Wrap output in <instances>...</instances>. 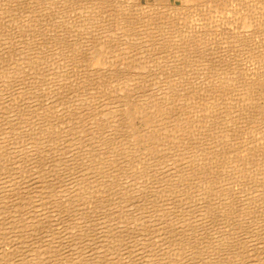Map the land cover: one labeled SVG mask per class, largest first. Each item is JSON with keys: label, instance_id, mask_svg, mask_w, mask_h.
I'll return each instance as SVG.
<instances>
[{"label": "rangeland", "instance_id": "rangeland-1", "mask_svg": "<svg viewBox=\"0 0 264 264\" xmlns=\"http://www.w3.org/2000/svg\"><path fill=\"white\" fill-rule=\"evenodd\" d=\"M0 1H2V0H0ZM5 3H4V2ZM2 2L4 3H0V11H3V13H4V15L2 14V12L0 13V19H3L4 17H5V19H3V20H0V22H2V23H0V25H2V27L0 26V28H1V32H3V34H2V37H1V32H0V37H1V39L0 40H2L4 37V39L5 40H12L13 38V40L15 41L16 40V42H14L13 40L12 41H5L4 39L2 40V41H0L1 43H0V45H3V46H0L1 47V49H3V50H0V51H3V52H1L0 53V55H3V56H0V58H2V57H5V55H6V52L8 51V45H9V52L10 53H7V55H6V57L7 58H9V59H7L6 57V59L3 61V59H0L2 62H4L3 64L5 65L4 67H6L7 68V70H5V68L3 67V65L1 64V61H0V71H2L3 72V74H4V76L2 75L1 77H0V83H2L3 82V88L1 87V85H0V90L2 91H0L1 93H0V96H1V98L3 99V101H1L2 99H0V109H3V107H4V109L5 108H7V109H5V111H4V109L3 110H0V118L2 117V118H4L5 119V122L4 121H2V120H4V119H2L1 120V122L0 123H3V124H5L7 121V124L6 125H4L3 126V124H0V127H2L1 129H0V134H2V135H0L1 137L0 138H2V136H3V138L2 139H0V144L2 143L1 141H3L4 143H2L3 144V146H1L0 148H5V149H0V151H2L3 152V154L1 155V152H0V158H2V160L0 159V161L2 162H7V161H9V162H7V164L10 166V167H12V168H10L8 165H6V163H1L0 162V166H1V168H3V170H1V168H0V182H2V183H0L1 185H0V191H1V193H3V194H1L0 193V204H7L6 206H5V204H4V206H2V205H0V207H2V209H0V212H2L1 210H6L5 211V214H4V211H3V213H0L1 215H0V235L2 236L3 235V237H5V241H6V239H9V238H11L12 240H15V241H17V243L19 244H17L15 241H12L11 239H9V241L7 240V242H3L2 240H4L1 236H0V239H2V240H0V244H1V242H3L2 244H4V246L5 247H7L8 246V244H9V246H8V248L10 249L11 247H13V248H11V250L13 251V252H15V253H13L12 252V258H14L15 257V259H18L19 260V264H30L29 262H31V263H33L32 261H34L35 262V264H45L44 262H46V264H51V262L50 261H52L53 259V262H52V264L53 263H55L56 264V261H55V258L54 257H56V256H53L52 254H56L57 255V253L56 252H53V253H45L46 252V249H44L43 247H40L41 245H44L45 244V240H43V239H47V235L48 236H53L54 234L56 235V238H54L55 237V235L53 236V243H54V247H56V248H58V250H59V245L60 244H62V243H64V246H65V249H66V247L68 248V249H66V250H64L63 248V250H60V255H62V256H65L66 254V256H67V258H69L68 256V254H70V255H73L74 254V256H73V258L75 259H73V258H71L72 256H70V258L68 259V260H66V256L65 257H60V255H59V257L57 256V258H56V260L57 261H59V262H57V264H60V263H62V264H65V262L67 263V264H70L69 262H71L72 264H76V263H78V264H80V262H81V260H82V263L84 264V263H86V264H90L91 262V264H93V262H95L94 264H103V263H105V264H111V261L114 259V261L116 262V260H117V258L119 257H117L116 256V254L117 253H119V251L122 249V247H123V250H121L120 251V253L121 254H117V255H120V257H121V255L124 253V251H125V253L124 254H126V252L128 251H126V249H128V243H131V240L133 239V242H137L138 243V245H140V243L142 244V245H140V248H137V247H139L137 244H132V247H134L135 245H136V249L134 248L133 250H131L132 249V247H130L131 245L129 244V251L127 252V253H129L130 251L131 252H133V251H135V252H133V253H129V255H133L134 256V259L132 258V256H130V258H132L133 259V261H132V259H130V258H127V256H129L128 254L127 255H124L123 257H121L122 259H124L123 260V262H122V260H121V262L122 263H125V264H131L132 262H134L136 259H138V260H136L133 264H138V262H139V264L140 263H142V264H146V262L145 263H143V260L145 261L147 258H148V256L149 255H151L152 254V256L154 255H156V253H157V251L159 250L160 251V249H161V253H159V251H158V253L160 254V255H162V253H163V256L161 257L158 253H157V255H156V257H152V256H149V258L151 259H156V260H161V261H159L158 260V262H160L159 264H161V262H162V264H163V262H165V261H167L170 257H172V256H170V255H173L172 254V252L173 251H175L176 252V250H177V247H178V250L177 251H179V252H177V254L178 255H180V257L179 256H177L176 255V253H174L175 254V256H173L172 258H171V260H168V264L171 262V264L173 263L174 264V262L173 261H175V264H194V263H196V264H200V263H204V264H264V111L262 112L263 113V115H262V113H260V110L263 108L264 109V55H261L262 54V51L260 52V50H256V48L254 47V45L253 46H250V45H252V42L253 43H255L256 41H255V39H249V38H247V39H249L250 40V42H248L247 40H246V38H244L243 39V35H241V34H243V26H240L241 24H242V17H243V12H240V14L242 15V17L241 16H239L240 14H239V11L241 10V11H243V10H245V7H246V4H247V6H248V2H246V3H244V5L245 6H243V4H241L240 2H243V0H239V3H240V7H239V5L238 4H236V3H238V2H236V1H238V0H228V2L229 3H231V4H227L228 2L227 1H225V0H222L223 1V4H222V2H219L218 0H208L207 2H205V4H204V0H202L203 2V4L201 3V0H189V3H188V1H187V3L185 4V3H183L182 1H175V0H170V2H171V6H167L166 7V3H167V0H130L129 2L127 1V0H105V3H103L102 2V0L100 1V0H47V6H46V0H33V2L35 1V3H33L31 0H21V2H20V0H11V1H7V0H3ZM8 2V4H7V2ZM16 1H19V3H20V5L18 4V2H16ZM28 1V2H27ZM32 2V4H33V6H35V7H33L32 5H30L31 4V2ZM39 1V2H38ZM42 1V2H41ZM138 2V4H140V5H138V6H136L137 5V2ZM193 1V3H191ZM194 1H196V2H194ZM225 1V2H224ZM232 1V2H231ZM12 2H14V3H12ZM43 4H41V3ZM48 2H50V3H48ZM100 2H102L101 4H99ZM126 2H128V4H127V7H126ZM209 2V3H208ZM235 2V4H232V3H234ZM10 3H12V5L10 4ZM17 5H19V6H17ZM23 3L26 5H23ZM28 3H30V4H28ZM41 4V5H39L41 8H42V10H44V11H42L41 9V13H40V10H39V6H38V4ZM125 3V4H124ZM208 3V4H207ZM217 3V4H216ZM220 3V4H219ZM225 3V4H224ZM1 4H3L4 5V7H5V9L6 10H3V8L1 7L2 5ZM9 5L10 4V8H12V6L14 5V8H17L16 9V11H15V9L14 8H12L11 9V12H10V8H7V6H5V5ZM36 4H37V6H36ZM96 4V5H95ZM105 4V5H104ZM117 4L120 6H118L117 7ZM121 4L125 7V9H124V7L122 8V9H120L122 6H121ZM168 4V3H167ZM214 4V5H213ZM15 5H16V7H15ZM21 5L22 6H24V8L22 7L21 8ZM28 5H29V7H28ZM46 7H45V6ZM50 5H52V6H50ZM100 5L102 6L100 9L98 8V6L100 7ZM106 5L107 6H110V7H108V8H106ZM144 5V6H143ZM232 5V6H231ZM237 5V6H236ZM42 6H44V8H47L46 10L42 7ZM50 6V7H49ZM129 6V7H128ZM142 6V7H141ZM147 6V7H146ZM230 6V7H229ZM233 6H235L234 7V9L233 8H231V7H233ZM242 6V7H241ZM37 7V8H36ZM39 7V8H38ZM52 7V8H51ZM112 7H114V10H113V8ZM227 7V8H226ZM20 8H21V10H20ZM34 8H35V10L37 9L38 11H39V13L40 14H42V12H43V16L45 15V14H47L44 18L42 17V15H38L39 13H37V12H35V10H34ZM51 8V9H50ZM98 8V9H97ZM239 8H241V9H239ZM9 9V10H8ZM23 9V10H22ZM49 9V10H48ZM127 9V10H126ZM233 9V10H232ZM24 10H25V13H24V15H21V13L23 14V12H24ZM51 10V11H50ZM112 10L113 11H115V12H112ZM237 12H236V11ZM5 11L6 12H8V13H10V14H8V13H5ZM15 11V12H14ZM27 11V12H26ZM32 11V12H31ZM50 11V13H48ZM123 11V12H122ZM233 11V12H232ZM30 12V13H29ZM47 12V13H46ZM15 13H16V15H15ZM18 13V14H17ZM234 13H236V15H238V16H235V14ZM5 14H8L9 16L11 15V18L12 17H20L19 19H18V22H17V19L16 18H12V20H14V21H12L11 20V18L7 15V16H5ZM25 14H26V16H25ZM28 14V15H27ZM30 14V15H29ZM36 14L39 16V18L41 19H39L38 18V21H37V17H35L36 16ZM50 14V15H49ZM19 15H21V16H19ZM49 15V16H48ZM234 15V16H233ZM3 16V17H2ZM25 16V18L23 19V17ZM29 16H31L30 17V20L29 21H27L28 19H29ZM32 16H34V19H33V21L31 20L33 17ZM7 17V18H6ZM8 17H9V19H8ZM22 17V18H21ZM28 17V18H27ZM42 17V18H41ZM47 17H50V18H47ZM234 17H236V18H234ZM237 17L239 18V20H240V22L238 21V19H237ZM210 18V19H209ZM222 18V19H221ZM20 19L21 20H24L25 21V23L23 22V21H20ZM26 19V20H25ZM211 19H213V21L211 20ZM235 19H237V21L235 20ZM9 20L11 21V22H9ZM39 20H40V22H41V24L39 23L38 25H37V22H39ZM43 20V21H42ZM211 20V21H210ZM221 20H223V21H221ZM242 20V21H241ZM5 21H7V22H5ZM30 21H32V26H29V25H26V24H30V23H27V22H30ZM34 21H36L35 23V25L36 26H34L33 27V25H34ZM48 22V24H49V27L51 26V28L50 29H48L47 27H48V25L45 23V22ZM219 21H221V22H219ZM9 22V23H8ZM14 22V23H13ZM43 22V23H42ZM238 22V23H237ZM6 23H7V25H9L10 26V28H8L7 26H5L6 25ZM19 23V24H18ZM24 23V27H26L27 28V30H28V32L26 31V28H24L23 26H22V24ZM4 24V25H3ZM12 26H14L13 28H14V30H13V28L11 29V25ZM18 24V25H17ZM22 27H21V26ZM124 25V26H123ZM127 25V26H126ZM239 25V26H238ZM243 25V24H242ZM3 26H4V28L6 27V29L3 31ZM17 26L19 27V31H17L18 30V28H17ZM29 26V27H28ZM37 26H42V28L43 29H45V31L46 32H44L43 31V29H41V30H39L40 28L39 27H37ZM31 27H33V28H31ZM124 27H126V28H124ZM7 28H8V30H7ZM15 28H17V29H15ZM24 28L25 30L23 31L22 29ZM36 28H38V31H36L37 29ZM233 28H234V31H233ZM242 28V29H241ZM9 29H10V32H9ZM20 29H21V32H20ZM29 29H30V31H31V34L29 35ZM236 29H238V31L236 30ZM239 29H241L242 30V32H241V30H239ZM7 30V31H6ZM12 30V31H11ZM15 30H16V32H15ZM250 30H252V29H250ZM6 31V32H5ZM26 31V34L28 33V35H25L24 34V32ZM34 31V32H33ZM39 31L40 32H43V34L45 33V35H46V37H45V35H41V33H39ZM47 31L50 33V34H47ZM230 31H233L232 33L230 32ZM237 31V32H236ZM253 31H255V30H253ZM5 32V33H4ZM18 32H20V34H19V36L17 35L18 34ZM33 32V33H32ZM35 32H36V35H37V37H35L36 35H35ZM238 32H239V35H238ZM10 33H14L16 36H13L14 34H10ZM17 33V34H16ZM22 33V34H21ZM40 35H39V34ZM231 33V35H230V37H232V35L233 34H235V33H237L236 34V36H237V38H234V40L232 39V38H230V37H228L229 36V34ZM262 35H264L263 34V32H260ZM260 33H257V34H260ZM7 36V38H6V36ZM9 34H10V36L12 37H10L11 39H9ZM34 35V39H33V36H32V39L30 38L31 37V35ZM250 34V33H249ZM258 35V37H259V39L261 40V42H263V44H264V37H262V35ZM24 35H25V38H24ZM38 35L39 36H41V41H42V43L43 44H46V45H42V43L40 42V40L39 39H37L38 38ZM48 35V36H47ZM4 36V37H3ZM17 36H18V38H17ZM28 36H30V37H28ZM42 36H44V37H42ZM233 36H235V35H233ZM235 36V37H236ZM239 36V37H238ZM21 37H23V38H21ZM228 37V38H227ZM240 37H242V38H240ZM258 37H257V39H258ZM238 38H239V41H238ZM263 38V39H262ZM21 39L23 40V42L21 41ZM27 39H29V40H27ZM30 39H31V41H30ZM39 40V41H36V40ZM17 40L19 41H21V43L20 44H22L23 43V45H25L26 47H29L30 48V50H29V48H26V47H24V46H21V45H19V43L17 42ZM26 40L28 41V45L27 44H25V43H27L26 42ZM236 40H237V42H236ZM244 40V41H243ZM246 40V41H245ZM255 42H254V41ZM259 40V41H260ZM33 41V42H32ZM36 43H35V42ZM46 43H45V42ZM30 42H32V43H30ZM38 42V43H37ZM41 44H40V43ZM2 43H4V44H2ZM10 43H12V45L10 44ZM13 43H14V45H13ZM18 45H17V44ZM244 43L246 44V43H248V45L246 46V45H244ZM249 43H250V45H249ZM7 46H6V45ZM16 44V45H15ZM32 44H36L38 47H36L35 45H32ZM39 44V45H38ZM206 44V45H205ZM262 43H261V48H262V45H263ZM6 46V49H5V46ZM41 45H42V49L44 50V53H43V51H42V49L40 48L41 47ZM13 47V46H15L14 48H13V54L15 55V53L17 52L16 50H18V52L16 53V55H17V57L16 58H22L21 60L23 61H19L18 59H15V58H13L14 57V55L12 54V48L11 47ZM16 46H18V47H16ZM34 46H35V49H32V48H34ZM43 46L44 47H46L47 49H48V51L50 52V53H52V54H50L48 51H47V49L46 48H43ZM20 47V48H19ZM22 47H24V48H22ZM252 47H254V49L258 52V53H256V52H252L253 50V48ZM263 47H264V45H263ZM15 48H17V49H15ZM19 48V49H18ZM25 48L27 49V51H29V53L30 54H33L34 53V55L32 56V55H30L26 50H25ZM40 48V49H39ZM252 48V49H251ZM21 49H23V50H21ZM37 49H39V50H37ZM45 49H46V51H45ZM5 50V51H4ZM32 50H35L36 51V53H35V51H32ZM251 50V51H250ZM254 50V51H255ZM262 50H264V48H262ZM16 51V52H15ZM21 51V52H20ZM22 51H23V55H24V59H23V56L21 55L22 54ZM32 51V52H31ZM52 51V52H51ZM5 52V53H4ZM24 52H25V54H24ZM40 52H42L43 53V55H42V53H40ZM26 53H28L27 55H26ZM38 53V54H37ZM51 55H49V54ZM259 53H261V54H259ZM5 54V55H4ZM20 54V55H19ZM45 54H46V57H45ZM264 54V53H263ZM11 56V58L12 59H15V61H17L18 60V65L20 64H25L24 66H18L20 69H21V67H22V69H21V71H20V69L18 70V68L17 67H15V69L13 70V68H14V60H12V62H11V58L10 57H8V56ZM12 55H13V57H12ZM36 55V56H35ZM75 55H77V56H75ZM25 56L27 57V59L25 58ZM30 56H32L33 58H38L39 56H40V60L39 59H36L35 61L32 59V57H30ZM43 56V57H42ZM30 57V61L31 62H29L28 61V58ZM43 59H42V58ZM51 57V58H50ZM74 57H76L75 59H74ZM44 58H48L47 60L45 59L44 60ZM95 58H99V60L97 59V61L96 62H94L93 60H95ZM203 58V59H202ZM32 59V60H31ZM7 60V61H6ZM8 60H9V63L11 62L12 63V65H10L9 63H8ZM27 60V61H26ZM38 60H39V62H38ZM43 60V61H42ZM5 61H6V63H5ZM24 61H26V62H24ZM44 61H47V62H44ZM29 62V63H28ZM37 62V63H36ZM42 64H41V63ZM17 63H15V64H17ZM31 63V65L32 66H29V64ZM34 63V64H33ZM37 64V66H36V64ZM39 63V64H38ZM45 63V64H44ZM7 65H8V67H7ZM28 65V66H27ZM36 67V70L37 71H35V67ZM43 65V66H42ZM45 65V66H44ZM248 65V66H247ZM40 66V67H39ZM262 66V67H261ZM23 67H24V69H26V71L24 70L23 71ZM27 67V68H26ZM28 67H32L33 68V72L35 71L36 72V74H35V72H34V74H30V72L29 71H31V73H33L32 72V68L28 71L27 69H28ZM39 69H43L44 68V70L43 71H40V70H38V68ZM45 67H47V69L45 68ZM246 67H248V68H246ZM253 67H255V69H256V71L254 70V69H252ZM258 67L260 68V70L258 69ZM2 68H3V70H2ZM10 68V69H9ZM12 68V69H11ZM250 68V69H249ZM261 68H263L262 69V71H261ZM247 69V70H246ZM9 70H10V72H9ZM47 70V71H46ZM249 70V71H248ZM6 71V72H5ZM7 71H8V74L9 73H11L12 71H13V73H12V75H14L13 77L14 78H12V75L9 77L8 76V74H7ZM19 71V72H18ZM27 71H28V73H29V75H28V73H27ZM46 71V72H45ZM245 71H247L246 73H245ZM255 71V72H254ZM258 71V74L256 73ZM259 71H260V73H259ZM2 72H0V73H2ZM20 73V75L17 77L16 76V73ZM24 72H25V76H24ZM39 72V73H38ZM42 72H44V73H42ZM46 73H47V75H46ZM248 73V74H247ZM255 73V76H256V74H257V76H256V81H257V84H256V89L255 88H252L251 89V94H250V92L249 93H247L249 90H246V88L247 87H244V86H246V84H247V81L250 79V77H251V75H253ZM40 74H42V75H39ZM261 74H263V75H261ZM1 75V74H0ZM5 75L8 77H5ZM18 75V74H17ZM33 75H34V77H33ZM36 75H37V77H36ZM48 76V77H43V78H40V79H42L40 82H43V84H45L46 86H48V84H53V85H51V87L52 88H55V90L54 89H52L51 87H50V85L48 86V87H46L45 85H43L42 83H40L38 80V78L39 77H41V76ZM136 75H138V76H136ZM139 75H141L142 77H140V78H138L139 77ZM27 76H28V78H31L30 79V81L31 80H33V82L35 81L36 82V84H37V86L35 85V82H34V85L32 84V83H30V81H29V79L27 78ZM33 77V79H32V77ZM39 76V77H38ZM122 76V77H121ZM124 76H126L125 77V79H124ZM127 76H129V77H131V78H133V79H130V78H128ZM133 76V77H132ZM246 76V77H245ZM250 76V77H249ZM254 76V75H253ZM252 76V77H253ZM260 76H262L261 78H260ZM21 77H23V79L25 80H23ZM28 79V80H26V78ZM248 77V78H247ZM6 78V79H5ZM16 78H18V79H16ZM35 78V79H34ZM48 78H50V80L48 79ZM134 78L138 81L137 83H139V85L138 84H136V80H135V84H133V82H134ZM143 78V79H142ZM245 78H247V81H245L246 79ZM255 78V77H254ZM259 78V79H258ZM11 79H14L13 81L11 80ZM36 79H37V81H36ZM51 79H52V81H51ZM138 79H140V81L138 80ZM15 80L17 81V80H20L19 82H22V81H24V82H22V83H15ZM132 80V81H131ZM225 80V81H224ZM260 80V81H259ZM7 81L9 82V84H10V81H12L11 82V84H14V85H11V88L12 87H14V88H12V89H14V90H8V88H10V86L7 84ZM26 81L28 82V83H30L29 85L28 84H26ZM229 82V83H227V82ZM255 81V80H254ZM255 81V82H256ZM6 82V83H5ZM18 82V81H17ZM223 82H224V85L225 86H223ZM39 83H40V85H39ZM226 83V84H225ZM7 84V86H5ZM17 84V85H16ZM22 84V85H21ZM126 84H127V87L129 88H127L126 90H129V91H126V93L124 92L125 91V88H126ZM135 85V86H138V87H134L133 85ZM245 84V85H244ZM20 85V86H19ZM25 85H26V87H25ZM31 85H33V86H31ZM40 87H39V86ZM121 85H123V86H121ZM170 85H171V87H170ZM258 85V86H257ZM5 86V87H4ZM9 86V87H8ZM19 88H17V87ZM23 87L22 88V91H24L23 89H26L25 90V92L27 93V94H29L30 93V95H31V93H33L34 91V93H33V95L34 94H36V93H38V94H36V98L34 99V96L32 97V95L30 96V95H28L27 97L26 96H24L23 94V92L21 91V89H20V87ZM41 86H45L44 88L43 87H41ZM118 86H119V88H118ZM123 88V87H125V88H123V89H121L122 91H121V93H118V91H119V89L121 88V87ZM6 87H7V90H6ZM18 89V91H16L17 89ZM28 87V88H27ZM39 87V90L43 93V95H45V96H43V98H42V93L40 92V91H38L37 90V88ZM50 87V88H49ZM112 87V88H111ZM116 88V90H115V88ZM224 87V88H223ZM10 88V89H11ZM30 88V90H27V89H29ZM46 88V89H45ZM47 88L49 89V90H47ZM88 88H92L91 90L90 89H88ZM110 89V90H108V89ZM132 90H131V89ZM138 88V89H137ZM167 88V89H166ZM169 88V89H168ZM173 88V89H172ZM34 90V91H32V90ZM46 90V91H44L43 92V90ZM50 89H52L53 91H54V93H53V91L52 90H50ZM108 90V91H110V93L109 92H106L105 90ZM134 89V90H133ZM173 91H172V90ZM178 90V92H177V90ZM190 91H189V90ZM21 91V95H19L20 93V91ZM37 90V91H36ZM111 90H114V91H117V92H115V94L113 95V93H114V91H112L113 93H111ZM136 90L138 91H141V92H137V94L135 93L136 92ZM144 90H146V91H144ZM157 90H158V92L159 93H155V92H157ZM169 90H171V92H173L174 93V98L172 97L173 96V93H171V92H169ZM176 92H175V91ZM245 90V91H244ZM5 93H4V92ZM8 91V92H7ZM32 91V92H31ZM50 91L51 92V94L50 93H48V92ZM57 91V92H56ZM60 91V92H59ZM72 91H74V92H72ZM88 91V92H87ZM132 92V93H130V95H129V93L128 92ZM147 91L149 92H151L150 93V97H151V95L153 96V99H152V97L150 98L149 96V98H150V100L152 101V104H151V101L148 99V97H147V95H149V94H147ZM154 91V92H153ZM161 91V92H160ZM167 91H168V93H167ZM187 91H189V92H187ZM247 91V92H246ZM12 92H13V94L15 93V92H18V94L17 93H15V95H13L12 94ZM59 92V95L61 94V92H62V94L59 96L57 93ZM134 92V93H133ZM253 92H254V94H253ZM11 93V94H10ZM23 93V94H22ZM40 93H41V96H40ZM46 93H47V96H46ZM56 93V94H55ZM74 96H77V95H79L78 97H75V98H77V99H75L74 97L73 98H71V100L70 101H76V102H70L69 101V99H70V97H72L73 95ZM75 93V94H74ZM77 93H79V94H77ZM107 93L108 94H110L109 95V97H108V95H107ZM116 93H117V95H116ZM127 94L128 93V95H125V94ZM143 93H146V94H143ZM152 93H154V94H152ZM162 95H161V94ZM165 93V94H164ZM172 94L171 96H170V94ZM188 93V94H187ZM189 93H190V95H189ZM192 93V94H191ZM248 95H247V94ZM5 96V97H3V95ZM11 96H10V95ZM27 94H25V95H27ZM49 94V95H48ZM119 94H121L122 96H124V97H121L122 98V100H121V98H120V96H118ZM131 94H136L137 95V97H138V95H139V97L137 98L136 97V95H132L133 96V98H134V100H133V98H131L132 96H131ZM145 95L146 96V98H145V96H144V98L146 99V101H144V100H140L141 99V97H142V95ZM157 95V94H160L161 96H159L158 98H160L163 102H164V104H161V103H163L162 101H161V103L159 104V102H160V99H157L156 97H154V95ZM178 94H180L179 95V97H177L178 96ZM187 94V95H186ZM244 94V95H243ZM250 94V95H249ZM39 95V96H38ZM51 95V96H50ZM56 95H58V97H55ZM72 95V96H71ZM85 95H86V97H85ZM115 95L116 96H118V99H117V97L115 98ZM141 95V96H140ZM155 95V96H156ZM164 95V96H163ZM190 96V100L192 101V102H190V100H189V96ZM247 95V96H246ZM6 96H7V98H6ZM41 97L42 99L40 100V99H38V97ZM53 96V97H52ZM127 96V97H126ZM130 96V97H129ZM158 96V95H157ZM165 96H167V98L165 97ZM176 96V97H175ZM248 96H250V98H251V96H252V98L254 99V100H251V102H248ZM255 96V97H254ZM11 97H13V99H15L16 101H14L13 99L11 100ZM20 97H24V98H22V99H24V100H22V101H20L21 99H20ZM30 97H32V99L34 100H32V99H30ZM44 97H45V99H44ZM46 97H48V99L50 98V97H52L53 99H47ZM79 97H81L82 98V101H81V99H79ZM91 97H92V99H91ZM111 97V98H110ZM112 97L114 98V100L112 99ZM164 97V99L166 98V99H168L169 101H170V99L169 98H171V101H170V103L169 102H167L166 100H164V99H162ZM184 97V98H183ZM10 98V99H9ZM17 98H18V100H17ZM55 98H57L56 99V101L57 102H59V103H57V102H53V100H55ZM87 98H90L89 100L87 99ZM95 98L96 99H98V100H96L95 102H93L92 100H95ZM108 98H110V99H108ZM119 98H120V100L122 101V103H120L119 104V102H120V100H119ZM123 98H124V100H123ZM126 98H128V101H130L131 99H132V101H133V103H134V105H136L135 103L137 102V105H138V103H143L144 105H142L143 107H141V109H138V108H140L139 107V105H141V104H139L138 106L136 105V106H134L133 107V103H128V101H126ZM144 98H142V99H144ZM185 98H186V101H185ZM188 98V99H187ZM247 99V100H245V99ZM4 99H5V101H6V103H8V104H6L5 103V101H4ZM10 100V101H7V100ZM37 99V100H36ZM75 99V100H74ZM78 99H79V101H81V103H83L82 104V106L80 105V104H78ZM84 99L86 100V102H83L84 101ZM113 101H112V100ZM115 99H116V101L118 102V100H119V102L117 103H115ZM154 99H156L157 101L155 102V105H161V107H162V105L164 106V110H163V108H161L160 106H154V109H153V103H154ZM180 100L181 99V101L180 102H178V100ZM193 99V100H192ZM26 100H32V101H30V102H26ZM36 100V101H35ZM38 100H40L39 102H38ZM88 100V101H87ZM111 100V101H110ZM141 102H140V101ZM159 100V101H158ZM184 100V101H183ZM244 100V101H243ZM25 103H27V104H25ZM69 101V103L70 104H68L67 102ZM90 101H92V102H90ZM139 101V102H138ZM177 101V104L176 105H174V103ZM22 102V103H21ZM34 102V103H33ZM44 102L45 103H47L48 102V104L46 105V104H44ZM52 102V104H50V103ZM89 102V105L87 104ZM114 102V103H113ZM124 102V103H123ZM125 102H127V103H125ZM149 104H147V103ZM172 102H173V104H172ZM182 102H184V104L182 103ZM186 102H189V103H186ZM2 103V104H1ZM15 103H18V105L16 104V106L14 105ZM28 103H30L29 105H28ZM53 103H56V104H53ZM84 103H86V106H85V104ZM90 103H91V105L92 106H90ZM94 103V104H93ZM113 103V104H112ZM181 104V106H183L184 108L185 107H187V105H188V110L190 109V107L192 108L190 111H193V112H188V110H187V108H181V106H179L180 104ZM187 105H186V104ZM20 104V105H19ZM21 104H24L23 106L21 105ZM44 104V108H43V105ZM60 105L59 107H58V105ZM73 106H72V105ZM98 104V105H97ZM123 106H122V105ZM131 105V107L129 106V105ZM166 104V105H165ZM179 104V105H178ZM183 104V105H182ZM3 105V106H2ZM8 106V107H6V106ZM13 105V106H12ZM33 105V106H32ZM39 105V107H37ZM40 105L42 106L41 108H40ZM57 105V106H56ZM69 106V105H71V107L70 108H68L69 109V111H68V109H67V107L66 106ZM88 105V106H87ZM122 107H120V106ZM124 105H127V107L126 108H124L125 106ZM145 105H148V106H146V107H149L148 108V111H147V109L145 108L144 109V107H145ZM152 107H151V106ZM170 105H172V106H170ZM181 108V109H184V111H185V113L183 112V110L181 111V109H179V110H177L179 107ZM186 105V106H185ZM19 106H21V108H19ZM29 106V107H28ZM30 106L32 107V108H30ZM36 106V107H35ZM45 106H47V108L48 107H52V109H50L49 111H47L46 110V112H50L52 115H53V113L54 114H56V113H58V116L57 115H55V116H53L54 118V120L53 119H51L52 117H49L51 114H46L45 113ZM56 106V107H55ZM85 106V107H84ZM174 106H176L177 108H175ZM2 107V108H1ZM9 107H10V111H9ZM11 107H12V109H11ZM14 107V108H13ZM23 107H25V108H23ZM129 107L130 108H134V110H135V114L132 112L133 110L132 109H130L129 110ZM155 107H157V108H155ZM158 107H159V109H158ZM165 107H166V109H167V113L165 112ZM168 107V108H167ZM169 107H171V108H175L174 110H173V112H172V110H171V112L169 111L170 109H169ZM16 108H17V110L19 111V109L21 110L20 111V113L16 110ZM22 108L23 109H25V111H23L22 110ZM37 109V108H40V109H38V111L37 112H41L40 110H42V109H44V112H43V110H42V117H43V119H44V116L46 115V116H48V117H46L45 116V119L44 120H47L48 118H49V121H50V119H51V122H45V124H44V122H41V123H39L40 122V120H42V117H41V113L38 115L39 116V118H40V120H39V118H38V116H36L37 114V112H36V110L35 109ZM58 108V109H57ZM60 108V109H59ZM63 108V109H62ZM71 108H73L72 110H70ZM113 108H114V110L115 109H117L118 110V108H119V112H117V110H116V112L113 110ZM128 108V109H127ZM144 110H143V109ZM14 109V110H13ZM34 109V110H33ZM120 109H123V110H121L120 111ZM150 109H151V111H150ZM158 110V112H160V114H161V116H158V114L159 113H157V111L155 112L154 110ZM161 109V110H160ZM255 109H257V111L255 110ZM258 109H260V110H258ZM8 110V111H7ZM52 110H57V111H52ZM109 110V111H108ZM125 110V112L126 111H128V112H126L127 114H129L130 115V113L131 114H134L133 116H131V117H133V119L131 120H129L128 119V116H127V114H125L124 112H123V114H125L124 116H123V114L121 113L122 111H124ZM140 110H141V112H140ZM162 110L165 112H162ZM15 111H17L19 114H21V115H18V113H16ZM29 111V112H28ZM34 111V112H33ZM111 111V112H110ZM145 111V112H144ZM174 111H176V112H179L180 111V114L179 113H175ZM5 112H6V114H5ZM11 112V113H10ZM17 114H15V113ZM33 112V113H32ZM53 112V113H52ZM56 112V113H55ZM72 112L73 113V115H72V117H70V115L72 114H70V113ZM109 113V114H107V113ZM114 112V113H113ZM136 112H140V113H138V116L136 115ZM144 112V113H143ZM146 112H149V114H151V112H155V113H152L151 115H150V117L152 118H155V120L154 119H151L150 121L148 120V119H150V117L149 116H146L145 114H147ZM185 114H183V113ZM187 112V113H186ZM258 112H259V114H258ZM10 113V114H9ZM26 113H28V114H26ZM31 115H30V114ZM44 113H45V115H44ZM62 113V115H64V116H66L67 118H65L64 117V119L62 118V117H59V115ZM111 113V114H110ZM115 113L117 114H119L120 113V115H118L117 117L118 118H116V115H115ZM169 113V114H168ZM173 113H175V114H178V115H180V116H178V115H176V117H175V114H173ZM190 113H192V114H190V115H192V116H190L189 114ZM74 114H76V115H74ZM80 116H78V115ZM107 114V117L105 116ZM139 114H141V117H143V115L142 114H144V117L142 118L143 119V121L141 120V119H139L140 118V115ZM153 114L154 115H156L157 116V118H158V120L156 119V117H154L153 116ZM159 114V115H160ZM162 114H164V115H162ZM165 114L166 115H172L173 117L172 118H170V116H165ZM182 114V115H181ZM194 114V115H193ZM260 115L259 117H258V115ZM6 115H9L8 117H10V118H12L11 119V121H10V118H8ZM15 115V116H14ZM24 115V116H23ZM51 115V116H52ZM109 115V116H108ZM262 115V116H261ZM16 116H17V118H16ZM30 116H36V117H30ZM59 117V118H57V117ZM76 116V117H75ZM78 116V117H77ZM113 116V117H112ZM120 116H122V117H120ZM135 116H136V119H135ZM146 116V117H145ZM163 116V117H162ZM182 116V117H181ZM188 116V117H187ZM193 116H195V117H193ZM18 117H20L21 118V120H22V122L19 120L20 118H18ZM22 117H23V119H25V118H28V117H30V118H28L27 120L25 119V120H23L22 119ZM109 117V118H108ZM114 118L113 120L111 119V118ZM127 119H126V118ZM139 117V118H138ZM159 117L161 118L162 117V119L165 117L167 120H168V122L166 121V120H164V121H161V125H160V123H158V122H160L159 121ZM168 117V118H167ZM179 117L181 118V119H179ZM186 117H187V119H186ZM193 117V118H192ZM37 119V120H39V127L41 126H43L42 127V129H41V131H44V133L43 132H41V133H43V134H41L39 131H38V129H39V127H38V124L35 122V124L36 125H33L34 123H31L30 121H29V119L31 120V121H36L35 119ZM70 118V119H69ZM73 120H72V119ZM75 118V119H74ZM79 118H80V120L81 119H83V122H80V120H79ZM106 118H108V119H105ZM120 118H121V121H120V124L121 123H123L124 121H125V123L126 122H128L129 121V124L130 125H124V124H119V122H118V120H120ZM123 118V119H122ZM145 118V119H144ZM148 118V119H147ZM188 118H190V119H188ZM194 118H195V120H194ZM18 121H17V120ZM59 119V120H58ZM66 119V120H65ZM67 119H69V120H67ZM137 119H138V122H137ZM162 119H160V120H162ZM172 119L173 120H175V119H178V120H176L177 121V123H175L174 121H172ZM184 119V120H183ZM185 119H186V122H185ZM13 120H15V122H13ZM53 120V121H52ZM60 120H63V121H60ZM75 120H77V121H79V123H77V121H75ZM103 120H105V121H103ZM107 120L109 121V122H107ZM123 120V121H122ZM147 120H148V122H147ZM157 120V121H156ZM169 120H171L170 122H169ZM179 120H182L181 122L179 121ZM189 120V121H188ZM195 122H194V121ZM9 121L12 123L13 122V124L14 125H12L11 123H9ZM17 121V122H16ZM24 121V122H23ZM59 123H57V122ZM67 121H69V123L67 122ZM74 121V122H73ZM114 123H113V122ZM130 121H132L131 123H130ZM135 123H134V122ZM141 121V122H140ZM154 122V123H156V124H154L153 123V125L155 126V127H158L159 128V125H160V128H159V130H158V128H155L154 126H152V123H149V122ZM18 122H19V124H18ZM28 122V123H27ZM52 122H53V124H55V123H57V125H55V126H53V124H52ZM55 122V123H54ZM66 123L67 125H65V123H64V125L62 124V123ZM108 124H107V123ZM112 122V123H111ZM140 122V123H139ZM145 122H147L146 124H144ZM162 122H164V123H162ZM171 122L173 123L174 122V124H171ZM179 122V123H178ZM187 123L188 122V124H183V123ZM193 122H194V124H193ZM22 123V124H21ZM27 125L28 124V126L30 125L31 126V129L28 127V126H26L25 124ZM46 123H47V125H46ZM52 124V126H53V129H52V127H51V125H48V124ZM71 123H73V127H75V125L77 124V125H80V127L79 126H77V127H75V128H77V129H75V128H73V129H75V130H73V132H72V128H71V126H72V124ZM81 123H83V125L81 124ZM109 123H110V125H109ZM119 124V126L117 125V124ZM166 123H168V125L166 124ZM33 125V128H32V125ZM41 124H44V125H41ZM60 124H62V125H60ZM75 124V125H74ZM104 124V125H103ZM114 124V125H113ZM116 124V125H115ZM134 124H136V125H134ZM138 124H139V126H138ZM141 124H144V125H141ZM149 124V125H148ZM159 124V125H158ZM172 125V126H170V125ZM183 124V125H182ZM191 124H193L192 125V129L193 130H195L194 131V134L192 135V134H190V132H191V128H189L190 126H191ZM11 125V126H10ZM22 125V126H21ZM59 125V128L57 127ZM102 127H101V126ZM113 125V126H112ZM123 125L126 127V129H125V127H123ZM131 125L132 126H134V127H131ZM152 126V128H153V131H154V133H153V137H152V128H151V126ZM166 125L167 126H169L170 127V129H171V132H170V129H169V127H167L166 129V131H164L163 132V129L166 127ZM175 125H180V126H178V128L180 129H182V127L184 128H186V129H184V130H187L188 129V131H190V132H185V133H188V134H190L191 136H188L187 137V135L186 136H184V137H182L183 136V134H182V132L183 131H181V129H180V131H179V133L180 134H178V131L177 130H179V129H177V126H175ZM182 125V126H181ZM185 125V126H184ZM6 126V127H5ZM15 126H17L15 129L16 130H18L19 132H24V133H26L25 135L23 134L22 135V138H24L25 137V139H26V141L27 142H24V139H22L21 138V134L20 133H18V131H16V130H11V128L12 129H14V127ZM21 126V127H20ZM24 126H26V127H24ZM34 126H37V127H34ZM45 126H46V129L48 130H46L45 131ZM50 126V127H49ZM66 128V130H67V132L68 133H66V131H64L65 129L63 128ZM81 126H83V127H81ZM113 127V131L114 132H111L112 130H111V128L110 127ZM116 126L118 127V129L116 128ZM130 126V127H129ZM144 129H142L141 127ZM147 126H149L150 128H151V130H150V128H147ZM164 128H163V127ZM175 128H174V127ZM4 127L6 128L5 130H3L4 129ZM79 127V128H78ZM120 127V128H119ZM137 127V129H135ZM147 129H145V128ZM173 127V128H172ZM21 128V129H20ZM23 128V129H22ZM34 128H37V129H34ZM50 128H51V132H53L54 131V135H53V133H52V135H51V132L49 131L50 130ZM54 128H56L55 130H54ZM63 128V130H61ZM84 129V130H82V129ZM95 128H99V129H95ZM121 128H123V129H121ZM130 128H131V131H130ZM195 128V129H194ZM39 129V130H40ZM58 129H60V131L58 130ZM79 129V130H78ZM81 129V130H80ZM115 129H117V131L119 132L120 130V132H122L123 134H121V133H118ZM120 129V130H119ZM127 129H129V131L127 130ZM143 131V133H144V136L143 135H141L140 133L142 132L141 130ZM174 131H173V130ZM175 129H177V130H175ZM33 130H35L34 132H33ZM57 130V131H56ZM99 130V131H98ZM111 130V131H110ZM124 130H125V132H124ZM137 130H138V132H139V130H140V133H139V135H141V136H139L138 138H139V140H136L135 142H134V140L135 139H138V138H135V137H137L138 136V134H137ZM146 130V131H145ZM148 130L150 131V134H149V132H148ZM162 130V131H161ZM165 130V129H164ZM169 130V131H168ZM183 130V129H182ZM13 133H12V132ZM36 131H38V132H36ZM55 131H56V133H55ZM85 132L84 134H82V135H80V133L79 132ZM101 131V132H100ZM127 131V132H126ZM132 131H134V132H132ZM156 131H158V132H156ZM172 131L174 132V134H173V136H172ZM177 131V132H176ZM16 132V133H15ZM32 132V133H31ZM38 133L37 135L38 136H43L42 138L44 139V140H46L45 139V137L48 139V138H50V139H48L47 140V142H43L42 140V138L40 137V140H39V138L37 137V135L34 137V133ZM47 132V133H46ZM50 132V133H49ZM57 132H60V133H57ZM65 134H64V133ZM82 132V133H83ZM95 132V133H94ZM96 132H98L97 134H96ZM110 132V133H109ZM117 132V134H120V135H118L117 136V134H116V136L114 135L115 133ZM132 132V133H131ZM157 134H156V133ZM166 132H168V133H166ZM177 133V135L179 136V138H178V136L177 135H175L176 133ZM9 133H11V134H14V135H11L12 137H9L10 136V134ZM30 133V134H29ZM63 133V135H60V134H62ZM75 133H76V135L77 136H80V137H77V136H74L75 135ZM79 133V134H78ZM99 133H101L102 135L100 136V134ZM126 133H127V135H126ZM142 133V134H143ZM148 133V134H147ZM166 133V134H165ZM170 133V134H169ZM191 133H193V132H191ZM8 136H7V135ZM18 136V134H19V136L20 137H16V135ZM29 134V135H28ZM41 134V135H40ZM67 134H69L68 136L70 137V136H72V137H68L67 136ZM71 134V135H70ZM112 134V135H111ZM129 134H131V135H129ZM137 135V136H135V135ZM159 134V135H158ZM160 134H163L162 136H163V139H162V136L160 135ZM48 135V136H47ZM64 135H66V138H65V136ZM83 135H84V137H83ZM114 135V136H113ZM125 138V136H129L130 137V139H128V138H126V139H124L122 136ZM125 135V136H124ZM146 135V136H145ZM165 135V136H164ZM166 135H167V137H166ZM170 135H171V138H170ZM182 135V136H181ZM4 136H5V138H4ZM30 136H33V137H31L34 141H36L37 140V142H39V143H37L36 144V142H33V140H31V138H30ZM49 136H54V138H55V140H54V138H51V137H49ZM64 136V137H63ZM124 139V141L125 142H123V140L121 139V137ZM131 136H132V139H131ZM149 136V137H148ZM151 136V137H150ZM154 136H156V137H154ZM159 136V138H157ZM169 136V137H168ZM61 137H63V138H65L64 140L61 138V140H60V138ZM67 137L69 138L68 140H72V141H70V143L68 142V140H67ZM75 137H76V139H75ZM83 137V138H82ZM165 137V138H164ZM174 137V138H173ZM175 137H177V138H175ZM181 137V138H180ZM187 137V139H186V141H185V138ZM191 137L193 138V139H191ZM13 138H18L19 139V141H17L18 139H14L15 141H17V143H15V141H13L14 143H12V139ZM29 138V139H28ZM38 138V139H37ZM79 138L81 139V141H77V140H79ZM134 138V139H133ZM141 138H144V140L145 141H143V139H141ZM153 138V139H152ZM154 138H155V140L156 139H158L160 142V144L158 143V145L159 146H161L162 144H163V147L165 146H167V142L168 141H166V143H165V140H168V138H169V140L171 139V141H169L170 143L168 144V146L165 148V150H164V148L163 149H159L158 148V146H157V142L156 141H154ZM182 138H184V139H182ZM11 139V140H10ZM42 139V140H41ZM53 139V140H52ZM56 139L58 140V142L56 141ZM74 139H75V142H74ZM142 141H141V140ZM146 139L148 140V139H151V140H149L150 142H152V141H154V142H152V143H150L151 145H152V147L150 146V144H149V142L147 141V143H146ZM173 139H175V141L173 140ZM179 139H181V141H179ZM188 139H191V142H190V140H188ZM5 140V141H4ZM9 140V141H8ZM30 140H31V142L33 143V145H32V143L30 142ZM52 140V142H50V141ZM59 140H60V143H59ZM126 140H128V142L126 141ZM157 140V141H158ZM165 143V145H164V143H162V141ZM62 141H63V144H62ZM67 141V142H66ZM77 141V142H76ZM130 141H132V143H131V145L132 144H135V146H137V147H133V150L134 151H132V147H131V145L129 144L130 143ZM5 142H6V144L8 145V143L9 142H11V151H10V147L9 146H7L6 144H5ZM8 142V143H7ZM19 142V143H18ZM40 142H41V144H40ZM50 142V143H49ZM56 144H55V143ZM72 142V143H71ZM79 142V143H78ZM139 142H142V143H139ZM31 143V144H30ZM57 143H59L58 145H57ZM65 143H69L68 145H66ZM78 143V144H77ZM80 143L82 144V146L80 145ZM105 143V144H104ZM144 143V144H143ZM145 143H146V145H145ZM34 144L36 145V146H34ZM39 144V145H38ZM52 146H54V147H52ZM76 144H77V147H78V149L80 150V146L81 147H83V148H81V152L80 151H76V150H78V149H76L77 147H76ZM91 144V145H90ZM103 144H104V146H103ZM128 144V145H127ZM137 144V145H136ZM149 144V145H148ZM156 144V145H155ZM9 145H10V143H9ZM14 145H16V146H14ZM21 145V146H20ZM31 145H32V147H34V148H36V149H34V148H31ZM41 145L43 146L44 145V147H45V145H46V149L44 148V147H41ZM79 145V146H78ZM141 145H143V146H140ZM6 146V147H5ZM13 146V147H12ZM23 146V147H22ZM39 146V147H38ZM48 146V147H47ZM57 146V147H56ZM59 146V147H58ZM130 146V147H129ZM145 146V147H144ZM146 146H149V147H146ZM29 147L32 149H29ZM39 149H41V151H40V154H38V148ZM52 147V148H51ZM66 149H65V148ZM73 147V148H72ZM91 147V148H90ZM142 147H144L146 150H144ZM158 148V150H156V148ZM12 148H14V149H12ZM20 149L18 152H17V150L18 149ZM23 148V149H22ZM27 148V149H26ZM58 148V149H57ZM61 148H63L64 150H62ZM72 148V149H71ZM130 148V149H129ZM140 149V150H142V151H139L138 149ZM142 148V149H141ZM148 148V149H147ZM154 149L155 148V150L156 151H158V153L155 151V150H152V149ZM7 149H9L8 151H7ZM45 149V150H44ZM54 149H56V150H54ZM59 149H60V151H59ZM67 149H69L70 151V154H68L69 152L68 151H66V156H64L65 158H63L62 156L64 155V153H65V150H67ZM73 149H75V150H73ZM89 149H91V150H89ZM136 149V150H135ZM13 150V151H12ZM30 152H29V151ZM35 150H37L36 152L37 153H35L34 151ZM48 150L50 151L49 152V154L47 153L48 152ZM54 150V151H53ZM61 150H62V152H63V155L62 156H60L61 155ZM151 150H152V153H153V155H154V157H157L158 156V158L157 159H153L152 160V158H153V156H151L152 155V153H151ZM7 151V152H6ZM11 153H10V152ZM17 152V154H14V152ZM44 151H46L45 152V154H46V156H45V154L43 153ZM55 151H56V154H55ZM75 151L77 152V153H75ZM89 151H90V154H89ZM130 151H132L131 153H132V155H131V153H130ZM146 153H144V152ZM149 151V152H148ZM164 151H165V154L163 155V154H161V155H163V157L162 156H160L159 155V152L160 153H164ZM9 152V153H8ZM23 153L22 155L24 156H22L21 154H19V155H21V157L18 155V153ZM61 152V153H60ZM78 152L80 153V157H79V159H78ZM140 152H142V153H140ZM148 152V153H147ZM4 153H6L5 155H4ZM26 153V154H25ZM31 153H33V154H31ZM44 155H43V154ZM73 153H75V155L73 154ZM128 153V154H127ZM158 155H157V154ZM9 154V155H8ZM13 154V155H12ZM25 154V155H24ZM34 154H36V155H34ZM40 155L41 156V154L44 156V158L46 157V158H48V160L46 161L44 158H43V156H42V159H44L43 160V162L41 161L42 159H41V157H39L38 155ZM50 154H51V157L52 158H49L50 157ZM60 154V155H59ZM84 156H83V155ZM130 154V155H129ZM140 154H144L145 155V158H143V156L142 155H140ZM148 154H151V155H148ZM156 154V155H155ZM12 155V156H11ZM14 155H15V157H14ZM47 155H49L48 157H47ZM53 155V156H52ZM57 155V157H54V156H56ZM58 155H59V158H58ZM72 155H73V157H72ZM147 155H148V158L149 159H151L150 161H149V159H147ZM6 156V157H5ZM13 158L12 160H11V157ZM82 156H83V158H82ZM88 156V157H87ZM140 156V157H139ZM142 156V157H141ZM151 156V157H150ZM193 158H191V157ZM8 157V158H7ZM20 157V158H19ZM28 157H30L29 158V161H31L33 164H34V166H36V167H33V164L31 163V162H28ZM40 158L39 160L38 159H36V158ZM60 157H61V160L62 159H65L64 161L67 163H64V165L62 164L64 161L62 160V162H60V164H62V165H59L58 163V161H60ZM72 157V158H71ZM75 157H76V159H75ZM19 158V159H18ZM23 158H25V159H23ZM36 159L35 161H34V159ZM56 158V159H55ZM90 158H91V160L93 161L94 159L95 160H97L98 159V161L99 162H97V161H93V163L94 162H96V163H92V161L90 162ZM177 158V159H176ZM179 158V159H178ZM189 158H191V159H189ZM4 159V160H3ZM23 159V160H22ZM31 159V160H30ZM33 159V160H32ZM50 159H53L54 161L55 160H57L56 162V164H55V162L54 161H52V162H50L49 160ZM70 159H71V162H70ZM144 159V160H143ZM145 159H147V160H145ZM161 159V160H160ZM5 160H7V161H5ZM13 160H16V161H14L13 162ZM74 160V161H73ZM77 160V161H76ZM102 162H101V161ZM155 160H156V162L157 163H155ZM189 160L191 161V162H195L196 163V165H195V167L197 168H195L192 164H190V162H189ZM23 162L24 163V165H22L23 163H20V162ZM49 161V162H48ZM68 161L70 162V163H68ZM152 161H153V163H152ZM158 161H159V163H158ZM197 161V162H196ZM28 163L27 165H31V166H27V165H25L26 163ZM42 163L41 165H39L40 163ZM48 162V165L46 164L45 165V163H47ZM86 162L88 163V165H90L89 167L87 166V164H86ZM101 162V163H100ZM13 163H17L16 165L15 164H13ZM18 163L19 164H21L20 166L18 165ZM31 163V164H30ZM44 163V164H43ZM49 163H53V166L51 165V164H49ZM77 164V168H76V166H75V164ZM147 163V164H146ZM155 163V164H154ZM13 164V166H14V168H13V166H11V165ZM36 164H38V165H36ZM78 164H81L80 166H79V168H80V170H78L79 168H78ZM84 164V165H83ZM102 164H103V166H102ZM133 164L135 165V169L133 168V174H132V171H128L132 166H133ZM151 164V165H150ZM152 164H153V166L154 165H156L157 164V167H155V169H153L154 167H152ZM160 164V165H159ZM3 165V166H2ZM4 165H5V167H4ZM57 165V166H56ZM70 165V166H69ZM71 165H73L72 166V168H75V169H72L71 168ZM87 166V170H86V167H84V166ZM99 165V166H98ZM100 165L102 166V167H100ZM145 165L147 166H150L149 168L148 167H145ZM159 165V166H158ZM8 166V167H7ZM16 166V167H15ZM37 166H40V167H37ZM46 166V167H45ZM51 168H50V167ZM59 166V167H58ZM72 169V171L70 172L69 170H71L69 167ZM92 166H94V167H92ZM138 166V167H137ZM17 167H19V168H17ZM23 167H24V170H23ZM26 167V168H25ZM29 167H30V169H29ZM43 167H45V168H43ZM48 167V168H47ZM56 167V168H55ZM57 167H58V169H57ZM65 168L64 170L66 171L67 169H68V171H66V173H65V171L64 172H62L63 170V168ZM90 167H91V169L93 170L94 169V171H90V172H87L88 170H90ZM121 167V168H120ZM124 167H126V168H124ZM128 167V168H127ZM134 167V166H133ZM136 167L138 168V169H136ZM141 167H143V169H144V172L146 173H144L143 172V170H140L139 168H141ZM152 167V168H151ZM193 167H194V169H196L197 170V173H196V171H193ZM4 168H7V169H5L4 170ZM38 168V169H37ZM40 168V169H39ZM59 168H61V170L59 169ZM117 168V169H116ZM123 168V171L122 170H120V169H122ZM9 169H10V171H9ZM20 169H22V170H20ZM26 169V170H25ZM27 169H29V170H27ZM32 169H34V170H32ZM41 169H43L42 171H41ZM52 169V170H51ZM54 169V170H53ZM96 169H98L97 171L99 172L100 170V173H98V175H96L95 174V170ZM116 169V170H115ZM125 169V170H124ZM128 169V170H127ZM146 169H149V170H146ZM17 170V171H16ZM46 170V171H45ZM56 170H58L57 172L59 173V174H57V172H56ZM82 170H83V172H82ZM132 170V169H131ZM135 170H136V172H138L137 170H140L139 172H141L140 174H144V175H146L147 176V178H149L150 179V177H151V182L150 181H146L145 180V178H146V176H144V175H140L139 174V172L136 174V172H135ZM222 170H223V172H222ZM3 171V172H2ZM4 171H6L7 173H5ZM24 171H25V176H23L24 175ZM30 173V175L29 176H27L26 174L28 173V172ZM33 171H35V174L33 173ZM52 171L54 172L55 171V176L52 174ZM59 171H61V172H59ZM73 171H76L77 173L80 171V173H74ZM86 171V172H85ZM146 171H148V172H146ZM180 171L182 172V176L180 175ZM12 172H13V174H12ZM16 172V174H17V176L14 174ZM18 172H20L21 174L19 175L18 174ZM32 172V173H31ZM40 172H42L43 174H38V173H40ZM44 172L46 173V174H44ZM48 172H49V175L51 176H49L48 175ZM69 172V173H68ZM227 172H228V175H227ZM238 172H240V174H241V172L243 173L242 175H240V174H238ZM4 173H5V175H4ZM28 173V174H29ZM61 173V174H60ZM70 173H72L73 175H71L70 176ZM93 173L96 175L95 177L97 178V179H95V181H94V175H93ZM3 174V176H1ZM6 174H9V175H6ZM14 175V176H16V177H13L12 175ZM52 174V175H51ZM63 174H65L66 176H68V182H67V177L65 176V175H63ZM68 174V175H67ZM75 174H77V175H81V174H83V175H81L82 177H83V179H80V177H76V175ZM84 174H86V175H84ZM105 174V175H104ZM11 175V176H10ZM34 177H33V176ZM39 175H41V177H42V175L43 176H45V175H47V178H45V177H40V179L39 178H37V179H35L36 177H39ZM56 175H60L59 177L58 176H56ZM62 175V176H61ZM90 175V176H89ZM93 175V176H92ZM100 175H103V178H102V176H100ZM129 175H131V176H129ZM135 175H136V177H137V180H135L134 181V179H136V177H135ZM140 175V176H139ZM148 175L150 176V177H148ZM4 176H7V177H5V179H4ZM19 176V177H18ZM31 176V177H30ZM49 176V177H48ZM85 176V177H84ZM105 176V177H104ZM132 176H133V180H132ZM174 176V177H173ZM179 176H181V177H179ZM3 177V178H2ZM11 178L12 180V182H10V181H8L9 180V178ZM25 179H24V178ZM28 177V178H27ZM53 177V178H52ZM64 177H66V178H64ZM71 177H73L74 178V180H71V179H73V178H71ZM93 177V178H92ZM139 177V178H138ZM173 177V178H172ZM18 178V179H17ZM19 178H21L22 180H20ZM32 179V182L31 181H29V180H31ZM34 178V179H33ZM44 178L45 179H47V180H45L44 181ZM51 178V179H50ZM56 178V179H55ZM64 178V179H63ZM85 178H86V181H85ZM93 180H92V179ZM99 178V179H98ZM146 178V179H147ZM157 178V179H156ZM56 181H54V180ZM57 179L59 180V181H57ZM62 179V180H61ZM70 179V180H69ZM87 179L89 180V181H87ZM117 179H118V181L120 182H117ZM120 179V180H119ZM121 179L122 180H126V182H124V181H121ZM129 179V180H128ZM143 179H144V181H143ZM154 179H156V181L157 182H159V181H161L160 182V184L164 187L163 189H161L162 188V186H160V184L159 183H157ZM172 179V180H171ZM179 179H180V181H179ZM15 180V181H14ZM16 180H18V181H20V182H17ZM24 180H26V181H24ZM27 180H28V182H27ZM52 180V181H51ZM65 182H64V181ZM90 180H91V182H90ZM98 180V181H97ZM107 180V181H106ZM148 180V179H147ZM152 180H154V181H152ZM166 180V181H165ZM167 180H168V182H167ZM176 181V182H174V181ZM198 180V181H197ZM5 181H7V183H5ZM21 181H24L23 183H21ZM35 181H37V183L39 182L40 184H38L37 185V183L35 182ZM76 183H75V182ZM80 182V183H78V182ZM95 182V184H96V182H99V183H97V186L95 185V184H93L94 182ZM105 181H106V184L108 183V185L110 186V188L112 189V188H114V189H112V190H110V188L109 189H107V187L105 186L104 188H103V186H101V185H106L105 184ZM145 181L147 182V183H149V184H147V183H145ZM163 181H164V183L166 184H164L163 183ZM171 181H173V182H171ZM8 182H10V183H12L13 185L11 186L10 185V183L8 184ZM27 184H26V183ZM34 182V183H33ZM42 182H44V184L42 183ZM52 182V187L55 185V188H57V189H55L54 187V190H53V188L51 187V185H50V183ZM57 182H59L60 184H58ZM72 182V183H71ZM84 182V183H83ZM86 182V183H85ZM87 182H89V184L87 183ZM114 182H116L115 184H114ZM142 182H144L145 184H143ZM179 182V184H177ZM17 183V184H16ZM19 183H20V187L18 188V185H19ZM29 183V184H28ZM33 185H37L36 187L35 186H33ZM56 183V184H55ZM71 183V184H70ZM101 183V184H100ZM117 183H119V184H121V185H119V184H117ZM139 183V184H138ZM142 183V185H143V187L142 186H138V185H140ZM154 183V184H153ZM156 183V184H155ZM23 184H24V186H23ZM26 184V185H25ZM41 184H43V185H41ZM45 184H46V186L48 187H45V189H44V187L42 188V186H45ZM48 184V185H47ZM62 184H64V185H62ZM70 184V186H68ZM78 184H79V186H78ZM80 184H82V185H80ZM83 184H88V185H90V187H85V189L86 188H88L87 190H85L86 192H83L82 190H79V189H83L84 190V185ZM99 184V185H98ZM112 184H114V185H112ZM159 184V185H158ZM171 184V185H170ZM182 184H184V186L182 185ZM189 184V185H188ZM2 185H4L5 187L6 186H11V187H7V189L9 190H5L4 191V186H2ZM17 185V186H16ZM30 185H31V187H30ZM56 185H60V186H56ZM76 185V186H75ZM85 185V186H86ZM91 185L93 186V188L91 187ZM96 187H95V186ZM114 186V187H112V186ZM119 185V186H118ZM123 185V186H122ZM147 185H148V187H147ZM165 185V186H164ZM174 185H176V188L174 189ZM183 186L182 188L181 187H178L177 188V186ZM16 186V187H15ZM50 186V187H49ZM64 186V187H63ZM65 186H67V187H65ZM72 186H75V187H73L74 189H76V191L75 190H73V192L75 191L78 195L80 194V193H85V195L87 194V191H89L88 193H90V194H88L90 197H92V200L91 201H88V200H90V197L89 196H87L86 195V197L84 196V194L82 193L81 194V196H82V198L83 199H85V200H83V199H81L80 197V195L78 196H76V193H73L72 192V190H70L71 189V187ZM82 188H81V187ZM99 186H101V187H99ZM108 186V187H109ZM115 186H118L117 188H115ZM121 186L123 187V188H121ZM124 186H126L125 188L128 190V189H130L129 187H131L132 189H130L131 191L132 190H137V188L138 187H142V188H139L137 191H134L133 193L132 192H130V190H129V192H130V196L132 197V196H134V195H136V194H140L141 196H134L135 198L136 197H138V198H131L132 200H134L135 201V203L130 199V196H129V194H127V192L128 191H126L125 190V188H124ZM147 188H146V187ZM157 186H159V189H157L156 187ZM170 187L172 190H176L175 192L174 191H172V193H174V194H172V193H170L171 195H173V196H170V197H172L173 199H175V198H177V197H175V196H179L177 199H175L176 200V202H175V200H173L172 198H170L169 199V195L170 194H166V196H168V198L167 197H165V199H166V202H163L164 200H163V198H164V196L163 195H165V193H169V192H171V190H170V188H168V187ZM174 186V187H173ZM186 186V190H190L191 191V193L189 192V196H187L186 195V193H188V191H185V189H184V187ZM2 187V188H1ZM14 189H13V188ZM22 187V190H23V195H22V200H20L21 199V188ZM23 187H24V189L25 190H27V192L23 189ZM59 187V188H58ZM63 188V189H61V188ZM76 187H80L79 189L78 188H76ZM97 187H98V190H97ZM120 187V189L121 190H123V191H121L122 192V194L123 195H120V193L121 192H118L119 190H117L118 188ZM146 189H145V188ZM161 187V188H160ZM27 188V189H26ZM33 188V189H32ZM35 188H37V189H35ZM53 190H51V189ZM65 188H68L67 190H65ZM72 188V189H73ZM107 189V191H105L106 189ZM134 188V189H133ZM165 188H167V189H165ZM180 188V189H179ZM188 188V189H187ZM2 189V190H1ZM6 189V188H5ZM13 191H12V190ZM17 189H20V190H18L17 191ZM28 189H30V190H32V191H34V194L32 193V191H30V190H28ZM39 189V190H38ZM42 189H44V190H42ZM50 189V190H49ZM58 189H61V195H60V193H59V197L58 198H55L56 196H58V194L56 193V192H59L58 191ZM93 189H96L95 191L93 190ZM100 189V190H99ZM105 189V190H104ZM117 190V192H116V190ZM10 190L13 192H10ZM17 192H15V191ZM55 190H56V192H55ZM78 190V191H77ZM110 190V191H109ZM139 190H141V191H139ZM159 190V191H158ZM163 190V191H162ZM184 190V191H183ZM195 190V191H194ZM6 191H8V192H6ZM32 193V195L29 193ZM39 191V192H38ZM62 191H70L69 193H67V192H65V193H63ZM93 191H94V193H93ZM96 191H98L99 193L100 192H102V193H100L101 195H99L100 197H98V192H96ZM111 191H115L113 194L111 193V194H109V192H111ZM124 191H126V192H124ZM157 191H158V194H157ZM162 191V192H161ZM168 191V192H167ZM180 191V192H179ZM182 191H183V193H182ZM194 191V192H193ZM7 194H6V193ZM39 193V196L36 194L35 195V193ZM49 192V193H48ZM56 194V195H53L54 193ZM140 192V193H139ZM143 192H147L146 194H145V197H146V195H147V197H146V200H140L141 198L142 199H144V195H142V194H144ZM153 192L156 194L155 195V199H154V197H152V196H154V194H153ZM160 192V193H159ZM165 192V193H164ZM184 192H186L185 194H184ZM196 192V193H195ZM14 193H16L17 195H14ZM29 195H28V194ZM45 193V194H44ZM47 193V194H46ZM53 193V194H52ZM71 193V194H70ZM72 193L75 195V196H73V198L75 199H78V198H80V200L77 202V200L75 199V200H73V198L71 199V197H72ZM94 195V198H93V195ZM109 194V196L108 195H106L105 196V198H103L104 197V195L105 194ZM126 193V194H125ZM152 195H151V194ZM4 194H6V195H4ZM12 194V195H11ZM25 194V195H24ZM26 194H27V198H26ZM71 195V197H70V195ZM116 194V195H115ZM185 196H183V195ZM3 197H2V196ZM10 197H9V196ZM35 195V196H34ZM41 195V196H40ZM44 195V196H43ZM115 195V196H114ZM158 195H159V197H158ZM163 196V198H162V196ZM181 195H182V197H184L183 199L186 201V199H189L188 201L189 202H185L183 199H182V197H181ZM191 195V196H190ZM194 195V199L192 200V196ZM196 195V196H195ZM15 196H16V198L19 200L18 202L16 201V198H15ZM17 196H19V197H17ZM23 196H25V197H23ZM30 196H32V197H30ZM33 196H34V200H37L38 202H36L35 201V203H34V200H33ZM36 196L38 197L37 199H36ZM50 196L51 197H53V198H50ZM62 196H66V198H67V201H66V199H65V197H64V199H63V197ZM68 196V197H67ZM103 196V197H102ZM111 196H113V197H111ZM122 196V197H121ZM126 196V197H125ZM148 196L150 197V198H148ZM160 196H161V198H160ZM6 197V198H5ZM8 197V198H7ZM12 197V198H11ZM13 197L15 198L14 199V201L13 202H10V203H8L9 201H11V200H13ZM31 199V200H28L29 198ZM39 197H42V198H39ZM44 197V198H43ZM45 197H47V198H45ZM61 197V198H60ZM85 197V198H84ZM101 197H102V199H101ZM117 197L120 199L119 201H118V199H117ZM121 197V198H120ZM188 197V198H187ZM190 197V198H189ZM202 197V198H201ZM11 198V199H10ZM24 198V199H23ZM25 198H26V200H27V203L25 204L24 202H26L25 201ZM87 198H89V199H87ZM100 199L99 201H97V199ZM110 201L111 200V198H112V202L111 203H109V201L107 200V199ZM114 198V199H113ZM126 198V199H125ZM157 198L159 199V200H157ZM186 198V199H185ZM2 199H4V200H2ZM6 199V200H5ZM8 199H10V200H8ZM47 199V200H46ZM56 199H59V200H56ZM61 199V200H60ZM62 199H63V201H62ZM94 199H96L95 200V202H92V201H94ZM103 199H105L104 201H108V203H103L101 200H103ZM123 201H122V200ZM138 199V200H137ZM148 199H151V200H155L154 201V203H153V201H151V200H148ZM160 199H162L161 201H160ZM181 199H182V201L183 202H181ZM199 201H198V200ZM8 200V201H7ZM49 200V203H50V200H51V204L50 205H52L51 207H52V209H51V207H49L50 205H49V203L47 204V201ZM72 200V201H71ZM128 200V201H127ZM180 201V204H185V203H187V204H190L189 205V207H187L188 205L187 204H185L184 206L186 207V209H185V207H184V210L182 209V205H177V204H179V201ZM191 200L192 201H194L195 203H196V206H194L195 205V203L194 204H191L190 202H191ZM196 200V201H195ZM1 201H3L2 203H1ZM21 201L23 202V203H21ZM57 201H59L58 203H59V205H58V207H57ZM64 201H66V202H64ZM73 201H75V202H73ZM97 201V202H96ZM114 201H115V203H118V204H116L115 205V203H114ZM120 201H122V202H120ZM139 201H142V204H143V201H144V204L142 205V204H140L141 202H139ZM147 201V203L149 204V207H152V208H149L148 207V204L146 205V202ZM149 201V202H148ZM152 203H151V202ZM157 201V202H156ZM158 201H160V202H158ZM15 202H16V204H15ZM40 202V203H39ZM46 202V203H45ZM55 202V203H54ZM60 202H64L63 204H61ZM67 202L68 203H70L69 205H70V207L71 208H69V205L67 206L66 204H67ZM99 202H102L101 204L102 205H98V203ZM162 202V203H161ZM174 202L175 203H177V204H174ZM13 203V204H12ZM39 203V204H38ZM43 203H44V205H43ZM75 203V204H74ZM79 203H80V206L83 204L84 206H81V207H79L78 205H79ZM122 205H120V204ZM123 203V204H122ZM126 203L128 204H133L134 206H137V204L139 203L142 207L143 206H145V207H148V209L150 210H148L147 211V209H146V211H145V209H144V207H143V211H142V207L138 204V208H134L131 204L130 205H127V207L129 206V208H127V207H124V206H126ZM151 203V204H150ZM163 203H164V205H165V203H166V205L168 206H164L163 205ZM8 204H11V205H8ZM20 204H22L21 206H20ZM25 204V205H24ZM31 204V205H30ZM40 204L42 205V207H39L40 206ZM45 204H47L48 205V207H45ZM78 204V205H77ZM95 204H97V206H95ZM100 204V203H99ZM108 204L110 205L109 207H107L108 206ZM113 206H112V205ZM157 204V205H156ZM160 204H162V207L160 206ZM174 204V205H173ZM14 205H15V209H17V208H20V209H17V210H14L13 208H14ZM16 205H17V208H16ZM46 205V206H47ZM65 205V206H64ZM86 205V206H85ZM151 205V206H150ZM152 205H155V207L154 206H152ZM176 205V206H175ZM194 207H193V206ZM7 206H9V207H11V208H9V211L15 216H19L18 218H16V216H15V218H13L12 216H10V214H9V211H8V208H5V207H7ZM22 206H23V208L24 207H26V208H24L25 209V211H24V209L22 208ZM35 206V207H34ZM37 206V207H36ZM61 206H62V208H61ZM88 206V208L90 209L92 206H94V207H92V210H93V208H98V209H96L97 210V212H96V210H94V215L92 214L93 212H91V209L90 210H88V208H84V207H87ZM119 207V208H116V207ZM160 206V207H159ZM172 206L174 207V209H173V211H172ZM180 206H182V207H180ZM224 206V207H223ZM230 207V211H226L225 212V208L227 209L228 207ZM5 209H4V208ZM32 207H34V208H32ZM39 207V208H38ZM44 207V208H43ZM55 207H57V208H55ZM64 207H66V208H64ZM67 207L69 208V209H67ZM72 207H73V210H72V213H71V209H72ZM78 207L80 208L78 211H77V209H78ZM106 208V211L104 210L105 208ZM120 207L122 208V207H124V211H127V213L126 214H120V213H124V212H122L123 211V208L122 209H120ZM139 207H140V209H141V212H142V214L144 215V216H146L145 218H144V216H141L142 214H140L141 212H140V210H139V213H138V209H139ZM169 208V207H171V209L169 210V209H167V210H164V209H166V208ZM176 207V208H175ZM180 207V208H179ZM193 207V208H192ZM222 207L224 208L223 209V211L225 212H223L221 209H222ZM30 208V209H29ZM37 208V209H36ZM41 208H43L42 209V212H44L46 215H48L49 214V212H50V214L52 215V217H53V219L55 218V220L53 221V219H51L50 218V214L48 215V217H46L47 219H43L45 216V214L44 213H42L41 212ZM45 208H47V209H51V210H49L48 211V214H47V210L45 209ZM61 208V209H60ZM64 208V209H63ZM83 208L86 210L85 211V213H87V214H83V215H85L86 217H87V215L89 216V217H87L86 218V221L84 220L85 218H84V216L83 215H81V217L82 218H84L83 220H82V218L78 215V213L80 214V210L82 209V211H81V213L82 212H84L83 211ZM107 208L110 210V208H112L111 210H113V211H107ZM154 208V209H153ZM187 208H189L188 209V211L186 212V210H187ZM190 208H192V209H190ZM194 208L196 209L197 208V210H194ZM221 208V209H220ZM21 209H22V211H21ZM33 209V210H32ZM38 209L40 210V211H38ZM46 211H45V210ZM54 209V210H53ZM60 211H59V210ZM63 209V210H62ZM76 209V210H75ZM127 209V210H126ZM180 209H182L183 211H180ZM199 209V210H198ZM209 209V210H208ZM243 209V211H241ZM21 212H20V211ZM31 212V216L29 215V211ZM32 210V211H31ZM37 210V211H36ZM44 210V211H43ZM56 210V211H55ZM67 210H69V211H67ZM102 212V210H104L105 212L104 213H101V215L102 214H106L107 215V217H106V215H105V217L103 216V218H101V219H99L100 217H99V214H100V211ZM116 210H118V212L119 213H116L117 211ZM119 210H121V211H119ZM130 210V212L132 213V215H130L132 218H133V220L135 221V219L134 218H136V219H140V220H138V221H131V217H129L128 219H130V221H128V219L126 220V218L129 216V213H128V211ZM132 210V211H131ZM194 210V211H193ZM211 210V211H210ZM220 210H221V212H220ZM228 210H229V208H228ZM13 211V212H12ZM35 211V212H34ZM58 211V212H57ZM75 211H77L76 213H74ZM88 211V212H87ZM115 211V212H114ZM133 211H134V213H133ZM137 211V212H136ZM163 213H162V212ZM167 211V212H166ZM168 211H169V214L170 213H173V212H180L181 213V216H180V213L178 212V213H176V214H179V215H177V216H174L175 215V213H173L174 215H172V214H170V215H172V216H170L169 214H168ZM193 213V214H195V216H196V218H191V213ZM35 214H34V213ZM40 212V213H39ZM60 212V213H59ZM62 212V213H61ZM91 212V213H90ZM107 212H109L110 213V215H108L107 214ZM144 212V213H143ZM154 212V213H153ZM186 212V213H185ZM189 212V213H188ZM228 212V213H227ZM229 212H230V214H229ZM242 212V213H241ZM9 214V216H8V214ZM36 213H37V215H36ZM44 214V215H42V214ZM54 213H55V215L57 216V214L59 213L60 214V216H59V214H58V216L57 217H55V215H54ZM97 213V214H96ZM114 213V214H113ZM115 213H116V215L118 216H116L115 215ZM148 215H150V216H148ZM167 213V214H166ZM185 213V214H184ZM188 213V216H190V217H188L186 214ZM221 213H222V215H223V213L225 214V215H221ZM2 214H4V215H2ZM24 214H25V216H24ZM28 216H27V215ZM41 214V215H40ZM62 214H65V216H64V218H63V216H62ZM68 214V215H67ZM72 214V215H71ZM75 214H77V216L75 215ZM93 215V216H91V215ZM113 214V215H112ZM119 214L124 218V217H126L124 220H121V221H124V223L123 222H120V218H121V216H119ZM134 214H137L136 216L134 215ZM139 214H140V216H139ZM146 214V215H145ZM158 215V216H160V218H161V220H163V222L161 221V220H159V218H157V216L156 217H154L153 215ZM162 214L164 215L165 214V216H164V218L166 219V215H169L170 217L169 218H171V221H174V222H171V221H168L169 223H167V220H168V217H167V219L165 220L164 218H163V216H162ZM184 214V215H183ZM22 217H21V216ZM41 216V218H40V216ZM54 215V216H53ZM75 215V218H78V222L77 223H75V218H73L72 216H74ZM98 215V216H97ZM100 215V216H101ZM114 215H115V217H114ZM198 215H200V217L198 216ZM1 216H7V217H5V218H8V219H5V218H1ZM30 216V217H29ZM36 216V217H35ZM62 216V217H61ZM70 216V217H69ZM90 216L91 217H93V219L92 218H90ZM101 216V217H102ZM111 216H113V217H111ZM140 218H139V217ZM153 216V217H152ZM183 216H186L185 218L183 217ZM194 216V215H193ZM192 216V217H193ZM225 216H227V219H226V217ZM28 217V218H27ZM32 217H34L33 218V220L31 219ZM62 218V220L64 221V222H66V221H68V222H66L65 224H62V223H64L60 218ZM72 217V218H71ZM95 217H98V225H99V228H97V226L95 227L94 225H95V223L97 222H95L94 223V221L96 220L95 219ZM112 218V219H109V218ZM150 217H151V219H150ZM189 219H188V218ZM225 219H223V218ZM228 217L230 218V219H228ZM10 218L11 219H21L22 218V220L23 219H26L27 218V221L26 220H23V221H20V222H22V224L17 220H15L14 222L12 221V220H10ZM30 218V219H29ZM38 218H40V220L41 219H43V222L44 223H42V222H40V221H38ZM89 218V219H88ZM108 219V221H110V220H114V222H111V223H114V224H111V226H110V224H109V222L106 220V219ZM116 218V219H115ZM118 218V219H117ZM123 218H121V219H123ZM142 218H144V220L142 219ZM146 218L147 219H149V220H147L146 222L147 223H145V220H146ZM154 218V219H153ZM174 218V219H173ZM191 218V219H190ZM6 220V223L7 222H9V225H8V223L6 224L5 223V220ZM51 219V220H50ZM56 219H58V220H56ZM59 219H60V221L61 222H59ZM69 219V220H68ZM74 221H73V220ZM88 219V220H87ZM91 219V223L89 224V220ZM102 219H103V221H102ZM143 221H142V220ZM155 219L156 220H158L157 221V223L155 224V223H153V221L152 220H154L155 221ZM179 219V221H181V222H183L184 220H186V221H184V223H185V225H186V222L188 221V224L190 225V227L189 228H185V227H188V224L185 226H183L181 223H177V222H179V221H176V220H178ZM184 219V220H183ZM188 219V220H187ZM28 220H29V223H28ZM31 220L33 221V222H35V224H34V226H35V228H34V226L33 225H29V224H32L33 222H31ZM47 220V221H46ZM81 220V221H80ZM94 220V221H93ZM118 220H119V223H118ZM152 222H151V221ZM183 220V221H182ZM191 220V222H189ZM12 221V222H11ZM37 221V222H36ZM42 221V220H41ZM45 221L47 222V223H45ZM49 221H51V223L49 222ZM106 221L108 222V223H106ZM140 221H142V224H141V222ZM148 221H149V223H148ZM159 221H161V222H159ZM176 221V222H175ZM2 222V223H1ZM3 222H4V224H6L7 226H5L4 224H3ZM18 222V223H17ZM27 224H26V223ZM82 222V223H81ZM83 222L84 223H86L87 225H89V226H86L85 224L83 225ZM125 222L126 223H128L127 225H128V228H126V227H124L126 224H125ZM136 222H137V226L136 227H139L140 229H138L137 228V230L134 228L133 229V227H135V226H133L134 224H136ZM156 222V221H155ZM11 223V224H10ZM14 225H13V224ZM40 225H38V224ZM45 224V225H43V227H45V228H47V231H49V232H47L46 231V229L45 228H43V227H41L42 226V224ZM50 224V226H52V228L51 227H49V224ZM56 224L55 225V227L53 226L54 224ZM67 223H70L71 225H72V228L74 227H76L77 229H78V231H79V233L83 230L84 231V229H86V227H87V230H88V232H90V233H88L87 232V230H85L84 232L82 231L81 233H80V235H76V234H79L78 232H77V229L75 228V230H74V228L72 229L71 227H69L70 226V224H69V226H68V224ZM73 223V224H72ZM101 223H106V226H105V224L104 225H101ZM120 223H122V225H124V226H122ZM139 223H140V226H138L139 225ZM152 224V225H146V224ZM159 223H162L163 224V226L162 225H160V226H162L161 228V230L162 231H164L163 229H165V231L166 230H169L168 228L170 227V232L169 231H167V233H171V231L173 230V232L175 233V234H177L176 232H178L179 230H181V226H183L184 228H182L184 231H181V232H179L178 233V236L179 237H181V236H183V238H185V239H182V242L179 240L180 238H178L177 237V235H175L173 232V234L172 235H174V237H172V235L171 234H169V235H167V236H169L168 237V240L170 241V240H173L174 238H175V236L177 237L176 239H178L180 242L178 243V240L176 241V239L174 240V241H171V242H174V243H170L169 242V246H167L168 244L166 243V242H168V240H167V238H165V236H166V232L164 231V232H162L160 229H158V228H160V226H159ZM166 223V224H165ZM175 225V227H174V225ZM183 223V224H184ZM191 223V224H190ZM3 224V225H2ZM24 224H26V227L24 226ZM48 224V225H47ZM67 224V225H66ZM75 224V225H74ZM80 224H82V225H80ZM118 224V225H117ZM133 224V225H132ZM165 224V225H164ZM169 224V225H168ZM171 224H172V226H173V228L175 229V228H177V229H175V231H174V229L172 228V226H171ZM177 224L179 225V226H177ZM180 224H181V226H180ZM18 225H20V227H21V225H23L24 226V228L26 229L27 228V230L29 231L30 230V228H31V233H33L34 231H35V234H37V236H38V233L40 234V232H42V234L41 235H39L38 236V238L37 237H35L33 234L31 235V233L29 234V232H26L27 230H25V234H24V237L27 239V241H26V239L25 238H22V239H24L25 240V243H23L24 245L22 246L21 245V241H22V239H21V237L22 236H20V235H22V234H18V233H20L19 231V229H21V228H19V226ZM29 225V226H28ZM38 225V226H37ZM57 225H58V227H57ZM61 227H60V226ZM81 226L80 228H78V226ZM90 225H91V227H90ZM101 225V226H100ZM112 225H115V226H113V228H112ZM117 225V226H116ZM126 225V226H127ZM130 225L131 226H133V227H130ZM142 225V226H141ZM146 225V226H145ZM154 225V226H153ZM156 225H158L157 227V229H153V227H155L156 228ZM168 226V227H165V226ZM5 227V229H4V227ZM14 226H16V228L15 229H13L14 228ZM28 226V227H27ZM49 228H48V227ZM62 226H65V227H62ZM69 228H68V227ZM83 226H85V228L83 227ZM110 226V228H108V227ZM122 226V230H123V228H124V230L126 231L127 229H129V228H132V229H129L128 231H126L127 232V237H126V233H125V231L123 232L121 229H119L120 227ZM148 226L150 227V228H148ZM177 226V227H176ZM30 227V228H29ZM36 227H38L37 228V230H36ZM54 227V228H53ZM59 227L62 229H64V228H68V229H59ZM83 227V228H82ZM101 227H103V229L101 228ZM108 228V229H110V230H105L104 231V229L105 228ZM117 227H119L118 229L119 230H117L116 228ZM141 227H142V230H141ZM180 229H179V228ZM3 228V229H2ZM29 228V229H28ZM40 228V229H39ZM94 228V229H93ZM111 228L113 229V230H111ZM114 228H115V231H114ZM126 228V229H125ZM149 229V231H148V234L149 235H151V234H153V233H155L154 231H156V230H158V231H156V233H155V235H157L156 237H158V236H160V239L161 238H163L164 237V239H162L163 241V244L161 243L160 244V247L157 245L160 241H158V240H153L152 241V239H155V237H154V235H152L151 237H152V239H149V238H151V237H149V235L147 234V232L145 233L144 231H146V230H148ZM152 228V229H151ZM11 229H13V230H11ZM18 229V230H17ZM39 229V230H38ZM44 230V232L42 231V230ZM48 229H50V230H48ZM54 229V232H55V230L56 229H59V230H57L54 234H53V232H52V230ZM70 229H72V230H70ZM81 229V230H80ZM97 229V230H96ZM99 229V230H98ZM102 231H104V232H108V234H105L104 232L102 233L103 235H105V236H107V235H109V232H111L110 233V235H109V238L108 239H105V238H107V237H105L104 238V240L106 241H103V239L101 238V237H104L102 234H101V230ZM143 229H144V231H143ZM172 229V230H171ZM9 230V231H8ZM16 230V231H15ZM33 230V231H32ZM60 230L63 232L62 234H61V232H60ZM66 230V232H64ZM92 232H95L97 235H98V237L100 238V240L98 239V237H96L97 235L95 234V233H93V237H91L92 236V233H91V231ZM94 230H96V231H94ZM131 230H133V231H131ZM134 230H135V232H134ZM139 230V232H137ZM140 230L142 231V233L140 232ZM188 230V231H190V233H192L193 231V233L191 234V236L188 234L187 235V233H189V232H187L186 233V231ZM14 231V233H16V234H11V232H13ZM37 231H39L38 233H37ZM46 231V232H45ZM58 231L60 232V233H58ZM69 231V233H67ZM73 231V232H72ZM75 231H76V233H75ZM98 231L100 232V233H98ZM117 231H119V236H117L118 235V232ZM121 231V232H120ZM130 231H131V233H132V235H134V236H128V233H130ZM152 231H153V233H152ZM192 231V232H191ZM7 232H8V234H7ZM50 232H52L51 234H50ZM71 232H72V234H71ZM116 234H115V233ZM137 232V233H136ZM183 232H185V234H183ZM4 233H6V235H7V237H6V235L4 234ZM43 233H45V234H47V235H45V237L46 238H44V237H41V236H44V234ZM50 235H49V234ZM75 233V234H74ZM114 235H116V236H114ZM125 234V236H123L124 234ZM138 233L139 234H142V235H144V236H140V237H136V235H138ZM143 233H145L146 235H148L147 237H146V235L145 234H143ZM157 233H160V234H157ZM164 233H165V236H164ZM181 233H182V235H181ZM17 234H18V236H17ZM53 234V235H52ZM57 234H58V236H57ZM63 234H65V235H67V234H69V236L67 237V236H61V235H63ZM73 234L75 235V237H74V239L76 238V241L78 242H73L71 239H73L72 237H73ZM85 235V238H82V236H84ZM87 234H90L89 236H90V238H93V239H89V236L87 235ZM94 234H95V236H94ZM193 234H195V235H193ZM12 237H15V236H17V237H15L16 239H14V238H12ZM60 235V236H59ZM82 235V236H81ZM102 235V236H101ZM123 236V240H122V236ZM130 235V234H129ZM161 235H163V237L161 236ZM181 235V236H180ZM34 236V237H33ZM50 236V237H51ZM70 236H72V237H70ZM80 238H79V237ZM88 238H87V237ZM110 236H113L111 239L112 240H115V239H118L119 237L121 238V239H118V240H115V241H117V242H115V243H117L116 245L115 244H112L113 242H112V240L110 239ZM166 236V237H167ZM173 238V239H171V237ZM185 236H190V237H188V238H191V239H188L187 237H185ZM192 236H194L195 237V239H196V242H197V238H199V243L201 244L202 243V245H198L199 243H197V244H195L196 242H195V239H192ZM28 237H30V238H28ZM32 237V238H31ZM50 237H48V239H50ZM62 237H64L63 238V242H62ZM68 238V240H67V242L65 241L67 238ZM96 239H95V238ZM114 237H117V238H115L114 239ZM129 237V238H128ZM130 237L132 238L131 240H129L130 239ZM147 238L148 240H146L145 238ZM193 237V238H194ZM33 238H34V240H35V238H36V241L34 242V244L32 245V246H34L35 245V243L37 242V244L38 245H35V247H31L30 246V244H32L33 243ZM42 238V239H41ZM58 238V239H57ZM61 238V239H60ZM71 238V239H70ZM77 238H78V240H77ZM87 238V239H86ZM127 239V240H129V241H125L124 239ZM135 238H139V240L140 239H143L144 238V241L142 240V242L140 241H138L137 239H135ZM170 238V239H169ZM228 238V239H227ZM37 239L39 240V242L37 241ZM54 239H56V240H54ZM73 239V240H74ZM79 239H82V240H80L81 242L83 241V242H85V241H89L90 240V242H94V243H96V244H94L93 242H92V244L91 243H89V242H86L87 244H88V246H87V244L86 243H83L82 242V244L84 245V247L82 246V244H81V242L79 241ZM89 239V240H88ZM98 239V240H97ZM102 239V240H101ZM157 239V238H156ZM159 239V238H158ZM223 239H224V242H223ZM225 239H226V241H225ZM242 239H243V241H242ZM21 240V241H20ZM28 240H33L32 242L31 241H28ZM60 240H61V242H60ZM70 240L72 241L71 243H70ZM96 240V241H95ZM108 240H110V241H108ZM120 240V241H119ZM121 240H122V242L123 243H125V245H126V243H127V247H125L124 248V245H123V243L121 242ZM150 240L153 242H150ZM167 240V241H166ZM185 240H189V242H188V244H185V246H183V241L185 242V243H187ZM190 240H192V242L190 241ZM201 240V241H200ZM218 240V241H217ZM229 240V241H228ZM12 243H11V242ZM20 241V242H19ZM42 242V244H41V242ZM57 241V243H58V245L55 243V242ZM100 241V242H99ZM108 241V242H107ZM118 241L121 243V245H120V243H119V245H118ZM146 241V242H145ZM149 241V242H148ZM155 241V242H154ZM158 241V242H157ZM166 241V242H165ZM204 241H209L208 243L207 242H205L206 244H208L211 248H213L214 246V248H216V250H214V251H212V249L210 250V248L208 247L207 248V246H205L206 244H204ZM214 241H215V243H214ZM239 241H241L240 243H242V244H245L244 245V247L240 244V243H237V242H239ZM26 242H28V243H26ZM59 242H60V244H59ZM68 242H69V245L70 246H73V247H77V252L75 251V253H74V251H73V249H75V248H73V247H68L67 245H68ZM98 242V243H97ZM102 242V243H101ZM103 242H105V243H103ZM111 242V245H115V246H119L118 248H120V250L119 249H117L115 246H114V248H113V246L111 247V245L109 244ZM143 242H145L146 243V245H150V246H158V249H155V248H157V247H150L149 245L148 246H143V245H145V243L143 244ZM165 242V243H164ZM179 244V246L181 247V249H179L180 247L177 245V243ZM191 242V244H192V246H190V243ZM216 242H218V243H220L221 242V244H224L225 243V245L224 246H222L221 244H219L220 246H221V248H222V250H221V248H220V246L219 245H217V243ZM15 243V244H14ZM30 243V244H29ZM75 243V244H74ZM103 244V246H104V248L106 247V249H104L103 248V246L101 245V244ZM108 243V244H107ZM148 243V244H147ZM151 243L153 244V245H151ZM154 243H156V245L154 244ZM176 243V244H175ZM181 243V244H180ZM193 243H194V246H193ZM237 243V244H236ZM2 244L0 245V249L3 247L4 249H5V247L4 246H2ZM7 244V245H6ZM12 244H14V245H12ZM25 244H26V247H28V248H26V247H24L25 246ZM40 244V245H39ZM56 244V245H55ZM65 244H67V245H65ZM71 244H73V245H71ZM77 244V245H76ZM80 244V245H79ZM90 244H91V247H90ZM105 244V245H104ZM172 244H174V247H173V245ZM238 244L239 245H241L240 246V248L242 247L243 248V251L241 252V254H240V252H239V254H240V256L238 255V252H237V246H238ZM10 245H12V246H10ZM15 245H18L19 246V248H22V249H24V251L23 250H20L19 248L18 249H15L16 247H18V246H16L15 247ZM30 246V248H29V246ZM63 245V244H62ZM94 245H95V247H94ZM97 245V246H96ZM98 245H101V247L99 246V248H98ZM106 245H109V248H108V246H106ZM162 245L163 246H166V247H163V248H161L162 247ZM171 245H172V247H171ZM175 245H176V247H175ZM186 245H188L187 247H188V249H186V250H184V253L182 252L183 251V249L182 248H187L186 247ZM195 245H198L199 246V251H198V246H196L197 247V250L196 251H194V247H195ZM2 246V247H1ZM37 246H39V247H37ZM92 246H93V248H92ZM121 246V247H120ZM142 246H143V248L145 249V247H147V249H153V251H154V249L155 250H157V251H154V253H152L153 251L151 250H149L150 252H151V254H150V252L149 251H147V249L146 250H144L143 248H142ZM226 246V247H225ZM38 249H37V248ZM81 247V248H80ZM86 247H88L87 249H86ZM97 247V248H96ZM169 247V251L171 250V248L173 249V251L171 250L170 252L167 250H165V252H162L165 248L167 249ZM196 247H195V249H196ZM31 248H32V251H31V254H30V250H31ZM33 248H34V250H35V253H34V250H33ZM36 248V249H35ZM42 248L43 250H44V252L42 253V251L40 250V249ZM72 248V249H71ZM84 249L83 251L82 250H80V249ZM90 248V249H89ZM101 248V252L103 253V252H106V250H107V248H108V251L106 252V253H103L104 254V256L103 255H100L101 254V252L98 250V249H100ZM102 248H103V250H102ZM176 248V249H175ZM184 248V249H185ZM192 248V249H191ZM207 248V249H206ZM218 248L221 250V251H219L218 253H215L216 251H218ZM238 248H239V246H238ZM241 248V249H242ZM7 249V248H6ZM28 249V250H27ZM78 249H79V251H78ZM92 249H93V253L95 252V251H97V252H95L94 254L93 253H91L92 252ZM112 249H114L113 251H111ZM125 249V250H124ZM138 249H140L141 251L139 252L138 251ZM163 249V250H162ZM175 249V250H174ZM25 250H27V251H25ZM36 250H40V253H39V251H36ZM57 250V249H56ZM87 250V251H86ZM91 250V254H89V251ZM110 250V251H109ZM115 250H119V251H116L114 254L112 253V252H114ZM181 250V251H180ZM191 250V251H190ZM202 250V251H201ZM203 250H205V252L203 251ZM82 251V252H81ZM189 251L191 252V253H189ZM192 251H194V252H192ZM238 251H239V249H238ZM16 252H18V253H16ZM21 252V253H20ZM26 253V254H24V253ZM33 252V253H32ZM37 252V253H36ZM57 252H59V251H57ZM64 252V253H63ZM68 252V253H67ZM73 252V253H72ZM78 252H80V253H78ZM88 253V255H87V253ZM109 252H111V253H109ZM185 252H186V254H185ZM189 254H188V253ZM196 252V253H195ZM202 252H204L203 253V255L202 254H200V253H202ZM211 252H213V253H211ZM63 253V254H62ZM77 253V254H76ZM86 253V254H85ZM138 253V254H137ZM140 253V254H139ZM143 253V255H144V253H145V255H146V257H144L143 255H141ZM149 253V254H148ZM169 253V254H168ZM180 253H183V255L184 256H182L181 257V255L182 254H180ZM201 255H199V254ZM210 253V254H209ZM19 254V255H18ZM20 254H21V256L23 257V259L25 258V260H23V259H21L22 257L20 256ZM23 254V255H22ZM45 254H48L47 255V257L50 255V258L52 259H50L49 257V260L47 259L46 260V256H45ZM59 254V253H58ZM76 254V255H75ZM78 254H81V260H77L75 257H77L78 256ZM85 254V256L86 257H84V259H83V255ZM106 254H109L108 256L106 255ZM168 254V255H167ZM191 254V255H190ZM192 254H195V255H192ZM235 254V255H234ZM25 255V256H24ZM38 255L43 259L44 257V260H42L41 258H39L38 257ZM90 255H93L92 257H91V260H89L90 262L88 263V261H86V260H88V259H90ZM98 256L99 257V259H98V257H97V259L100 261H98L97 259V261L95 260V256ZM112 255V256H111ZM137 255V256H136ZM164 255H165V257H164ZM166 255H167V258H166ZM197 255V257H195L194 258V256H196ZM199 255V256H198ZM210 255H211V261L209 262V259H210ZM249 255V256H248ZM30 256V261H27L28 259V257ZM43 256V257H42ZM51 256H53V258L51 257ZM101 256V257H100ZM114 256V257H113ZM116 256V257H115ZM126 256V257H125ZM137 258H136V257ZM138 256L139 257H144L143 259L142 258H138ZM157 256H158V259H157ZM178 258H177V257ZM233 256L235 257H238V258H233ZM17 257V258H16ZM102 257H104V258H106V261H107V259H108V261L106 262L105 260H104V258H102ZM108 257V258H107ZM113 257V258H112ZM176 257V258H175ZM39 258V259H38ZM78 258V257H77ZM88 258V259H87ZM92 258H93V261H92ZM100 258H102L103 260H100ZM165 258V259H164ZM193 258H194V260L195 261H193ZM199 258H201V259H203V260H205L204 262H203V260H200ZM20 259H21V261H20ZM27 259V260H26ZM31 259H32V261H31ZM34 259V260H33ZM36 259H38L40 262H38V260H36ZM41 259V260H40ZM59 259H62V262H61V260H59ZM79 259H80V257H79ZM126 259H128V261L126 260ZM129 259H130V261H129ZM163 259H164V261H163ZM178 259V260H177ZM179 259H180V261H179ZM71 260H74L75 261V263L73 262V261H71ZM77 260V261H76ZM118 260L119 261H117V263L118 264H122L121 262H120V258H118ZM148 260V259H147ZM146 260V261H147ZM156 260L154 261V263L156 262ZM197 260V261H196ZM201 262H200V261ZM49 261V262H48ZM65 261V262H64ZM69 261V262H68ZM80 261V262H79ZM84 261V262H83ZM110 261V262H109ZM127 261V262H126ZM132 261V262H131ZM141 261V262H140ZM177 261V262H176ZM182 261V262H181ZM64 262V263H63ZM131 262V263H130ZM149 262H151V264H154V263H152V261H149L148 260V264H150ZM158 262H156L155 264H158ZM179 262V263H178ZM200 262V263H199ZM208 262V263H207ZM12 263H15L14 261H12ZM81 263V264H82ZM116 263V264H117ZM166 264H167V262H165ZM164 263V264H165ZM15 264H17V262L15 263ZM34 264V263H33ZM112 264H115V263H112Z\"/></svg>", "mask_w": 264, "mask_h": 264}, {"label": "bare ground", "instance_id": "bare-ground-1", "mask_svg": "<svg viewBox=\"0 0 264 264\" xmlns=\"http://www.w3.org/2000/svg\"><path fill=\"white\" fill-rule=\"evenodd\" d=\"M2 1H3V0H2ZM2 1H0V3H3V2H4V1H3V2H2ZM7 1H11V0H7ZM7 1H6V2H7ZM14 1H15V0H14ZM23 1H24V0H23ZM31 1L33 2V0H31ZM31 1H30V2H31ZM100 1H101V0H100ZM106 1H107V0H106ZM127 1L129 2L130 0H127ZM175 1H182V2L185 3V4H186L187 1H188V3H189V0H175ZM190 1H191V0H190ZM196 1H197V0H196ZM196 1H194V2H196ZM207 1H208V0H204V4H205V2H207ZM218 1H219V0H218ZM225 1L228 2V0H225ZM225 1H224V2H225ZM235 1H236V0H235ZM240 1H241V0H240ZM16 2H18V4L20 5L19 1H16ZM20 2H21V0H20ZM24 2H25V1H24ZM27 2H28V1H27ZM32 2H31V4H30V3H28V4H30V5L33 6ZM38 2H39V1H38ZM41 2H42V1H41ZM41 2H40V3H41ZM102 2L105 3V0H102ZM102 2H100V3L98 2V3L101 4ZM128 2H126V4L124 3V4L126 5V7H127ZM136 2H137V1H136ZM202 2H203V1L201 0V3H202ZM219 2H222V4H223V1H222V0H220ZM229 2H230V1H229ZM229 2L227 3L228 5L231 4V3H229ZM231 2H232V1H231ZM236 2H238V3H236V4H238L239 7H240V3L243 4V6H245L244 3L248 2V6H247V4H246L245 10H243V11L240 10V11H239V14H240V12H243V17H242L241 14H240V15L238 14L239 16L242 17V20H243V21L241 20L243 25H242V24L240 25V26H243V29L241 28V29L243 30V34H241V35H243V39L246 38V40H247L248 42H250L251 39H255L256 42L253 40L255 43L252 42V45H250V43H249V45H250V46H253V45L255 44L254 47L256 48V50L259 48L258 50H260V52L262 51V54H261V53H259V54L264 55V54H263V53H264V50H262V48H264V47H263L264 44H263V42H261V40H260L259 37H258V35L261 34L260 32H263V34H264V0H243V2H240V3H239V0H238V1H236ZM4 3H5V2H4ZM4 3H3V4H4ZM12 3H14V2H12ZM12 3H10V4L12 5ZM33 3H35V1H34ZM40 3L38 4V6L42 4V3H41V4H40ZM45 3H46V6H47V0H46ZM48 3H50V2H48ZM167 3H168V4H167ZM167 3H166V7L172 5L171 2H170V0H167ZM191 3H193V1H192ZM208 3H209V2H208ZM208 3H207V4H208ZM3 4H1V5H2L1 7L3 8V10H6ZM7 4H8V2H7ZM7 4H6L5 6H7V8H10V7H11L10 4H9V5H7ZM15 4H16V3H15ZM43 4H44V3H43ZM43 4H42V5H43ZM202 4H203V3H202ZM216 4H217V3H216ZM219 4H220V3H219ZM224 4H225V3H224ZM232 4H235V2L232 3ZM16 5H17V4H16ZM16 5H15V7H16ZM19 5H17V6H19ZM23 5H25V4L23 3ZM95 5H96V4H95ZM101 5H102V4H101ZM101 5H100V7L98 6L99 9L102 7ZM104 5H105V4H104ZM138 5H140V4H138V2H137V5H136V6H138ZM213 5H214V4H213ZM9 6H10V7H9ZM25 6H26V5H25ZM36 6H37V4H36ZM44 6H45V5H44ZM44 6H42V7L44 8ZM46 6H45V7H46ZM50 6H52V5H50ZM50 6H49V7H50ZM118 6H119V5L117 4V7H118ZM121 6H122V7H121L120 9H122V8L124 7L122 4H121ZM143 6H144V5H143ZM231 6H232V5H231ZM236 6H237V5H236ZM19 7H20V6H19ZM22 7L24 8V6L21 5V8H22ZM28 7H29V5H28ZM33 7H35V6H33ZM39 7H40V6H39ZM39 7H38V8H39ZM108 7H110V6H107V5H106V8H108ZM119 7H120V6H119ZM128 7H129V6H128ZM141 7H142V6H141ZM146 7H147V6H146ZM229 7H230V6H229ZM234 7H235V6H233V7H231V8L234 9ZM241 7H242V6H241ZM12 8H14V5L12 6ZM12 8H10V12H11V9H12ZM21 8H20V10H21ZM36 8H37V7H36ZM51 8H52V7H51ZM51 8H50V9H51ZM98 8H97V9H98ZM112 8H113V10H114V7H112ZM226 8H227V7H226ZM235 8H236V7H235ZM14 9H15V11H16L17 8H14ZM40 9L42 10L41 7L39 8V10H40ZM44 9L46 10L47 8H44ZM124 9H125V7H124ZM233 9H232V10H233ZM236 9H237V8H236ZM239 9H241V8H239ZM8 10H9V9H8ZM12 10H13V9H12ZM22 10H23V9H22ZM34 10H35V8H34ZM41 10H40V13H41ZM48 10H49V9H48ZM113 10H112V12H115V11H113ZM126 10H127V9H126ZM15 11H14V12H15ZM37 11H38V10L36 9L35 12H37ZM42 11H44V10H42ZM50 11H51V10H50ZM50 11H49L48 13H50ZM235 11H236V10H235ZM237 11H238V10H237ZM237 11H236V12H237ZM1 12H2V14L4 15L3 11H0V13H1ZM26 12H27V11H26ZM31 12H32V11H31ZM122 12H123V11H122ZM232 12H233V11H232ZM5 13H8V12L5 11ZM24 13H25V10H24L23 14L21 13V15H24ZM29 13H30V12H29ZM37 13H39V11H38ZM40 13H39L38 15H39V16L42 15L43 18L47 15V14H45V15L43 16V12H42V14H40ZM46 13H47V12H46ZM8 14H10V13H8ZM8 14H5V16H7ZM17 14H18V13H17ZM234 14H235V16H238V15H236V13H234ZM15 15H16V13H15ZM21 15H19V16H21ZM27 15H28V14H27ZM29 15H30V14H29ZM38 15L36 14V16H35V17H37V21H38V18H39ZM49 15H50V14H49ZM49 15H48V16H49ZM0 16H1V15H0ZM8 16H9V15H8ZM25 16H26V14H25ZM25 16H24V17L22 16L23 19L25 18ZM233 16H234V15H233ZM239 16H238V17H239ZM2 17H3V16H2ZM9 17L11 18V15H10ZM9 17H8V19H9ZM22 17H21V18H22ZM30 17H31V16H29V19H28L27 21L30 20ZM32 17H33V18H32L31 20L33 21L34 16H32ZM42 17H41V18H42ZM238 17H237V19H238V21L240 22V20H239ZM6 18H7V17H6ZM12 18H16V19L18 18V19H19L20 17L17 16V17H12ZM12 18H11V20H12ZM27 18H28V17H27ZM47 18H50V17H47ZM234 18H236V17H234ZM3 19H5V17H4ZM3 19H0V20H3ZM18 19H17V22H18ZM35 19H36V18H35ZM35 19H34V20H35ZM39 19H40V18H39ZM209 19H210V18H209ZM221 19H222V18H221ZM237 19H235V20L237 21ZM14 20H15V19H14ZM14 20H12V21H14ZM25 20H26V19H25ZM40 20H41V19H40ZM40 20H39V22H37V25H38L39 23L41 24ZM211 20L213 21V19H211ZM211 20H210V21H211ZM15 21H16V20H15ZM15 21H14V22H15ZM20 21H23V22L25 23L24 20H21V19H20ZM32 21L27 22V23H30V24H26V25L32 26V24H31ZM42 21H43V20H42ZM221 21H223V20H221ZM221 21H219V22H221ZM5 22H7V21H5ZM9 22H11V21L9 20ZM9 22H8V23H9ZM14 22H13V23H14ZM35 22H36V21L33 22V23H34L33 27L36 26V25H35V24H36ZM44 22H45V21H44ZM0 23H2V22H0ZM15 23H16V22H15ZM24 23L22 24V26L24 25ZM42 23H43V22H42ZM45 23L48 25L47 28L50 29L51 26L49 27L48 22H45ZM237 23H238V22H237ZM18 24H19V23H18ZM18 24H17V25H18ZM3 25H4V24H3ZM10 25H11V24H10ZM0 26L2 27V25H0ZM5 26H7L8 28H10V26L7 25V23H6ZM14 26H15V25H14ZM14 26L11 25V29H12ZM20 26H21V25H20ZM20 26H19V27H20ZM22 26H21V27H22ZM29 26H28V27H29ZM123 26H124V25H123ZM126 26H127V25H126ZM238 26H239V25H238ZM15 27H16V26H15ZM19 27L17 26V28H18L17 31H19ZM23 27H24V26H23ZM33 27H31V28H33ZM37 27H39V28L41 27L39 30H41V29L44 28V27L42 28V26H37ZM8 28H7V30H8ZM17 28H15V29H17ZM24 28H26V27H24ZM24 28H23V29L21 28V29L24 31V30H25ZM124 28H126V27H124ZM5 29H6V27L4 28V26H3V31H4ZM21 29H20V32H21ZM36 29H37L36 31H38V28H36ZM241 29H239V30H241ZM250 29H252V30H250ZM0 30H1V28H0ZM7 30H6V31H7ZM13 30H14V28H13ZM236 30L238 31V29H236ZM242 30H241V32H242ZM253 30H255V31H253ZM6 31H5V32H6ZM11 31H12V30H11ZM26 31L28 32L27 28H26ZM26 31L24 32V34H25V35H28V33L26 34ZM41 31H42V30H41ZM43 31L46 32L45 29H43ZM233 31H234V28H233ZM233 31H230V32L232 33ZM237 31H236V32H237ZM0 32H1V31H0ZM5 32H4V33H5ZM9 32H10V29H9ZM15 32H16V30H15ZM20 32H18V34H17V33H16V34L19 36ZM33 32H34V31H33ZM33 32H32V33H33ZM234 32H235V31H234ZM39 33H41V35L43 34V32H40V31H39ZM39 33H38V34H39ZM231 33L229 34L228 37H230ZM249 33H250V34H249ZM257 33H260V34H257ZM2 34H3V32H1V37H2ZM10 34L12 35V34H14V33H10ZM10 34H9V39L12 38V37L10 36ZM21 34H22V33H21ZM30 34H31V31H30V29H29V35H30ZM47 34H50V33L47 31ZM236 34H237V33H235V34H233V35L236 36ZM4 35H5V34H4ZM25 35H24V38H25ZM35 35H36V32H35ZM39 35H40V34H39ZM39 35H38V38H37V39H39L40 42L42 43L43 40L41 41V39H40L41 36H39ZM43 35H45V33H44ZM233 35H232V37H230V38H232V39L234 40V38H237V36L235 37V36H233ZM238 35H239V32H238ZM261 35H262V34H261ZM5 36H6V35H5ZM13 36H16V35L14 34ZM18 36H17V38H18ZM32 36H33V39H34L35 37H37V35L34 37L33 34L31 35V37H30V36H28V37H30V38L32 39ZM47 36H48V35H47ZM239 36H240V35H239ZM239 36H238V37H239ZM1 37H0V39H1ZM3 37H4V36H3ZM10 37H11V38H10ZM42 37H44V36H42ZM45 37H46V35H45ZM228 37H227V38H228ZM257 37H258V39H257ZM262 37H264V35H262ZM4 38H5V37H4ZM4 38H3V39H4ZM6 38H7V36H6ZM21 38H23V37H21ZM24 38H23V39H24ZM46 38H47V37H46ZM240 38H242V37H240ZM247 38H249L250 40L247 39ZM3 39H2V40H3ZM13 39H14V38H13ZM13 39H12V40H13ZM31 39H30V41H31ZM33 39H32V40H33ZM262 39H263V38H262ZM2 40H0V41H2ZM4 40H5V39H4ZM7 40H8V39H7ZM7 40H5V41H7ZM12 40H10V41H12ZM27 40H29V39H27ZM27 40H26L27 43H25V44L28 45L29 43H28ZM35 40H36V39H35ZM39 40H36V41H39ZM246 40H245V41H246ZM259 40H260V41H259ZM8 41H9V40H8ZM8 41H7V42H8ZM10 41H9V42H10ZM13 41H14V40H13ZM21 41L23 42L22 39H21ZM21 41H20V40H19V41L17 40V42L19 43V45L26 47L25 45H23L24 42H23L22 44H20ZM238 41H239V38H238ZM240 41H241V40H240ZM240 41H239V42H240ZM243 41H244V40H243ZM251 41H252V40H251ZM14 42H16V40H15ZM32 42H33V41H32ZM32 42H30V43H32ZM34 42H35V41H34ZM40 42H39V43H40ZM44 42H45V41H44ZM236 42H237V40H236ZM241 42H242V41H241ZM0 43H1V42H0ZM35 43H36V42H35ZM37 43H38V42H37ZM41 43H40V44H41ZM45 43H46V42H45ZM261 43L263 44V45H262V48H261ZM2 44H4V43H2ZM10 44L12 45V43H10ZM16 44H17V43H16ZM16 44H15V45H16ZM5 45H6V44H5ZM5 45H4V46H5ZM13 45H14V43H13ZM17 45H18V44H17ZM32 45H35L36 47H38L36 44H32ZM38 45H39V44H38ZM42 45H46V44H43V43H42ZM42 45H41V47H40L41 49H42ZM205 45H206V44H205ZM244 45L247 46L248 43H246V44L244 43ZM0 46H3V45H0ZM6 46H7V45H6ZM6 46H5V49H6ZM35 46H34V48H32V49H35ZM10 47H11V46H10ZM14 47H15V46L11 47V48H12V54H13V51H14V50H13ZM16 47H18V46H16ZM24 47H22V48H24ZM29 47H30V46H29ZM29 47H26V48H29ZM254 47H252L253 49L251 48V49L253 50L252 52H256V53H258V52L254 49ZM19 48H20V47H19ZM19 48H18V49H19ZM26 48H25V50L27 51ZM40 48H39V49H40ZM43 48H46V47L43 46ZM7 49H8V51L6 52V55H7V53H10V52H11V51L9 52V45H8V48H7ZM7 49H6V50H7ZM15 49H17V48H15ZM39 49H37V50H39ZM46 49H47V48H46ZM46 49H45V51H46ZM0 50H3V49H1V47H0ZM21 50H23V49H21ZM29 50H30V48H29ZM254 50H255V51H254ZM4 51H5V50H4ZM16 51L18 52V50H16ZM16 51H15V52H16ZM32 51H35V50H32ZM32 51H31V52H32ZM42 51H43V53H44V50H43V49H42ZM47 51H48V49H47ZM47 51H46V52H47ZM250 51H251V50H250ZM1 52H3V51H0V53H1ZM17 52H16V53H17ZM20 52H21V51H20ZM27 52L29 53V51H27ZM48 52H49V51H48ZM51 52H52V51H51ZM4 53H5V52H4ZM16 53H15V55L13 54L14 57H13V55H12V57L15 58V59H18V58H16L17 55H18V54L16 55ZM18 53H19V52H18ZM28 53H26V55H27ZM35 53H36V51H35ZM40 53H42V52H40ZM43 53H42V55H43ZM49 53H50V52H49ZM49 53H48V54H49ZM24 54H25V52H24ZM29 54H30V53H29ZM37 54H38V53H37ZM50 54H52V53H50ZM50 54H49V55H50ZM4 55H5V54H4ZM6 55H5V57H6ZM19 55H20V54H19ZM21 55L23 56V59H24L23 51H22V54H21ZM30 55L33 56L34 53H33V54H30ZM0 56H3V55H0ZM27 56H28V55H27ZM32 56H30V57H32ZM35 56H36V55H35ZM43 56H44V55H43ZM43 56H42V57H43ZM50 56H51V55H50ZM75 56H77V55H75ZM5 57H2V58H0V59H3V61H4V60L7 58V57H6V58H5ZM8 57L11 58L10 55H9ZM30 57L28 58V61H29V62H31V61L29 60ZM42 57H41V58H42ZM45 57H46V54H45ZM25 58L27 59L26 56H25ZM50 58H51V57H50ZM75 58H76V57H74V59H75ZM7 59H9V58H7ZM15 59H12V58H11V62H12V60H14V62L17 63L18 60L20 61L22 58H19L17 61H15ZM32 59H33L34 61H35L36 59H39V60H40V56H39L38 58H36V57L33 58V57H32ZM32 59H31V60H32ZM42 59H43V58H42ZM45 59H46V58H44V60H45ZM47 59H48V58H47ZM47 59H46V60H47ZM97 59L99 60V58H95V60H93V61L96 62ZM202 59H203V58H202ZM9 60H10V59H9ZM9 60H8V63H9ZM39 60H38V62H39ZM0 61H1V60H0ZM6 61H7V60H6ZM6 61H5V63H6ZM21 61H22V60H21ZM26 61H27V60H26ZM26 61H24V62H26ZM42 61H43V60H42ZM47 61H48V60H47ZM47 61H44V62H47ZM11 62H10V63H11ZM22 62H23V61H22ZM29 62H28V63H29ZM3 63H4V62L1 61V64H2L3 67H4L5 65H4ZM10 63H9V64H10ZM15 63H14L15 66H14L13 70L15 69V67H17L18 70H19V69H20L19 67H20L21 65L24 66V65L26 64V63H25V64L23 63V64H21V65L19 64V65H20V66H19L18 63H17V64H15ZM36 63H37V62H36ZM36 63H35V64H36ZM40 63H41V62H40ZM42 63H43V62H42ZM42 63H41V64H42ZM1 64H0V65H1ZM33 64H34V63H33ZM38 64H39V63H38ZM44 64H45V63H44ZM10 65H12V63H11ZM17 65H18L19 67H18ZM27 66H28V65H27ZM29 66H32L31 63L29 64ZM33 66H34V65H33ZM36 66H37V64H36ZM42 66H43V65H42ZM44 66H45V65H44ZM247 66H248V65H247ZM7 67H8V65H7ZM24 67H25V66H24ZM24 67H23V71H24V70L26 71V69H24ZM34 67H35V66H34ZM39 67H40V66H39ZM261 67H262V66H261ZM0 68H1V67H0ZM4 68H5V70H7L6 67H4ZM26 68H27V67H26ZM31 68H32V67H31ZM31 68L28 67L27 70L29 71ZM37 68H38V67H37ZM45 68L47 69V67H45ZM246 68H248V67H246ZM251 68H252V67H251ZM263 68H264V67H263ZM263 68H261V71H262ZM9 69H10V68H9ZM11 69H12V68H11ZM21 69H22V67H21ZM21 69H20V71H21ZM249 69H250V68H249ZM252 69H254V70L256 71L255 67H253ZM258 69L260 70L259 67H258ZM0 70H1V69H0ZM2 70H3V68H2ZM31 70H32V72H33V68H32ZM38 70L43 71L44 68H43L42 70L38 68ZM246 70H247V69H246ZM3 71H4V70H3ZM28 71H27V73H28ZM35 71H37V70H36V67H35ZM35 71H34V72H35ZM46 71H47V70H46ZM46 71H45V72H46ZM248 71H249V70H248ZM255 71H254V72H255ZM263 71H264V70H263ZM0 72H2V71H0ZM5 72H6V71H5ZM9 72H10V70H9ZM18 72H19V71H18ZM18 72L16 73V76H17V77H18V76L20 75V73H21V72H20V73H18ZM29 72H30L31 75L34 74V72H33V73H31V71H29ZM246 72H247V71H245V73H246ZM12 73H13V71H12L11 73L8 74V71H7V74H8L9 77L12 75ZM14 73H15V72H14ZM14 73H13V74H14ZM38 73H39V72H38ZM42 73H44V72H42ZM256 73L258 74V71H257ZM259 73H260V71H259ZM0 74H1L0 77H1L2 75L4 76L3 72L0 73ZM10 74H11V75H10ZM17 74H18V75H17ZM35 74H36V72H35ZM35 74H34V75H35ZM247 74H248V73H247ZM257 74H256V76H257ZM21 75H22V74H21ZM21 75H20V76H21ZM28 75H29V73H28ZM34 75H33V77H34ZM38 75H39V74H38ZM40 75H42V74H40ZM40 75H39V76H40ZM46 75H47V73H46ZM253 75H254V76H253ZM253 75H251V77L249 76L250 79H249L248 81H247V78H248V77L245 78V79H246L245 81H247V84H246V86H244V87H247L246 90H249V91H248V92L246 91V92H247V93L250 92V94L252 93V92H251V89H252V88H255V89H256V84H257V81H258V80L256 81L255 73H254ZM261 75H263V74H261ZM13 76H14V75H12V78H14ZM24 76H25V72H24ZM29 76H30V75H29ZM39 76H38V77H39ZM48 76H49V75H48ZM48 76H44V75H43V76H41V77L38 78V79H39L38 81L40 82V81L42 80V79H40V78H43V77L45 78V77H48ZM136 76H138V75H136ZM252 76H253V77H252ZM263 76H264V75H263ZM5 77H7V76L5 75ZM31 77H32V76H31ZM33 77H32V79H33ZM36 77H37V75H36ZM121 77H122V76H121ZM125 77H126V76H124V79H125ZM127 77L130 78V79H133V78H131V77H129V76H127ZM132 77H133V76H132ZM140 77H142V76L139 75L138 78H140ZM245 77H246V76H245ZM254 77H255V78H254ZM257 77H258V76H257ZM261 77H262V76H260V78H261ZM1 78H2V77H1ZM7 78H8V77H7ZM21 78L23 79V77H21ZM25 78H26V77H25ZM27 78H28V76H27ZM27 78H26V80L29 79V81H30L31 78H28V79H27ZM44 78H43V79H44ZM5 79H6V78H5ZM16 79H18V78H16ZM34 79H35V78H34ZM45 79H46V78H45ZM48 79L50 80V78H48ZM136 79H137V78H136ZM136 79L134 78V82H133V84H135V80H136ZM142 79H143V78H142ZM258 79H259V78H258ZM261 79H262V78H261ZM11 80L13 81L14 79H11ZM23 80H24V79H23ZM46 80H47V79H46ZM138 80L140 81V79H138ZM254 80H255L256 82H255ZM12 81H10V84H11ZM17 81H18V82H17ZM17 81L15 80V83H17V84L19 83V84H20V83L24 82L25 80L22 81V82H19L20 80H17ZM36 81H37V79H36ZM38 81H37V82H38ZM42 81H43V80H42ZM51 81H52V79H51ZM131 81H132V80H131ZM224 81H225V80H224ZM259 81H260V80H259ZM13 82H14V81H13ZM32 82H33V80L30 81V83H32ZM34 82H35V81H34ZM34 82L32 83L33 85H34ZM137 82H138V81L136 80V84L139 85V83H137ZM226 82H227V81H226ZM5 83H6V82H5ZM15 83H14V84H15ZM30 83H28V82L26 81V84L29 85ZM40 83L43 84V82H40ZM40 83H39V85H40ZM227 83H229V82H227ZM1 84H2V85H1ZM7 84L10 86V88H11V85H14V84H11V85H10L8 81H7ZM7 84H6L5 86H7ZM17 84H16V85H17ZM22 84H23V83H22ZM22 84H21V85H22ZM45 84H46V83H45ZM45 84H43V85H45ZM133 84H132V85H133ZM225 84H226V83H225ZM0 85H1V87H2V86H3V82L0 83ZM23 85H24V84H23ZM33 85H31V86H33ZM35 85L37 86L36 82H35ZM39 85H38V86H39ZM49 85H50V87H51V85H53V84L50 83V84H48V86H49ZM244 85H245V84H244ZM5 86H4V87H5ZM9 86H8V87H9ZM19 86H20V85H19ZM45 86H46V85H45ZM45 86H44V87H45ZM48 86H46V87H48ZM121 86H123V85H121ZM121 86H120V87H121ZM133 86H134V87H138V86H135V85H133ZM223 86H225V85H224V82H223ZM257 86H258V85H257ZM16 87H17V86H16ZM16 87H15V88H16ZM25 87H26V85H25ZM39 87H40V86H39ZM39 87L37 88L38 91L41 90V89L39 90ZM41 87H43V86H41ZM44 87H43V88H44ZM50 87H49V88H50ZM170 87H171V85H170ZM2 88H3V87H2ZM10 88H8V90H14V89H12V88H14V87H12L11 89H10ZM17 88H18V87H17ZM17 88H16V89H17ZM22 88H23V87L21 86V87H20L21 91H22ZM27 88H28V87H27ZM51 88H52V87H51ZM111 88H112V87H111ZM114 88H115V87H114ZM116 88H117V87H116ZM116 88H115V90H116ZM118 88H119V86H118ZM123 88H125V87H123ZM123 88L121 87V88L119 89L118 93H121V91H122L121 89H123ZM127 88H128V87H127V84H126V88H125V91H124L125 93H126V91H129V90H126ZM223 88H224V87H223ZM18 89H19V88H18ZM18 89H17L16 91H18ZM45 89H46V88H45ZM52 89L55 90V88H52ZM52 89H50V90H52ZM88 89L91 90L92 88H88ZM107 89H108V88H107ZM107 89H106L105 91L110 93V91H108V90H110V89H108V90H107ZM128 89H129V88H128ZM130 89H131V88H130ZM137 89H138V88H137ZM166 89H167V88H166ZM168 89H169V88H168ZM172 89H173V88H172ZM172 89H171V90H172ZM6 90H7V87H6ZM23 90H24V91H22V92H23L24 94H23V93H22V94H23L24 96L27 97L28 95H30V93L27 94V93H28L27 91H26L27 93L25 92L26 89H23ZM27 90H30V88L27 89ZM31 90H32V89H31ZM37 90H36V91H37ZM42 90H43V89H42ZM47 90H49V89L47 88ZM123 90H124V89H123ZM131 90H132V89H131ZM133 90H134V89H133ZM171 90H169V92H171ZM176 90H177V89H176ZM188 90H189V89H188ZM252 90H253V89H252ZM0 91H1V90H0ZM19 91H20V90H19ZM21 91L19 92V93H20L19 95H21ZM32 91H34V90H32ZM32 91H31V92H32ZM44 91H46V90H43V92H44ZM52 91H53V90H52ZM112 91H114V90H111V93H113ZM138 91H139V90H138ZM138 91L136 90L135 93L137 94ZM144 91H146V90H144ZM172 91H173V90H172ZM174 91H175V90H174ZM189 91H190V90H189ZM189 91H187V92H189ZM244 91H245V90H244ZM1 92H2V91H1ZM1 92H0V93H1ZM3 92H4V91H3ZM5 92H6V91H5ZM5 92H4V93H5ZM7 92H8V91H7ZM34 92H35V91H34ZM34 92H33V93H34ZM40 92H41V91H40ZM47 92H48V91H47ZM56 92H57V91H56ZM59 92H60V91H59ZM59 92L57 93L58 95H59ZM72 92H74V91H72ZM87 92H88V91H87ZM115 92H117V91H114L113 95L115 94ZM139 92H141V91H139ZM139 92H138V93H139ZM153 92H154V91H153ZM160 92H161V91H160ZM175 92H176V91H175ZM177 92H178V90H177ZM15 93L18 94V92H15ZM15 93L13 94V92H12L13 95H15ZM33 93H31V95H32V97L34 96V99H35V98H36L35 96H36V94H38V93H36V94H34V95H33ZM41 93H42V92H41ZM41 93H40V96H41ZM48 93L51 94L50 91H49ZM53 93H54V91H53ZM125 93H124V94H125ZM128 93H129V95H130V93H132V92L130 91V92H128ZM128 93L125 94V95H128ZM133 93H134V92H133ZM141 93H142V92H141ZM150 93H151L150 91H149V92L147 91V94H149V95H147L146 93H143V94H146L147 97H148V96L150 97ZM155 93H159L158 90H157V92H155ZM167 93H168V91H167ZM171 93H173V92H171ZM247 93H246V94H247ZM10 94H11V93H10ZM10 94H9V95H10ZM25 94H27V95H25ZM55 94H56V93H55ZM61 94H62V92H61ZM61 94H60V95H61ZM71 94H72V93H71ZM74 94H75V93H74ZM77 94H79V93H77ZM136 94H134V95H136ZM152 94H154V93H152ZM160 94H161V93H160ZM160 94H157L158 96L155 94L156 96L154 95V97H156L157 99H160V98H158L159 96L162 95V94H161V95H160ZM164 94H165V93H164ZM169 94H170V93H169ZM187 94H188V93H187ZM187 94H186V95H187ZM191 94H192V93H191ZM250 94H249V95H250ZM253 94H254V92H253ZM2 95H3V94H2ZM31 95H30V96H31ZM48 95H49V94H48ZM58 95H56V96L54 95V96H55V97H58ZM60 95H59V96H60ZM72 95H73V94H72ZM72 95H71V96H72ZM79 95H80V94H79ZM79 95H77V96H74V95H73L72 97H70L69 101L71 100V98H73V97H74V98H75V97H78ZM107 95H108V97H109L110 94L107 93ZM116 95H117V93H116ZM116 95H115V98L117 97V99H118V96H120V98H121V97H124V96H122L121 94H119L118 96H116ZM132 95H133V94H131V96H132ZM134 95H133V96H134ZM141 95H142V94H141ZM141 95H140V96H141ZM171 95H172V94H170V96H171ZM179 95H180V94H178L177 97H179ZM189 95H190V93H189ZM189 95H188V96H189ZM243 95H244V94H243ZM247 95H248V94H247ZM247 95H246V96H247ZM10 96H11V95H10ZM15 96H16V95H15ZM38 96H39V95H38ZM38 96H37V97H38ZM43 96H45V95H43V93H42V98H43ZM46 96H47V93H46ZM50 96H51V95H50ZM133 96H132L131 98H133ZM144 96H145V95H142V97H141V99H140L141 101H142V100L146 101V99H145L146 96H145V98H144ZM163 96H164V95H163ZM190 96H191V95H190ZM190 96L188 97L189 100H190ZM3 97H5V96L3 95ZM28 97H29V96H28ZM32 97H30V99H32ZM52 97H53V96H52ZM52 97H50L49 99H53ZM85 97H86V95H85ZM126 97H127V96H126ZM129 97H130V96H129ZM136 97H137V95H136ZM138 97H139V95H138ZM138 97H137V98H138ZM149 97H148L149 100H150L151 97H152V99H153V96H152V95H151L150 98H149ZM161 97H162V96H161ZM165 97L167 98V96H165ZM172 97L174 98V93H173V96H172ZM175 97H176V96H175ZM254 97H255V96H254ZM6 98H7V96H6ZM22 98H24V97H20V99H21L20 101H22V100L25 99V98H24V99H22ZM42 98H41V97H38V99H40V100H41ZM46 98L48 99V97H46ZM110 98H111V97H110ZM110 98H108V99H110ZM120 98H119V100H120ZM124 98H125V97H124ZM124 98H123V100H124ZM134 98H135V97H134ZM134 98H133V100H134ZM142 98H144V99H142ZM166 98L164 99V97H163L162 99H164V100L167 101L168 99H166ZM183 98H184V97H183ZM188 98H187V99H188ZM0 99H2L1 96H0ZM9 99H10V98H9ZM9 99H8L7 101H10ZM12 99H13V97H11V100H12ZM44 99H45V97H44ZM49 99H48V100H49ZM56 99H57V98H55V100H53V102H54V101L57 102ZM75 99H77V98H75ZM75 99H74V100H75ZM79 99H81V101H82V98H81V97H79ZM79 99H78V104L81 103V101H79ZM87 99L89 100L90 98H87ZM91 99H92V97H91ZM112 99L114 100L113 97H112ZM112 99H111V100H112ZM169 99H170V101H171V98H169ZM244 99H245V98H244ZM13 100L16 101L15 99H13ZM17 100H18V98H17ZM32 100H33V99H32ZM32 100H30V101H32ZM36 100H37V99H36ZM36 100H35V101H36ZM40 100H38V102H39ZM45 100H46V99H45ZM88 100H87V101H88ZM96 100H98V99L95 98V100H92V101L95 102ZM111 100H110V101H111ZM113 100H112V101H113ZM119 100H118V102H119ZM121 100H122V98H121ZM121 100H120L119 104L122 103ZM140 100H139V101H140ZM177 100H178V99H177ZM192 100H193V99H192ZM245 100H247V99H245ZM251 100H254V99L252 98V96H251V98H250V96H248V102H251ZM1 101H3V99H2ZM4 101H5V99H4ZM24 101H25V100H24ZM24 101H23V102H24ZM27 101L30 102L29 100H26V102H27ZM33 101H34V100H33ZM69 101L67 102L68 104H70ZM76 101H77V100H76ZM76 101H73V100H72V101H70V102H76ZM92 101H90V102H92ZM126 101H128V98H126ZM130 101H131V102H130ZM130 101H128V103H129V102H130V103H133L132 99H131ZM139 101H138V102H139ZM141 101H140V102H141ZM150 101H151V100H150ZM152 101H153V100H152ZM152 101H151V104H152ZM156 101H157V100L154 99L153 109H154V106H160V107H161V105H155V102H156ZM158 101H159V100H158ZM161 101H162V100L160 99L159 104L161 103ZM170 101L168 100L167 102L170 103ZM180 101H181V99L178 100V102H180ZM183 101H184V100H183ZM185 101H186V98H185ZM243 101H244V100H243ZM40 102H41V101H40ZM40 102H39V103H40ZM79 102H80V103H79ZM83 102H86V100L84 99ZM116 102H117V101H116V99H115V103H116ZM118 102H117V103H118ZM162 102H163V101H162ZM190 102H192V101L190 100ZM5 103H6V101H5ZM21 103H22V102H21ZM24 103H25V102H24ZM33 103H34V102H33ZM49 103H50V102H49ZM57 103H59V102H57ZM113 103H114V102H113ZM113 103H112V104H113ZM123 103H124V102H123ZM125 103H127V102H125ZM130 103H129V104H130ZM146 103H147V102H146ZM182 103L184 104V102H182ZM186 103H189V102H186ZM186 103H185V104H186ZM1 104H2V103H1ZM6 104H8V103H6ZM16 104L18 105V103H15L14 105L16 106ZM25 104H27V103H25ZM29 104H30V103H28V105H29ZM44 104L47 105L48 102H47V103L44 102ZM44 104L42 105L43 108H44ZM50 104H52V102H51ZM53 104H56V103H53ZM82 104H83V103H81L80 105L82 106ZM84 104H85V106H86V103H84ZM87 104L89 105V102H88ZM93 104H94V103H93ZM129 104H128V105H129ZM135 104L137 105V102H136ZM139 104H141V105H139ZM147 104H148V103H147ZM149 104H150V103H149ZM149 104H148V105H149ZM161 104H164V102L161 103ZM172 104H173V102H172ZM176 104H177V101L174 103V105H176ZM179 104H180V103H179ZM179 104H178V105H179ZM183 104H182V105H183ZM19 105H20V104H19ZM21 105L23 106L24 104H21ZM48 105H49V104H48ZM57 105H58V104H57ZM57 105H56V106H57ZM71 105H72V104H71ZM71 105H69V106L71 107ZM88 105H87V106H88ZM97 105H98V104H97ZM121 105H122V104H121ZM132 105H133V107L136 106V105H134V103H133ZM138 105H139V107H140V108H138V109H141V107H143L142 105H144V104L141 102V103H138ZM138 105H137V106H138ZM148 105H145V107H144V109L146 108L147 111H148V108H149V107H146V106H148ZM165 105H166V104H165ZM178 105H177V106H178ZM186 105H187V104H186ZM186 105H185V106H186ZM0 106H1V105H0ZM2 106H3V105H2ZM5 106H6V105H5ZM12 106H13V105H12ZM32 106H33V105H32ZM42 106L40 105V108H41ZM56 106H55V107H56ZM59 106H60V105H58V107H59ZM69 106H68V105L66 106L67 109L70 108ZM72 106H73V105H72ZM85 106H84V107H85ZM90 106H92L91 103H90ZM119 106H120V105H119ZM122 106H123V105H122ZM124 106H125L124 108L127 107V105H124ZM129 106L131 107V105H129ZM150 106H151V105H150ZM170 106H172V105H170ZM179 106H181V104H180ZM179 106H178V107H179ZM183 106H184V105H183ZM183 106H181V108H184ZM6 107H8V106H6ZM16 107H17V106H16ZM28 107H29V106H28ZM35 107H36V106H35ZM37 107H39V105H38ZM45 107H46V108H45V113H46V114H48V113L51 114L50 112H46V110L49 108V109L47 110V111H49L50 109H52L53 106H52V107L50 106V107H48V108H47V106H45ZM82 107H83V106H82ZM120 107H121V106H120ZM130 107H129V110L132 109V110H133L132 112L134 113L136 109L134 110V108H130ZM151 107H152V106H151ZM174 107L177 108L176 106H174ZM1 108H2V107H1ZM13 108H14V107H13ZM19 108H21V106H19ZM23 108H25V107H23ZM23 108H22V110L25 111V109H23ZM30 108H32V107L30 106ZM40 108H37V109L34 108V109H35L36 112H37L38 109H40ZM121 108H122V107H121ZM155 108H157V107H155ZM161 108H163V110H164V106H163V105H162ZM167 108H168V107H167ZM170 108H171V107H169V109H170ZM175 108H171L169 111L171 112V110H172V109L174 110ZM181 108L179 107L177 110H179V109H181ZM185 108H187V110H188V108H189L188 105H187V107H185ZM185 108H184V109H185ZM3 109H4V107H3ZM3 109H0V110H3ZM5 109H7V108H5ZM5 109H4V111H5ZM11 109H12V107H11ZM34 109H33V110H34ZM57 109H58V108H57ZM59 109H60V108H59ZM62 109H63V108H62ZM72 109H73V108H71L70 110H72ZM127 109H128V108H127ZM142 109H143V108H142ZM144 109H143V110H144ZM158 109H159V107H158ZM184 109H181V111L183 110V112L185 113L186 110L184 111ZM191 109H192V108L190 107V109L188 110V112H189ZM13 110H14V109H13ZM16 110H17V108H16ZM42 110H43V112H44V109H42ZM42 110H40V111L42 112ZM113 110H114V108H113ZM116 110H117V109H115L114 111L116 112ZM121 110H123V109H120V111H121ZM160 110H161V109H160ZM163 110H162V112H164ZM173 110H172V112H173ZM255 110L257 111V109H255ZM258 110H260V109H258ZM7 111H8V110H7ZM9 111H10V107H9ZM17 111H18V110H17ZM17 111H15V112H16V113H18V112L20 113L21 110L19 109V111H18V112H17ZM50 111H51V110H50ZM52 111H57V110H52ZM68 111H69V109H68ZM108 111H109V110H108ZM130 111H131V110H130ZM136 111H137V110H136ZM150 111H151V109H150ZM154 111H155V112L157 111V113L160 114V112H158V110L155 109ZM166 111H167V109H166V107H165V112H166ZM263 111H264V109L262 108V109L260 110V113H262ZM15 112H14V113H15ZM28 112H29V111H28ZM33 112H34V111H33ZM33 112H32V113H33ZM41 112H40V113H41ZM110 112H111V111H110ZM117 112H119V108H118ZM123 112H124L125 114H127L126 112H128V111L125 112V110H124V111H122L121 113L123 114ZM140 112H141V110H140ZM140 112H136V115L138 116V113H140ZM144 112H145V111H144ZM144 112H143V113H144ZM155 112H151V114H152V113H155ZM165 112H164V113H165ZM172 112H171V113H172ZM174 112L180 114V111H179V112L174 111ZM183 112H182V113H183ZM190 112H193V111H190ZM10 113H11V112H10ZM10 113H9V114H10ZM16 113H15V114H16ZM19 113H18V115H21V114H19ZM40 113L37 112V113H36V114H37L36 116H38ZM45 113H44V115H45ZM52 113H53V112H52ZM55 113H56V112H55ZM69 113H70V112H69ZM71 113H72V112H71ZM71 113H70V114H71ZM106 113H107V112H106ZM113 113H114V112H113ZM141 113H142V112H141ZM146 113H147V114H145V115L150 117L151 114H149V112H146ZM166 113H167V112H166ZM175 113H173V114H175ZM184 113H183V114H184ZM186 113H187V112H186ZM193 113H194V112H193ZM263 113H264V112H263ZM263 113H262V115H263ZM5 114H6V112H5ZM26 114H28V113H26ZM29 114H30V113H29ZM49 114H48V115H49ZM107 114H109V113H107ZM107 114L105 115L106 117H107ZM110 114H111V113H110ZM117 114H118V113H117ZM117 114L115 113L116 118H118L117 116L120 115V113H119L118 115H117ZM125 114H123V116H124ZM134 114H135V113H134ZM134 114H131V113H130L131 116H133ZM155 114H156V113H155ZM159 114H158V116H161V114H160V115H159ZM168 114H169V113H168ZM188 114H189V113H188ZM190 114H192V113H190ZM190 114H189V115H190ZM258 114H259V112H258ZM258 114H257V115H258ZM0 115H1V114H0ZM16 115H17V114H16ZM30 115H31V114H30ZM51 115H52V114H51ZM51 115H50L49 117H52L51 119H53V118H54L53 116H55V115L58 116V113H56V114L53 113V115H52V116H51ZM64 115H65V114H64ZM64 115H62V113H61V114L59 115V117H62V116H63V117H62L63 119H64V117L67 118V117L64 116ZM72 115H73V113L70 115V117H72ZM74 115H76V114H74ZM77 115H78V114H77ZM79 115H80V114H79ZM79 115H78V116H79ZM130 115L127 114L129 120H130L131 118L133 119V117H131ZM139 115H140V118H139V117H138V118L141 119V120L143 121L142 118L144 117V114H142L143 117H141V114H139ZM162 115H164V114H162ZM176 115H178V114H175V117H176ZM181 115H182V114H181ZM184 115H185V114H184ZM193 115H194V114H193ZM262 115H261V116H262ZM6 116L8 117L9 115H6ZM14 116H15V115H14ZM23 116H24V115H23ZM36 116H30V117L32 118V117H36ZM39 116H40V115H39ZM39 116H38V118H39ZM45 116H46V115H45ZM45 116H44V119H45ZM57 116H56V117H57ZM78 116H77V117H78ZM108 116H109V115H108ZM125 116H126V115H125ZM146 116H145V117H146ZM153 116L156 117V119L158 120V118H157L156 115L153 114ZM165 116H170V115H166V114H165ZM178 116H180V115H178ZM190 116H192V115H190ZM259 116H260V115H258V117H259ZM30 117H28V118H30ZM41 117H42V113H41ZM46 117H48V116H46ZM59 117H57V118H59ZM75 117H76V116H75ZM79 117H80V116H79ZM112 117H113V116H112ZM120 117H122V116H120ZM162 117H163V116H162ZM162 117H161V118L159 117V121H160V122H158V123H160V125H161V121L166 120V121L168 122V120H167L165 117H164L165 119L163 118L164 120L162 119ZM172 117H173V116L171 115L170 118H172ZM181 117H182V116H181ZM187 117H188V116H187ZM187 117H186V119H187ZM193 117H195V116H193ZM193 117H192V118H193ZM1 118H2V117H1ZM1 118H0V122H1L2 119H4V118H2V119H1ZM8 118H10V117H8ZM16 118H17V116H16ZM18 118H20V117H18ZM28 118H25V119L27 120ZM72 118H73V117H72ZM72 118H71V119H72ZM108 118H109V117H108ZM108 118H106V119H108ZM110 118H111V117H110ZM125 118H126V117H125ZM167 118H168V117H167ZM11 119H12V118H10V121H11ZM22 119H23V117H22ZM25 119H23V120H25ZM34 119H35V118H34ZM44 119H43V117H42V120H40V118H39L40 122H39V120H37V119H35L36 121H31L32 119H31V120L29 119V121H30L31 123H34L33 125H36V124H35V122H36V123L38 124V127H39V123L44 122V124H45L46 121H47V122L49 121V118H48L47 120H44ZM51 119H50L49 122H51ZM54 119H55V118H54ZM54 119H53V120H54ZM69 119H70V118H69ZM69 119H67V120H69ZM74 119H75V118H74ZM104 119H105V118H104ZM106 119H105V120H106ZM111 119L113 120L114 118H111ZM122 119H123V118H122ZM126 119H127V118H126ZM132 119H131V120H132ZM135 119H136V116H135ZM144 119H145V118H144ZM147 119H148V118H147ZM151 119H154V120H155V118H153V117H152V118L150 117V119H148V120L150 121ZM160 119H162V120H160ZM179 119H181V118L179 117ZM186 119H185V122H186ZM188 119H190V118H188ZM16 120H17V119H16ZM19 120L22 122L21 118H20ZM53 120H52V121H53ZM58 120H59V119H58ZM65 120H66V119H65ZM72 120H73V119H72ZM79 120H80V118H79ZM105 120H103V121H105ZM148 120H147V122H148ZM157 120H156V121H157ZM176 120H178V119H175V120L172 119V121H174V122H175ZM183 120H184V119H183ZM194 120H195V118H194ZM194 120H193V121H194ZM2 121L5 122V119L2 120ZM10 121H9V123H11ZM17 121H18V120H17ZM17 121H16V122H17ZM37 121H38L39 123H38ZM60 121H63V120H60ZM75 121H77V120H75ZM120 121H121V118H120V120H118L119 124H120ZM122 121H123V120H122ZM144 121H145V120H144ZM144 121H143V122H144ZM170 121H171V120H169V122H170ZM179 121L181 122L182 120H179ZM188 121H189V120H188ZM7 122H8V121H7ZM7 122H6L5 124H3V123H0V124H3V126H4V125L7 124ZM13 122H15V120H13ZM13 122L11 123L12 125H14ZM23 122H24V121H23ZM56 122H57V121H56ZM67 122L69 123V121H67ZM73 122H74V121H73ZM80 122H83V119H81ZM107 122H109V121L107 120ZM107 122H106V123H107ZM112 122H113V121H112ZM112 122H111V123H112ZM131 122H132V121H130V123H131ZM133 122H134V121H133ZM137 122H138V119H137ZM140 122H141V121H140ZM140 122H139V123H140ZM147 122H145L144 124H146ZM174 122H173V123L171 122V124H174ZM185 122H184L183 124H188V122H187V123H185ZM194 122H195V121H194ZM194 122H193V124H194ZM27 123H28V122H27ZM54 123H55V122H54ZM57 123H58V122H57ZM57 123L53 124V122H52L53 126L57 125ZM61 123H62V122H61ZM64 123H65V122H64ZM64 123H62V124L64 125ZM77 123H79V121H77ZM113 123H114V122H113ZM124 123H125V121H124L123 123H121V124H124ZM134 123H135V122H134ZM149 123H152V126H154V125H153V123H154L153 121H152V122H149ZM162 123H164V122H162ZM175 123H177V121H176ZM178 123H179V122H178ZM18 124H19V122H18ZM21 124H22V123H21ZM24 124H25V123H24ZM44 124H41V125H44ZM52 124L49 123L48 125H51V127H52V129H53ZM58 124H59V123H58ZM62 124H60V125H62ZM69 124H70V123H69ZM71 124H72V126H71V128H72V129H71L72 132H73V130L77 129V128H75V127H77V126L80 127V125H77V124H76L77 126L74 124L75 127H73V123H71ZM81 124L83 125V123H81ZM107 124H108V123H107ZM116 124H117V123H116ZM116 124H115V125H116ZM119 124H117V125L119 126ZM121 124H120V125H121ZM126 124H127V125H130V124H129V121L126 122L124 125H126ZM131 124H132V123H131ZM144 124H141V125H144ZM154 124H156V123H154ZM166 124L168 125V123H166ZM183 124H182V125H183ZM193 124H191V126H190L189 128H191ZM25 125H26V124H25ZM31 125H32V124H31ZM33 125H32V128H33ZM46 125H47V123H46ZM65 125H67V124L65 123ZM103 125H104V124H103ZM109 125H110V123H109ZM113 125H114V124H113ZM113 125H112V126H113ZM124 125H123V127H125ZM134 125H136V124H134ZM146 125H147V124H146ZM148 125H149V124H148ZM156 125H157V124H156ZM158 125H159V124H158ZM160 125H159V128H160ZM167 125H166L165 128L162 126V127L165 129V130L163 129V132L166 131V130L168 129L167 127H169V126H167ZM169 125H170V124H169ZM182 125H181V126H182ZM3 126H2V127H3ZM10 126H11V125H10ZM21 126H22V125H21ZM21 126H20V127H21ZM26 126H28V124H27ZM26 126H24V127H26ZM100 126H101V125H100ZM138 126H139V124H138ZM144 126H145V125H144ZM150 126H151V125H150ZM152 126H151V128H152ZM170 126H172V125H170ZM175 126H177V125H175ZM178 126H180V125H178ZM178 126H177V129H179ZM184 126H185V125H184ZM2 127H0V129H1ZM5 127H6V126H5ZM5 127H4L3 130L6 129ZM16 127H17V126H15L14 129L11 128V130H16V129H15ZM28 127L31 129V126H30V125H29ZM34 127H37V126H34ZM42 127H43V126H42ZM42 127L40 126L39 129H40V128L42 129ZM49 127H50V126H49ZM57 127L59 128V125H58ZM62 127H63V126H62ZM79 127H78V128H79ZM81 127H83V126H81ZM101 127H102V126H101ZM109 127H110V126H109ZM129 127H130V126H129ZM131 127H134V126L131 125ZM140 127H141V126H140ZM142 127H143V126H142ZM142 127H141V128H142ZM145 127H146V126H145ZM145 127H144V128H145ZM154 127H155V126H154ZM154 127H153V128H154ZM173 127H174V126H173ZM173 127H172V128H173ZM193 127H194V126H193ZM193 127H192V128H193ZM63 128H64V127H63ZM63 128H62L61 130H63ZM73 128H75V129H73ZM110 128H111V130H112V131H111V130H110V131H111V132H114V131H113V127H110ZM116 128L118 129L117 126H116ZM119 128H120V127H119ZM147 128H150V127L147 126ZM151 128H150V130H151ZM153 128H152V131H153ZM155 128H158V127H155ZM159 128H158V130H159ZM166 128H167V129H166ZM174 128H175V127H174ZM192 128H191V129H192ZM20 129H21V128H20ZM22 129H23V128H22ZM34 129H37V128H34ZM39 129H38V131L40 132L41 129H40V130H39ZM55 129H56V128H54V130H55ZM64 129H65L64 131H66V133H68L67 130H66V128H64ZM81 129H82V128H81ZM81 129H80V130H81ZM95 129L97 130V129H99V128H95ZM117 129H115V130L117 131ZM121 129H123V128H121ZM125 129H126V127H125ZM135 129H137V127H136ZM142 129H143V128H142ZM145 129H146V128H145ZM169 129H170V127H169ZM177 129H175V130H177ZM180 129H181V128H180ZM180 129L177 130V131H178V134H180V133H179ZM182 129H183V130H182ZM182 129H181V131H183L182 134L184 133L183 136L181 135L182 137H184V136H186V135H187V137H188V136H191L190 134L193 135V134H194V131H195V130L192 129L191 132H193V133H191L190 131H188V129H187V130H184V129H186L185 127H184V128L182 127ZM194 129H195V128H194ZM46 130H47V129H46V126H45V131H46ZM58 130L60 131V129H58ZM78 130H79V129H78ZM82 130H84V129H82ZM99 130H100V129H99ZM99 130H98V131H99ZM119 130H120V129H119ZM127 130L129 131V129H127ZM140 130H141V129H140ZM140 130H139V132H138V130H137V134H138V136L134 134L135 136H137V137H135V138H138V137L141 136V135L144 136V133H145V132L143 133V131L141 130L142 132L140 133ZM143 130H144V129H143ZM146 130H147V129H146ZM146 130H145V131H146ZM172 130H173V129H172ZM16 131H18V130H16ZM34 131H35V130H33V132H34ZM38 131H36V132H38ZM47 131H48V130H47ZM49 131L51 132V128H50ZM56 131H57V130H56ZM56 131H55V133H56ZM84 131H85V130H84ZM120 131H121V130H120ZM120 131H119V132L117 131V132L123 134V133H122L123 131H122V132H120ZM130 131H131V128H130ZM130 131H129V132H130ZM161 131H162V130H161ZM168 131H169V130H168ZM173 131H174V130H173ZM173 131H172V136H173V134H174ZM177 131H176V132H177ZM181 131H180V132H181ZM184 131H185V132H186V131H187V132H190V134L185 133ZM11 132H12V131H11ZM36 132L34 133V134H35L34 137L38 134V133H36ZM41 132L44 133V131H41ZM41 132H40V133H41ZM50 132H49V133H50ZM82 132H83V131H82ZM82 132H79L80 135H82V134L85 133V132H83V133H82ZM100 132H101V131H100ZM117 132L114 134L115 136H116ZM124 132H125V130H124ZM126 132H127V131H126ZM132 132H134V131H132ZM132 132H131V133H132ZM148 132H149V134H150V131H149V130H148ZM156 132H158V131H156ZM156 132H155V133H156ZM170 132H171V129H170ZM176 132H175V133H176ZM12 133H13V132H12ZM15 133H16V132H15ZM18 133L21 134V138H22V135H23V134H24V135L26 134V133H24V132H22V133H23V134H22V133L19 132V131H18ZM31 133H32V132H31ZM43 133H41V134H43ZM46 133H47V132H46ZM52 133H53V135H54V131L51 132V135H52ZM57 133H60V132H57ZM63 133H64V132H63ZM63 133L60 134V135H63ZM79 133H78V134H79ZM94 133H95V132H94ZM97 133H98V132H96V134H97ZM109 133H110V132H109ZM139 133H140L141 135H139ZM142 133H143V134H142ZM153 133H154V131L152 132V137H153ZM158 133H159V132H158ZM166 133H168V132H166ZM166 133H165V134H166ZM9 134H10L9 137H12L11 135H14V134H11V133H9ZM9 134H8V135H9ZM29 134H30V133H29ZM29 134H28V135H29ZM41 134H40V135H41ZM64 134H65V133H64ZM99 134H100V136L102 135L101 133H99ZM145 134H146V133H145ZM147 134H148V133H147ZM156 134H157V133H156ZM169 134H170V133H169ZM185 134H186V135H185ZM0 135H2V134H0ZM6 135H7V134H6ZM8 135H7V136H8ZM15 135H16V134H15ZM68 135H69V134H67V136H68ZM70 135H71V134H70ZM84 135H85V134H84ZM84 135H83V137H84ZM97 135H98V134H97ZM111 135H112V134H111ZM114 135H113V136H114ZM118 135H120V134H117V136H118ZM126 135H127V133H126ZM129 135H131V134H129ZM158 135H159V134H158ZM160 135L162 136L163 134H160ZM175 135H177V133H176ZM47 136H48V135H47ZM54 136H55V135H54ZM54 136H49V137L54 138ZM64 136H65V138H66V135H64ZM64 136H63V137H64ZM74 136H77L76 133H75ZM121 136H122V135H121ZM121 136H120V137H121ZM124 136H125V135H124ZM145 136H146V135H145ZM164 136H165V135H164ZM177 136H178V135H177ZM179 136H180V135H179ZM179 136H178V138H179ZM0 137H1V136H0ZM16 137H20L19 134H18V136L16 135ZM31 137H33V136H30V138H31ZM37 137H38L39 140H40V137H41V136H38V135H37ZM42 137H43V136H42ZM42 137H41V138H42ZM63 137H61V138L64 140L65 138H63ZM68 137H69V136H68ZM68 137H67V140H68L70 137H72V136H70L69 138H68ZM77 137H80V136H77ZM83 137H82V138H83ZM122 137H123V136H122ZM122 137H121V139L123 140V142H125L124 139L128 138L129 136H128V137L125 136V138L123 137L124 139H123ZM148 137H149V136H148ZM150 137H151V136H150ZM154 137H156V136H154ZM166 137H167V135H166ZM168 137H169V136H168ZM187 137L185 138V141H186ZM2 138H3V136H2ZM2 138H0V139H2ZM4 138H5V136H4ZM35 138H36V137H35ZM38 138H37V139H38ZM55 138H56V137H55ZM55 138H54V140H55ZM59 138H60V137H59ZM61 138H60V140H61ZM72 138H73V137H72ZM139 138H140V137H139ZM139 138H138V139H135L134 142H135L136 140H139ZM157 138H159V136H158ZM164 138H165V137H164ZM170 138H171V135H170ZM173 138H174V137H173ZM175 138H177V137H175ZM178 138H177V139H178ZM180 138H181V137H180ZM5 139H6V138H5ZM14 139L16 140V139H18V138H13V139H12V143H14V142H13V141H15ZM22 139H24V142H27L26 139H25V137L22 138ZM28 139H29V138H28ZM33 139H34V138H33ZM33 139L31 138V140H33ZM42 139H43V138H42ZM42 139H41V140H42ZM45 139H46V140L43 139L42 141H43V142H44V141L47 142V140L50 139V138L47 139V138L45 137ZM75 139H76V137H75ZM75 139H74V142H75ZM128 139H130V137H129ZM131 139H132V136H131ZM133 139H134V138H133ZM141 139H143V141H145L144 138H141ZM141 139H140V140H141ZM152 139H153V138H152ZM159 139H160V138H159ZM162 139H163V136H162ZM182 139H184V138H182ZM191 139H193V138L191 137ZM191 139H188V140H190V142H191ZM10 140H11V139H10ZM31 140H30V142H31ZM34 140H35V139H34ZM34 140H33V142H36V144L39 143V142H37V140H36V141H34ZM52 140H53V139H52ZM52 140H51V141L49 140V141L52 142ZM60 140H59V143H60ZM72 140H73V139H72ZM72 140H68V142L70 143V141H72ZM149 140H151V139H148V140L146 139V143H147V141L149 142V144L152 143V142H154V141H156V142H157V146H158V148L160 147L159 149H163V148L165 147V146L163 147V144L161 145L163 148H162L161 146L158 145V143L160 142L158 139L155 140V138H154V141H152V142H150ZM157 140H158V141H157ZM173 140L175 141V139H173ZM4 141H5V140H4ZM8 141H9V140H8ZM17 141H19V139H18ZM17 141H15V143H17ZM56 141L58 142L57 139H56ZM77 141H81V139L79 138V140H77ZM77 141H76V142H77ZM126 141L128 142V140H126ZM141 141H142V140H141ZM161 141H162V140H161ZM166 141H168V142L166 143ZM169 141H171V139L169 140V138H168V140H165V143L167 144V146H168V144L170 143ZM179 141H181V139H179ZM1 142L4 143L3 141H1ZM50 142H49V143H50ZM66 142H67V141H66ZM136 142H137V141H136ZM136 142H135V143H136ZM175 142H176V141H175ZM2 143L0 144L1 146H3ZM7 143H8V142H7ZM9 143H10V145H9ZM9 143H8V145H7L6 142H5V144H6L7 146L10 147V146H11V142H9ZM18 143H19V142H18ZM31 143H32V142H31ZM31 143H30V144H31ZM54 143H55V142H54ZM59 143H57V145H58ZM69 143H65V144L68 145ZM71 143H72V142H71ZM78 143H79V142H78ZM78 143H77V144H78ZM131 143H132V141H130L129 144L131 145ZM139 143H142V142H139ZM146 143H145V145H146ZM154 143H155V142H154ZM162 143H164V142L162 141ZM165 143H164V145H165ZM40 144H41V142H40ZM55 144H56V143H55ZM62 144H63V141H62ZM77 144H76V147H77ZM104 144H105V143H104ZM104 144H103V146H104ZM143 144H144V143H143ZM149 144H148V145H149ZM152 144H153V143H152ZM159 144H160V143H159ZM32 145H33V143H32ZM32 145H31V148H34V147H32ZM38 145H39V144H38ZM50 145H51V144H50ZM80 145L82 146L81 143H80ZM90 145H91V144H90ZM127 145H128V144H127ZM136 145H137V144H136ZM155 145H156V144H155ZM1 146H0V147H1ZM14 146H16V145H14ZM20 146H21V145H20ZM34 146H36V145L34 144ZM51 146H52V145H51ZM78 146H79V145H78ZM81 146H80V150H81V148H83V147H81ZM139 146H140V145H139ZM141 146H143V145H141ZM141 146H140V147H141ZM150 146L152 147L151 144H150ZM167 146H166V147H167ZM5 147H6V146H5ZM12 147H13V146H12ZM22 147H23V146H22ZM38 147H39V146H38ZM38 147H37V148H38ZM41 147H44V145H43V146L41 145ZM47 147H48V146H47ZM52 147H54V146H52ZM52 147H51V148H52ZM56 147H57V146H56ZM58 147H59V146H58ZM129 147H130V146H129ZM131 147H132V151H134V150H133V147H137V146H135V144H132ZM144 147H145V146H144ZM144 147H142V148H143L144 150H146ZM146 147H149V146H146ZM166 147H165V148H166ZM31 148L29 147V149H31ZM44 148L46 149V145H45ZM64 148H65V147H64ZM72 148H73V147H72ZM72 148H71V149H72ZM90 148H91V147H90ZM142 148H141V149H142ZM149 148H150V147H149ZM155 148H156V147H155ZM155 148H154V149L151 148V149H152V150H155ZM158 148H156V150H158ZM165 148H164V150H165ZM0 149L3 150V149H5V148L3 147V148H0ZM12 149H14V148H12ZM17 149H18V148H17ZM22 149H23V148H22ZM26 149H27V148H26ZM34 149H36V148H34ZM45 149H44V150H45ZM57 149H58V148H57ZM61 149L64 150L63 148H61ZM65 149H66V148H65ZM76 149H78V147H77ZM129 149H130V148H129ZM137 149H138V148H137ZM143 149H142V150H143ZM147 149H148V148H147ZM166 149H167V148H166ZM8 150H9V149H7V151H8ZM19 150H20V149H18L17 152H18ZM31 150H32V149H31ZM46 150H47V149H46ZM54 150H56V149H54ZM54 150H53V151H54ZM62 150H61V152H62ZM73 150H75V149H73ZM80 150L78 149V150H76V151H80ZM89 150H91V149H89ZM135 150H136V149H135ZM138 150H139V151H142V150H140V149H138ZM152 150H151V153H152ZM156 150H155V151H156ZM3 151H4V150H3ZM7 151H6V152H7ZM10 151H11V147H10ZM10 151H9V152H10ZM12 151H13V150H12ZM20 151H21V150H20ZM20 151H19V152H20ZM28 151H29V150H28ZM36 151H37V150H35L34 152L37 153ZM38 151H39L38 154H40L41 149L38 148ZM59 151H60V149H59ZM66 151L69 152L70 150H69V149L65 150L64 155H63V152H64V151H63L62 153L60 152L61 155H60V154H59V155H60V156L63 155L62 157L65 158L64 156H66ZM76 151H75V153H77ZM132 151H130V153H131ZM158 151H159V150H158ZM158 151H156V152L158 153ZM165 151H166V150H165ZM165 151H164V153H160V152H159V155L163 157V155L165 154ZM0 152H1V155H2L3 152H2V151H0ZM9 152H8V153H9ZM17 152L15 151L14 154H17ZM29 152H30V151H29ZM42 152H43V151H42ZM45 152H46V151H44L43 153L45 154ZM49 152H50V151L48 150L47 153L49 154ZM70 152H71V151H70ZM70 152H69L68 154H70ZM80 152H81V151H80ZM143 152H144V151H143ZM148 152H149V151H148ZM148 152H147V153H148ZM10 153H11V152H10ZM43 153H42V154H43ZM75 153H73V154L75 155ZM140 153H142V152H140ZM144 153H145V152H144ZM157 153H156V154H157ZM5 154H6V153H4V155H5ZM19 154L22 155L23 153L21 152V153H18V155H19ZM25 154H26V153H25ZM25 154H24V155H25ZM31 154H33V153H31ZM38 154H37V155H38ZM42 154H41V156L38 155L39 157H41V159H42V156L44 155V154H43V155H42ZM55 154H56V151H55ZM89 154H90V151H89ZM127 154H128V153H127ZM145 154H146V153H145ZM156 154H155V155H156ZM161 154H163V155H161ZM8 155H9V154H8ZM12 155H13V154H12ZM12 155H11V156H12ZM21 155H19V156L21 157ZM34 155H36V154H34ZM59 155H58V158H59ZM78 155H79V156H78V159H79V157H80V153H79V152H78ZM82 155H83V154H82ZM90 155H91V154H90ZM129 155H130V154H129ZM131 155H132V153H131ZM140 155H142L143 158H145V155H144V154H140ZM148 155H151V154H148ZM148 155H147V159H149V158H148ZM157 155H158V154H157ZM11 156H10V157H11ZM22 156H23V155H22ZM45 156H46V154H45ZM48 156H49V155H47V157H48ZM52 156H53V155H52ZM75 156H76V155H75ZM83 156H84V155H83ZM83 156H82V158H83ZM142 156H141V157H142ZM151 156H153L152 160H153L154 158H155V159L158 158V156H157V157H154L153 153H152ZM151 156H150V157H151ZM5 157H6V156H5ZM14 157H15V155H14ZM14 157H13V158H14ZM20 157H19V158H20ZM23 157H24V156H23ZM39 157L36 158V159L39 160V159H40ZM54 157H57V155L54 156ZM72 157H73V155H72ZM72 157H71V158H72ZM87 157H88V156H87ZM139 157H140V156H139ZM190 157H191V156H190ZM7 158H8V157H7ZM13 158L11 157V160H12ZM19 158H18V159H19ZM29 158H30V157H28L27 160H28V162H31V161H29ZM43 158H44V156H43ZM45 158H46V157H45ZM45 158H44V159H45ZM49 158H52V157H51V154H50V157H49ZM80 158H81V157H80ZM191 158H192V157H191ZM191 158H189V159H191ZM0 159L2 160V158H0ZM14 159H15V158H14ZM23 159H25V158H23ZM23 159H22V160H23ZM33 159H34V158H33ZM33 159H32V160H33ZM36 159H34V161H35ZM44 159H42L41 161L43 162ZM46 159L48 160V158H46ZM46 159H45V160H46ZM55 159H56V158H55ZM65 159H66V158H65ZM65 159H62V160L64 161ZM75 159H76V157H75ZM147 159H145V160H147ZM176 159H177V158H176ZM178 159H179V158H178ZM192 159H193V158H192ZM3 160H4V159H3ZM25 160H26V159H25ZM30 160H31V159H30ZM45 160H44V161H45ZM47 160H46V161H47ZM51 160L54 161L53 159H50L49 161L52 162ZM62 160H61V157H60V161H58V162H59V163H58L59 165H62V164L64 165V163H66V162H65L66 160H65L62 164H60V162H62ZM94 160H95V159H94ZM94 160H93V161H94ZM143 160H144V159H143ZM150 160H151V159H149V161H150ZM160 160H161V159H160ZM5 161H7V160H5ZM14 161H16V160H13V162H14ZM36 161H37V160H36ZM46 161H45V162H46ZM49 161H48V162H49ZM56 161H57V160L54 161L55 164L57 163ZM73 161H74V160H73ZM76 161H77V160H76ZM91 161H92V160H91V158H90V162H91ZM93 161H92V163H93ZM95 161L99 162L98 159L95 160ZM100 161H101V160H100ZM0 162H1V161H0ZM2 162H3V161H2ZM2 162H1V163H2ZM7 162H9V161H7ZM7 162H3V163H6V165H8ZM19 162H20V161H19ZM37 162H38V161H37ZM48 162L45 163V165H46V164L48 165ZM70 162H71V159H70ZM70 162L68 161V163H70ZM101 162H102V161H101ZM101 162H100V163H101ZM189 162H190V164H192L194 161L191 162V161L189 160ZM196 162H197V161H196ZM20 163H23V162H20ZM25 163H26V162H25ZM31 163H32V162H31ZM31 163H30V164H31ZM35 163H36V162H35ZM35 163H34V164H35ZM39 163H40V162H39ZM94 163H96V162H94ZM94 163H93V164H94ZM152 163H153V161H152ZM155 163H157L156 160H155ZM155 163H154V164H155ZM158 163H159V161H158ZM13 164H15V163H13ZM13 164H12V165L10 164V165L13 166ZM16 164H17V163H16ZM16 164H15V165H16ZM27 164H28V163H26L25 165H27ZM32 164H33V163H32ZM34 164H33V167H36V166H34ZM41 164H42V163H40L39 165H41ZM43 164H44V163H43ZM49 164H51V165L53 166V163H49ZM66 164H67V163H66ZM74 164H75V163H74ZM86 164H87L88 167L90 166V165H88L87 162H86ZM146 164H147V163H146ZM193 164H194V165H193ZM193 164H192V165L195 167L196 163L194 162ZM0 165H1V164H0ZM18 165L20 166L21 164L18 163ZM22 165H24V163H23ZM36 165H38V164H36ZM80 165H81V164H78V168H79ZM83 165H84V164H83ZM150 165H151V164H150ZM159 165H160V164H159ZM159 165H158V166H159ZM2 166H3V165H2ZM8 166H9V165H8ZM8 166H7V167H8ZM27 166H31V165H27ZM52 166H51V167H52ZM56 166H57V165H56ZM69 166H70V165H69ZM69 166H68V167H69ZM72 166H73V165H71V168H72ZM75 166H76V168H77V164H75ZM87 166H86V165L84 166V167H86V170H87ZM98 166H99V165H98ZM102 166H103V164H102ZM102 166L100 165V167H102ZM133 166H134V167H133ZM133 166H132L129 170L127 169L128 171H132V174L134 173V172H133V171H134L133 168L135 169V165H134V164H133ZM154 166L157 167V164L154 165ZM154 166H153V164H152V167H154ZM4 167H5V165H4ZM9 167H10V166H9ZM15 167H16V166H15ZM20 167H21V166H20ZM37 167H40V166H37ZM45 167H46V166H45ZM45 167H43V168H45ZM49 167H50V166H49ZM51 167H50V168H51ZM58 167H59V166H58ZM58 167H57V169H58ZM92 167H94V166H92ZM137 167H138V166H137ZM137 167H136V169H138ZM145 167H148V168H149L150 166H148V165L146 166V165H145ZM152 167H151V168H152ZM155 167H154L153 169H155ZM194 167H193V171H196V173H197V170H196L197 168L195 167L196 169H194ZM0 168H1V166H0ZM10 168H12V167H10ZM13 168H14V166H13ZM17 168H19V167H17ZM25 168H26V167H25ZM47 168H48V167H47ZM55 168H56V167H55ZM62 168H63V167H62ZM69 168H70V167H69ZM71 168H70V169H71ZM120 168H121V167H120ZM124 168H126V167H124ZM127 168H128V167H127ZM5 169H7V168H4V170H5ZM29 169H30V167H29ZM29 169H27V170H29ZM37 169H38V168H37ZM39 169H40V168H39ZM59 169L61 170V168H59ZM64 169H65V168H63V169H62L63 171H62V170H61V171L64 172V171H65ZM72 169H75V168H72ZM72 169L69 170V171L71 172ZM116 169H117V168H116ZM116 169H115V170H116ZM131 169H132V170H131ZM139 169H140V170H143V172H144L143 167H141V168H139ZM149 169H150V168H149ZM149 169H146V170H149ZM1 170H3V168H1ZM20 170H22V169H20ZM23 170H24V167H23ZM23 170H22V171H23ZM25 170H26V169H25ZM32 170H34V169H32ZM42 170H43V169H41V171H42ZM51 170H52V169H51ZM53 170H54V169H53ZM78 170H80V168H79ZM91 170H92V169H91V167H90V170H88L87 172H90ZM97 170H98V169L95 170V171H96L95 174L98 172ZM120 170L123 171V168L120 169ZM124 170H125V169H124ZM140 170H137V171L139 172ZM9 171H10V169H9ZM16 171H17V170H16ZM45 171H46V170H45ZM57 171H58V170H56V172H57ZM61 171H59V172H61ZM66 171H68V169H67ZM66 171H65V173H66ZM92 171H94V169H93ZM100 171H101V170H100ZM100 171H99L98 173H100ZM0 172H1V171H0ZM2 172H3V171H2ZM4 172L7 173L6 171H4ZM27 172H28V171H27ZM29 172H30V171H29ZM29 172H28V173H29ZM62 172H61V173H62ZM73 172H74V173H77L76 171H73ZM82 172H83V170H82ZM85 172H86V171H85ZM135 172H136V170H135ZM138 172H136V174H137ZM146 172H148V171H146ZM222 172H223V170H222ZM5 173H4V175H5ZM28 173L26 174L27 176L30 175V173H29V174H28ZM31 173H32V172H31ZM33 173L35 174V171H33ZM61 173H60V174H61ZM68 173H69V172H68ZM78 173H80V171H79ZM78 173H77V174H78ZM98 173H97L96 175H98ZM140 173H141V172H139V174H140ZM144 173H145V172H144ZM12 174H13V172H12ZM12 174H11V175H12ZM14 174L17 176L16 172H15ZM18 174L20 175L21 173L18 172ZM38 174H43V173L40 172V173H38ZM44 174H46V173L44 172ZM52 174L54 175V174H55V171H54V172L52 171ZM52 174H51V175H52ZM57 174H59V173L57 172ZM77 174H75L77 178L80 177L81 175H83V174H81V175H77ZM95 174L93 173V175H94V181H95V179H97V178L95 177V176H96ZM145 174H146V173H145ZM181 174H182V172L180 171V175H181ZM238 174H240V172H238ZM242 174H243V173L241 172L240 175H242ZM6 175H9V174H6ZM11 175H10V176H11ZM48 175H49V172H48ZM63 175H65V174H63ZM67 175H68V174H67ZM71 175H73V174L70 173V176H71ZM84 175H86V174H84ZM93 175H92V176H93ZM104 175H105V174H104ZM133 175H134V174H133ZM140 175H144V174L142 173V174H140ZM140 175H139V176H140ZM227 175H228V172H227ZM1 176H3V174H2ZM12 176H13V177H16V176H14V175H12ZM23 176H25V171H24V175H23ZM32 176H33V175H32ZM45 176H46V177H45ZM45 176L42 175V177L47 178V175H45ZM49 176H50V175H49ZM49 176H48V177H49ZM54 176H55V175H54ZM56 176L59 177L60 175H56ZM61 176H62V175H61ZM65 176H66V175H65ZM73 176H74V175H73ZM89 176H90V175H89ZM100 176H102V178H103V175H100ZM129 176H131V175H129ZM144 176H146V175H144ZM181 176H182V175H181ZM181 176H179V177H181ZM5 177H7V176H4V179H5ZM18 177H19V176H18ZM30 177H31V176H30ZM33 177H34V176H33ZM40 177H41V175H39V177H36L35 179H37V178L40 179ZM42 177H41V178H42ZM50 177H51V176H50ZM66 177H67V182H68V176H66ZM66 177H64V178H66ZM84 177H85V176H84ZM104 177H105V176H104ZM135 177H136V175H135ZM148 177H150V176L148 175ZM173 177H174V176H173ZM173 177H172V178H173ZM2 178H3V177H2ZM8 178H9V177H8ZM23 178H24V177H23ZM27 178H28V177H27ZM45 178H44V181L47 180V179H45ZM52 178H53V177H52ZM59 178H60V177H59ZM64 178H63V179H64ZM71 178H73V177H71ZM92 178H93V177H92ZM92 178H91V179H92ZM138 178H139V177H138ZM146 178H147V176H146ZM146 178H145V180H146L147 182H148V181L151 182V177H150V179L147 178L148 180H147ZM181 178H182V177H181ZM0 179H1V178H0ZM17 179H18V178H17ZM19 179L22 180L21 178H19ZM24 179H25V178H24ZM30 179H31V178H30ZM33 179H34V178H33ZM50 179H51V178H50ZM55 179H56V178H55ZM80 179H83V177L81 176ZM98 179H99V178H98ZM156 179H157V178H156ZM156 179H154V180L156 181ZM5 180H6V179H5ZM11 180H12V179L9 178L8 181L12 182ZM53 180H54V179H53ZM61 180H62V179H61ZM69 180H70V179H69ZM71 180H74V178L71 179ZM92 180H93V179H92ZM119 180H120V179H119ZM128 180H129V179H128ZM132 180H133V176H132ZM135 180H137V177H136V179H134V181H135ZM154 180H152V181H154ZM171 180H172V179H171ZM14 181H15V180H14ZM16 181H17V182H20V181H18V180H16ZM24 181H26V180H24ZM24 181H21V183H23ZM29 181L32 182V179L29 180ZM47 181H48V180H47ZM51 181H52V180H51ZM54 181H55V180H54ZM57 181H59V180L57 179ZM63 181H64V180H63ZM85 181H86V178H85ZM87 181H89V180L87 179ZM94 181H93V182H94ZM97 181H98V180H97ZM106 181H107V180H106ZM106 181H105V184H106ZM121 181H124V180L121 179ZM143 181H144V179H143ZM146 181H145V183H147ZM155 181H154V182H155ZM157 181H158V180H157ZM157 181H156V182H157ZM165 181H166V180H165ZM173 181H174V180H173ZM173 181H171V182H173ZM179 181H180V179H179ZM197 181H198V180H197ZM10 182H8V184H9ZM27 182H28V180H27ZM35 182L37 183V181H35ZM39 182H40V181H39ZM39 182L37 183V185L41 183V182H40V183H39ZM45 182H46V181H45ZM48 182H49V181H48ZM55 182H56V181H55ZM64 182H65V181H64ZM74 182H75V181H74ZM77 182H78V181H77ZM90 182H91V180H90ZM117 182H119L118 179H117ZM124 182H126V180H125ZM150 182H149V183H150ZM160 182H161V181H159V182H157V183L160 184ZM167 182H168V180H167ZM174 182H176V181H174ZM180 182H181V181H180ZM0 183H2V182H0ZM5 183H7V181H5ZM25 183H26V182H25ZM33 183H34V182H33ZM42 183L44 184V182H42ZM57 183L60 184L59 182H57ZM71 183H72V182H71ZM71 183H70V184H71ZM75 183H76V182H75ZM78 183H80V182H78ZM83 183H84V182H83ZM85 183H86V182H85ZM87 183L89 184V182H87ZM91 183H92V182H91ZM97 183H99V182H96V184H95V182H94L93 184H95V185L97 186ZM115 183H116V182H114V184H115ZM119 183H120V182H119ZM119 183H117V184H119ZM142 183L145 184L144 182H142ZM142 183H141L140 185H138V186H142V187H143ZM149 183H147V184H149ZM161 183H162V182H161ZM163 183H164V181H163ZM16 184H17V183H16ZM26 184H27V183H26ZM26 184H25V185H26ZM28 184H29V183H28ZM31 184H32V183H31ZM43 184H41V185H43ZM51 184H52V182L50 183V185H51ZM55 184H56V183H55ZM70 184H69L68 186H70ZM88 184H87V185H86V184H83V185H84V190H83V189H79L81 186H80V187H76V188H78L79 190H82L83 192H86L85 190H87L88 188L85 189V187H87V186L90 187V185H88ZM100 184H101V183H100ZM114 184H112V185H114ZM121 184H122V183H121ZM121 184H119V185H121ZM138 184H139V183H138ZM150 184H151V183H150ZM153 184H154V183H153ZM155 184H156V183H155ZM159 184H158V185H159ZM164 184H165V183H164ZM177 184H179V182H178ZM0 185H1V184H0ZM10 185L12 186L13 184L10 183ZM14 185H15V184H14ZM14 185H13V186H14ZM32 185H33V184H32ZM37 185L35 184V185H33V186L36 187ZM47 185H48V184H47ZM62 185H64V184H62ZM80 185H82V184H80ZM85 185H86V186H85ZM95 185H94V186H95ZM98 185H99V184H98ZM112 185H111V186H112ZM119 185H118V186H119ZM165 185H166V184H165ZM165 185H164V186H165ZM170 185H171V184H170ZM182 185L184 186V184H182ZM188 185H189V184H188ZM2 186H4V185H2ZM11 186H9V187H11ZM16 186H17V185H16ZM16 186H15V187H16ZM23 186H24V184H23ZM56 186H60V185H56ZM75 186H76V185H75ZM75 186H72V187H71L70 190H72V192H73V190L76 191V189L73 188V187H75ZM78 186H79V184H78ZM96 186H95V187H96ZM101 186H103V188L106 186L107 189L110 188V186L108 185V183H107L106 185L103 184V185H101ZM101 186H99V187H101ZM108 186H109V187H108ZM118 186H115V188H117ZM122 186H123V185H122ZM122 186H121V188H123ZM160 186H162V185L160 184ZM174 186H175V187H174ZM174 186H173V187H174V189H175V188H176V185H174ZM183 186H180V185H179V186H177V188H178V187H181V188H182ZM7 187H8V186H6V187L4 186V191H5V190H8ZM9 187H8V188H9ZM19 187H20V183H19V185H18V188H19ZM30 187H31V185H30ZM43 187H44V189H45V187H47L46 184H45V186H42V188H43ZM49 187H50V186H49ZM51 187H52V185H51ZM53 187L55 188V185H54ZM53 187H52V188H53ZM63 187H64V186H63ZM65 187H67V186H65ZM91 187L93 188L92 185H91ZM112 187H114V186H112ZM125 187H126V186H124V188H125ZM142 187H138L137 190H138L139 188H142ZM145 187H146V186H145ZM145 187H144V188H145ZM147 187H148V185H147ZM147 187H146V188H147ZM167 187H168V186H167ZM1 188H2V187H1ZM5 188H6V189H5ZM12 188H13V187H12ZM47 188H48V187H47ZM54 188H53V190H54ZM58 188H59V187H58ZM60 188H61V187H60ZM72 188H73V189H72ZM81 188H82V187H81ZM129 188L132 189L131 187H129ZM146 188H145V189H146ZM156 188L159 189V186H157ZM160 188H161V187H160ZM163 188H164V187L162 186L161 189H163ZM168 188H170V187H168ZM185 188H186V186L184 187V189H185ZM9 189H10V188H9ZM13 189H14V188H13ZM20 189L22 190V187H21ZM20 189H17V191L20 190ZM23 189H24V187H23ZM26 189H27V188H26ZM32 189H33V188H32ZM35 189H37V188H35ZM44 189H42V190H44ZM50 189H51V188H50ZM50 189H49V190H50ZM55 189H57V188H55ZM61 189H63V188H61ZM61 189H58V191L60 190L59 192H56V190H55V192L58 194V196H56L55 198H58V197H59V193H60V195H61ZM67 189H68V188H65V190H67ZM105 189H106V188H105ZM105 189H104V190H105ZM107 189H106L105 191H107ZM112 189H114V188H112ZM112 189L110 188V190H112ZM130 189L127 190V189L125 188V190L128 191L127 194H129V196L131 195L130 192L133 193L134 191H137V190H132V191H131ZM133 189H134V188H133ZM165 189H167V188H165ZM172 189H173V188H172ZM172 189L170 188L171 192H169V193H165V192H164V193H165V195H163L164 198H163V196L161 195L162 198H163V200L165 199V197L168 198V196H166V194H170V193H172V191H174V190H172ZM179 189H180V188H179ZM187 189H188V188H187ZM1 190H2V189H1ZM11 190H12V189H11ZM11 190H10V192L13 191V190H12V191H11ZM21 190H20V191H21ZM24 190H25V189H24ZM28 190H30V189H28ZM38 190H39V189H38ZM51 190H52V189H51ZM53 190H52V191H53ZM63 190H64V189H63ZM93 190L95 191L96 189H93ZM97 190H98V187H97ZM99 190H100V189H99ZM110 190H109V191H110ZM115 190H116V189H115ZM117 190H119L118 192H121V191H123L124 189L121 190L120 187H119ZM117 190H116V192H117ZM129 190H130V192H129ZM167 190H168V189H167ZM8 191H9V190H8ZM8 191H6V192H8ZM14 191H15V190H14ZM25 191L27 192V190H25ZM30 191H32V190H30ZM75 191H74L73 193H76ZM77 191H78V190H77ZM89 191H90V190H89ZM89 191H87V194H86L87 196H89L88 194H90V193H88ZM91 191H92V190H91ZM91 191H90V192H91ZM94 191H93V193H94ZM126 191H124V192H126ZM139 191H141V190H139ZM158 191H159V190H158ZM158 191H157V194H158ZM162 191H163V190H162ZM162 191H161V192H162ZM175 191H176V190H175ZM175 191H174V192H175ZM183 191H184V190H183ZM183 191H182V193H183ZM185 191H188V193L184 192V194L186 193V195L189 196L188 194H189V192L191 193V191H190L189 189H188V190L185 189ZM194 191H195V190H194ZM194 191H193V192H194ZM6 192H5V193H6ZM15 192H16V191H15ZM18 192H19V191H18ZM28 192H29V191H28ZM38 192H39V191H38ZM62 192H63V193H65V192L69 193L70 191H69V192H68V191H62ZM83 192H82V193H83ZM96 192H98V191H96ZM102 192H103V191H102ZM102 192H100V193H102ZM107 192H108V191H107ZM112 192L114 193L115 191H111V192H109V194H111ZM137 192H138V191H137ZM167 192H168V191H167ZM179 192H180V191H179ZM0 193H1V191H0ZM3 193H4V192H3ZM3 193H1V194H3ZM12 193H13V192H12ZM16 193H17V192H16ZM16 193H14V195H17ZM29 193H30V192H29ZM32 193L34 194V191H32ZM32 193H30V194L32 195ZM48 193H49V192H48ZM53 193H54V192H53ZM53 193H52V194H53ZM73 193H72V197H71V195H70L71 193L69 194L70 197H71V199L73 198V196H75ZM82 193H80L79 195L81 196ZM98 193H99V192H98ZM100 193L98 194V197H100V196H99V195H101ZM113 193H112V194H113ZM139 193H140V192H139ZM143 193H144V194H142V195H144V199L141 198L140 200H146L147 195H146V197H145V194H146L147 192H143ZM159 193H160V192H159ZM175 193H176V192H175ZM195 193H196V192H195ZM6 194H7V193H6ZM6 194H4V195H6ZM27 194H28V193H27ZM27 194H26V198H27ZM36 194L39 196V193L36 192L35 195H36ZM44 194H45V193H44ZM46 194H47V193H46ZM83 194H84V196L86 197L85 193H83ZM91 194H92V193H91ZM109 194L107 193V194L104 195V197H103V196H102V197L105 198V196H106V195L109 196ZM125 194H126V193H125ZM140 194H141V193H140ZM140 194H136V195H134V196H138V197H139V196H141ZM150 194H151V193H150ZM153 194H154V196H152V197H154V199H155V198H156V197H155L156 194H155L154 192H153ZM172 194H174V193H172ZM11 195H12V194H11ZM22 195H23V190L21 191V196H20L21 199H20V200H22ZM24 195H25V194H24ZM28 195H29V194H28ZM35 195H34V196H35ZM53 195H56V194L54 193ZM77 195H78V194L76 193V196H77ZM79 195H78V196H79ZM92 195H93V194H92ZM115 195H116V194H115ZM115 195H114V196H115ZM120 195H123L122 192L120 193ZM151 195H152V194H151ZM182 195H183V194H182ZM182 195H181V197H182ZM1 196H2V195H1ZM8 196H9V195H8ZM34 196H33V200L35 199ZM40 196H41V195H40ZM43 196H44V195H43ZM90 196H91V195H90ZM90 196H89V197H90ZM134 196H132V197L130 196V199H131V198H132V199L135 198ZM161 196H160V198H161ZM170 196H173V195L170 194V195H169V199L172 198V197H170ZM179 196H180V195H179ZM179 196H175V197L178 198ZM183 196H184V195H183ZM190 196H191V195H190ZM195 196H196V195H195ZM2 197H3V196H2ZM9 197H10V196H9ZM17 197H19V196H17ZM23 197H25V196H23ZM30 197H32V196H30ZM62 197H63V199H64V197H65V199H66V201H67L66 196H62ZM67 197H68V196H67ZM85 197H84V198H85ZM102 197H101V199H102ZM106 197H107V196H106ZM109 197H110V196H109ZM111 197H113V196H111ZM121 197H122V196H121ZM121 197H120V198H121ZM125 197H126V196H125ZM138 197H136V198H138ZM150 197H151V196H150ZM150 197L148 196V198H150ZM158 197H159V195H158ZM173 197H174V196H173ZM184 197H185V196H184ZM184 197H182V199H183ZM5 198H6V197H5ZM7 198H8V197H7ZM11 198H12V197H11ZM11 198H10V199H11ZM15 198H16V196H15ZM15 198L13 197V200L9 201L8 203L13 202ZM26 198H25V201H26V202L23 201L25 204L27 203ZM28 198H29V197H28ZM37 198H38V197L36 196V199H37ZM39 198H42V197H39ZM43 198H44V197H43ZM45 198H47V197H45ZM50 198H53V197L50 196ZM60 198H61V197H60ZM80 198L83 199L82 196H81ZM80 198H78V199L80 200ZM93 198H94V195H93ZM136 198H135V199H136ZM177 198H175V199H177ZM187 198H188V197H187ZM189 198H190V197H189ZM201 198H202V197H201ZM10 199H8V200H10ZM23 199H24V198H23ZM63 199H62V201H63ZM65 199H64V200H65ZM75 199H76V198H75ZM75 199L73 198V200H75ZM78 199H76L77 202L79 201ZM87 199H89V198H87ZM96 199H97V198H96ZM96 199H94V201H92V202H95ZM106 199H107V198H106ZM113 199H114V198H113ZM117 199H118V201L120 200L118 197H117ZM125 199H126V198H125ZM132 199H131V200H132ZM135 199H134V200H135ZM172 199H173V198H172ZM175 199H173V200H175ZM182 199H181V202H183ZM185 199H186V198H185ZM193 199H194V195L192 196V200H193ZM0 200H1V199H0ZM2 200H4V199H2ZM5 200H6V199H5ZM8 200H7V201H8ZM28 200H31V199L29 198ZM46 200H47V199H46ZM56 200H59V199H56ZM60 200H61V199H60ZM83 200H85V199H83ZM91 200H92V197H90V200H88V201H91ZM99 200H100V199H97V201H99ZM104 200H105V199H103V200H101V201H102L103 203H105V204L108 203V201H109L108 199H107L108 201H107V200L104 201ZM121 200H122V199H121ZM134 200H132V201L135 203L136 200H135V201H134ZM137 200H138V199H137ZM148 200H151V199H148ZM155 200H156V199H155ZM155 200H154V201H155ZM157 200H159V199L157 198ZM161 200H162V199H160V201H161ZM183 200H184V199H183ZM188 200H189V199H186V201H185V200H184V201H185V202H189ZM192 200H191L190 203H191V204H194L195 202L192 201ZM197 200H198V199H197ZM16 201L18 202L19 200L16 198ZM35 201L38 202L37 200H34V203H35ZM66 201H64V202H66ZM71 201H72V200H71ZM85 201H86V200H85ZM97 201H96V202H97ZM110 201H111V202L113 201L112 198H111ZM110 201H109V203H111ZM122 201H123V200H122ZM122 201H120V202H122ZM127 201H128V200H127ZM151 201H153V200H151ZM151 201H150V202H151ZM154 201H153V203H154ZM160 201H158V202H160ZM178 201H179V200H178ZM195 201H196V200H195ZM198 201H199V200H198ZM2 202H3V201H1V203H2ZM23 202L21 201V203H23ZM58 202H59V201H57V204H56L57 207H58V205H59ZM64 202H63V203H64ZM73 202H75V201H73ZM86 202H87V201H86ZM102 202H99L100 204L98 203V205H99V206L102 205V204H103ZM139 202H141L140 204H142V201H139ZM148 202H149V201H148ZM156 202H157V201H156ZM163 202H166V199H165ZM175 202H176V200H175ZM175 202H174V204H177V203H178V202H177V203H175ZM39 203H40V202H39ZM39 203H38V204H39ZM45 203H46V202H45ZM48 203H49V200L47 201V204H48ZM54 203H55V202H54ZM60 203L63 204L62 202H60ZM87 203H88V202H87ZM101 203H102V204H101ZM114 203H115V201H114ZM134 203H133V204H134ZM136 203H137V202H136ZM136 203H135V204H136ZM145 203H146V205L148 204L147 201H146ZM151 203H152V202H151ZM151 203H150V204H151ZM161 203H162V202H161ZM4 204H5V203H4ZM4 204L2 203V204H0V205L4 206ZM12 204H13V203H12ZM15 204H16V202H15ZM25 204H24V205H25ZM47 204H45V207H48ZM50 204H51V200H50L49 205H50ZM69 204H70V203L67 202L66 205L68 206ZM74 204H75V203H74ZM116 204H118V203H115V205H116ZM119 204H120V203H119ZM122 204H123V203H122ZM130 204H131V203H130ZM130 204H129V203H128V204L126 203V206H124V207H127V205H130ZM133 204H131V205H132L134 208H135V207L138 208L137 206H138L139 203L137 204V206H134ZM140 204H139V205H140ZM143 204H144V201H143ZM143 204H142V205H143ZM174 204H173V205H174ZM185 204H187V203H185ZM185 204H184V205H185ZM6 205H7V204H5V206H6ZM8 205H11V204H8ZM21 205H22V204H20V206H21ZM30 205H31V204H30ZM43 205H44V203H43ZM46 205H47V206H46ZM52 205H53V204H52ZM52 205H50L49 207H51ZM77 205H78V204H77ZM111 205H112V204H111ZM113 205H114V204H113ZM113 205H112V206H113ZM120 205H121V204H120ZM156 205H157V204H156ZM163 205H164V203H163ZM165 205H166V203H165ZM165 205H164V206H165ZM177 205H182L183 207H182V206H180V207H182L183 210H184V207L186 206V205L184 206L183 204H180V201H179V204H177ZM187 205H188L187 207H189L190 204H187ZM64 206H65V205H64ZM78 206L81 207V206H84V205L82 204V205L80 206V203H79ZM85 206H86V205H85ZM95 206H97V204H95ZM109 206H110V205L108 204L107 207H109ZM121 206H122V205H121ZM140 206H141V205H140ZM150 206H151V205H150ZM152 206L155 207V205H152ZM160 206L162 207V204H160ZM160 206H159V207H160ZM166 206H167V205H166ZM175 206H176V205H175ZM192 206H193V205H192ZM194 206H196V203H195ZM194 206H193V207H194ZM8 207H9V206H7V207H5V208H8ZM34 207H35V206H34ZM34 207H32V208H34ZM36 207H37V206H36ZM39 207H42V205L40 204ZM39 207H38V208H39ZM52 207H53V206H52ZM52 207H51V209H52ZM57 207H55V208H57ZM79 207H78L77 211L80 209ZM92 207H94V206H92ZM92 207H91L90 209H91V212H93L92 214L94 215V210H96V209H98V208H96V209L93 208V210H92ZM97 207H98V206H97ZM100 207H101V206H100ZM115 207H116V206H115ZM124 207H122V208H123V211H122V212H124V213H120L121 215L127 213V211H124V210H125ZM141 207H142V206H141ZM143 207H144V209L146 208L147 211L149 210V209H148L149 204H148V207H145V206H143ZM143 207H142V211H143ZM167 207H168V206H167ZM180 207H179V208H180ZM193 207H192V208H193ZM223 207H224V206H223ZM223 207H222V209L220 208L222 211H223V209H224ZM227 207H228V206H227ZM3 208H4V207H3ZM5 208H4V209H5ZM9 208H11V207H9ZM9 208H8V211H9ZM16 208H17V205H16ZM22 208H23V206H22ZM24 208H26V207H24ZM24 208H23V209H24ZM43 208H44V207H43ZM43 208H41V212H42V209H43ZM61 208H62V206H61ZM61 208H60V209H61ZM64 208H66V207H64ZM64 208H63V209H64ZM69 208H71L70 205H69ZM69 208L67 207V209H69ZM84 208H88V206H87V207H84ZM84 208H83V211H84V212L81 213V211H82V209H81V210H80V214L78 213V215H79L80 217H81V215H83V214H87V213H85V211H86L87 209L85 210ZM104 208H105V207H104ZM116 208H119V207H116ZM122 208L120 207V209H122ZM127 208H129V206H128ZM149 208H152V207H149ZM165 208H166V207H165ZM169 208L171 209V207H169ZM169 208H166V209H164V210H167V209H169ZM175 208H176V207H175ZM192 208H190V209H192ZM228 208H229V210H228ZM228 208H227V209H226V208L224 209L225 212H226V211H230V207H228ZM0 209H2V207H0ZM11 209H12V208H11ZM13 209H14V210H17V209H20V208L15 209V205H14V208H13ZM29 209H30V208H29ZM36 209H37V208H36ZM45 209L47 210V214H48V211L51 210V209H47V208H45ZM45 209H44V210H45ZM63 209H62V210H63ZM90 209L88 208V210H90ZM111 209H112V208H110V210H109V209L107 208V211H113V210H111ZM146 209H145V211H146ZM153 209H154V208H153ZM170 209H169V210H170ZM173 209H174V207L172 206V211H173ZM182 209H180V211H183ZM185 209H186V207H185ZM188 209H189V208H187L186 212L188 211ZM32 210H33V209H32ZM32 210H31V211H32ZM44 210H43V211H44ZM46 210H45V211H46ZM53 210H54V209H53ZM58 210H59V209H58ZM72 210H73V207H72V209H71V213H72ZM75 210H76V209H75ZM104 210L106 211V208H105ZM104 210H102V212L99 210V211H100V214H99V217H100V218H99V219L103 218V216L105 217L106 214H105V215L102 214L103 216L101 215V213H104V212H105ZM126 210H127V209H126ZM139 210H140V212H141L140 207H139V209L137 210L138 213H139ZM194 210H197V208H196V209L194 208ZM194 210H193V211H194ZM198 210H199V209H198ZM208 210H209V209H208ZM221 210H220V212H221ZM1 211H2V212H0V213H3L4 210H1ZM5 211H6V210H5ZM5 211H4V214H5ZM10 211H11V210H10ZM10 211H9V214H10V216H12L13 214H12ZM19 211H20V210H19ZM21 211H22V209H21ZM21 211H20V212H21ZM24 211H25V209H24ZM28 211H29V210H28ZM36 211H37V210H36ZM38 211H40V210L38 209ZM51 211H52V210H51ZM55 211H56V210H55ZM59 211H60V210H59ZM67 211H69V210H67ZM77 211H75L74 213H76ZM116 211H117L116 213H119L118 210H116ZM119 211H121V210H119ZM131 211H132V210H131ZM137 211H136V212H137ZM149 211H150V210H149ZM149 211H148V212H149ZM210 211H211V210H210ZM241 211H243V209H242ZM6 212H7V211H6ZM12 212H13V211H12ZM22 212H23V211H22ZM29 212H30V211H29ZM34 212H35V211H34ZM34 212H33V213H34ZM57 212H58V211H57ZM78 212H79V211H78ZM87 212H88V211H87ZM91 212H90V213H91ZM96 212H97V210H96ZM114 212H115V211H114ZM125 212H126V213H125ZM129 212H130V210L128 211V213H129ZM161 212H162V211H161ZM166 212H167V211H166ZM178 212H179V211H178ZM178 212H176V213H178ZM186 212H185V213H186ZM189 212H190V211H189ZM189 212H188V213H189ZM223 212H224V211H223ZM225 212H224V213H225ZM39 213H40V212H39ZM42 213H44V212H42ZM42 213H41V214H42ZM59 213H60V212H59ZM59 213H58V214H59ZM61 213H62V212H61ZM108 213H109V212H107V214H108ZM116 213H115V215H116ZM133 213H134V211H133ZM143 213H144V212H143ZM153 213H154V212H153ZM162 213H163V212H162ZM173 213H175V212H173ZM173 213H170V214L174 215ZM176 213H175L174 216L179 215V214H176ZM179 213H180V212H179ZM185 213H184V214H185ZM188 213L186 214L187 216H188ZM190 213H191V212H190ZM193 213H194V212H193ZM193 213H191L192 216L194 215L193 217L191 216L192 219H193V218H196V216H195L196 213H195V214H193ZM224 213H223V215H225ZM227 213H228V212H227ZM241 213H242V212H241ZM4 214H2V215H4ZM7 214H8V213H7ZM9 214H8V216H9ZM11 214H12V215H11ZM30 214H31V212L29 213V215H30ZM34 214H35V213H34ZM41 214H40V215H41ZM44 214H45V213H44ZM44 214H42V215H44ZM49 214H50V212H49ZM49 214H48V215H49ZM51 214H52V213H51ZM51 214H50V218L52 217ZM58 214H57V216H58ZM72 214H73V213H72ZM72 214H71V215H72ZM96 214H97V213H96ZM113 214H114V213H113ZM113 214H112V215H113ZM120 214H119V216H121ZM140 214H142V212H141ZM140 214H139V216H140ZM146 214H147V213H146ZM146 214H145V215H146ZM166 214H167V213H166ZM168 214H169V211H168ZM170 214H169V215H170ZM184 214H183V215H184ZM229 214H230V212H229ZM0 215H1V214H0ZM5 215H6V214H5ZM26 215H27V214H26ZM36 215H37V213H36ZM40 215H39V216H40ZM48 215L45 214V215H44L45 217H44L43 219H47L46 217H48ZM54 215H55V213H54ZM54 215H53V216H54ZM63 215L65 216V214H62V216H63ZM67 215H68V214H67ZM75 215L77 216V214H75ZM75 215L72 216V217L75 218ZM90 215H91V214H90ZM93 215H91V216H93ZM100 215H101L102 217H101ZM108 215H110V213H109ZM115 215H114V217H115ZM130 215H132L131 212L129 213V216H128L127 218H126V217L123 218V217H122L123 215H122L121 218H123V219L120 218V219H119L120 222H123V223H124V221H125L124 219L126 218V220H127L129 217H131ZM134 215L136 216L137 214H134ZM147 215H148V214H147ZM169 215H166V216L168 217L167 223H169L168 221H171V218H172V217L169 218L170 216H172V215H170V216H169ZM196 215H197V214H196ZM221 215H222V213H221ZM223 215H222V216H223ZM15 216H16V215H15ZM15 216L13 215L12 217L15 218ZM20 216H21V215H20ZM22 216H23V215H22ZM22 216H21V217H22ZM24 216H25V214H24ZM24 216H23V217H24ZM27 216H28V215H27ZM30 216H31V215H30ZM30 216H29V217H30ZM57 216L55 215V217H57ZM59 216H60V214H59ZM62 216H61V217H62ZM64 216H63V218H64ZM83 216H84L85 219L82 218ZM83 216H82L81 218H82V220L84 219L85 221H86V218L89 217L88 215H87V217H86L85 215H83ZM91 216H90V218L93 219L94 216H93V217H91ZM97 216H98V215H97ZM116 216H117V215H116ZM132 216H133V215H132ZM139 216H138V217H139ZM141 216H144V215L142 214ZM141 216H140V217H141ZM148 216H150V215H148ZM153 216H154V217L157 216V218H159V220H161V218H162V217L160 218V216L155 215V214H154ZM153 216H152V217H153ZM162 216H163V218H164L165 214H164V215L162 214ZM180 216H181V213H180ZM198 216L200 217V215H198ZM2 217H3V216H1V218H2ZM5 217H7V216H4L3 218H5ZM18 217H19V216H18ZM18 217L16 216V218H18ZM35 217H36V216H35ZM69 217H70V216H69ZM72 217H71V218H72ZM106 217H107V215H106ZM111 217H113V216H111ZM117 217H118V216H117ZM140 217H139V218H140ZM145 217H146V216H144V218H145ZM167 217H166V219H167ZM181 217H182V216H181ZM183 217L185 218L186 216H183ZM188 217H190V216H188ZM188 217H187V218H188ZM225 217H226V219H227V216H225ZM24 218H25V217H24ZM27 218H28V217H27ZM27 218H26V219H23V220H26V221H27ZM33 218H34V217H32L31 219L33 220ZM40 218H41V216H40ZM40 218H38V221L44 223V222H43V219H41V220H42V221H41ZM59 218H60V217H59ZM78 218H79V217H78ZM78 218H75V223L78 222V221H77ZM108 218H109V217H108ZM136 218H137V217H136ZM136 218H134L135 221L140 220V219H136ZM144 218H142V219L144 220ZM191 218H190V219H191ZM222 218H223V217H222ZM5 219H8V218H5ZM5 219H4V220H5ZM29 219H30V218H29ZM51 219H53V217H52ZM51 219H50V220H51ZM60 219L62 220V218H60ZM60 219H59V222H61ZM88 219H89V218H88ZM88 219H87V220H88ZM95 219H96L95 221L93 220L94 223L98 220V217H95ZM105 219H106V218H105ZM109 219H112V218H109ZM115 219H116V218H115ZM117 219H118V218H117ZM130 219H131V221L133 220L132 217H131ZM130 219H128V221H130ZM142 219H141V220H142ZM150 219H151V217H150ZM153 219H154V218H153ZM164 219H165V218H164ZM166 219H165V220H166ZM173 219H174V218H173ZM188 219H189V218H188ZM188 219H187V220H188ZM223 219H224V218H223ZM228 219H230V218L228 217ZM10 220H12V221L14 222L15 220L17 221L18 219H15V220H14V219H11V218H10ZM19 220H20V221H23L22 218L19 219ZM19 220H18V221H19ZM32 220H31V222H33ZM47 220H48V219H47ZM47 220H46V221H47ZM54 220H55V218L53 219V221H54ZM56 220H58V219H56ZM68 220H69V219H68ZM72 220H73V219H72ZM84 220H83V221H84ZM106 220L108 221V219H106ZM119 220H118V223H119ZM121 220H124V221H121ZM143 220H142V221H143ZM147 220H149V219L146 218L145 223H147V222H146ZM183 220H184V219H183ZM183 220H182V221H183ZM224 220H225V219H224ZM12 221H11V222H12ZM20 221H19V222H20ZM46 221H45V223H47ZM62 221H63V220H62ZM73 221H74V220H73ZM76 221H77V222H76ZM80 221H81V220H80ZM90 221H91V219L88 221L89 224L91 223ZM102 221H103V219H102ZM107 221H106V223L109 222L110 226H111V224H114V223H111V222H114V220H110L111 222H110V221L107 222ZM133 221H134V220H133ZM135 221H134V222H135ZM142 221H140L141 224H142ZM150 221H151V220H150ZM152 221H153V223L156 224L158 220L155 219L156 222H155L154 220H152ZM152 221H151V222H152ZM161 221L163 222V220H161ZM161 221H159V222H161ZM176 221H179V219L176 220ZM176 221H175V222H176ZM184 221H186V220H184ZM184 221H183V222L179 221V222H177V223H178V224L181 223V224L184 226V225H185ZM9 222H10V221H9ZM9 222H7L8 225H9ZM36 222H37V221H36ZM49 222L51 223V221H49ZM63 222H64V221H63ZM66 222H68V221H66ZM66 222H64V223H62V224H65ZM138 222H139V221H138ZM171 222H174V221H171ZM189 222H191V220H190ZM1 223H2V222H1ZM5 223H6V220H5ZM7 223H6V224H7ZM17 223H18V222H17ZM20 223L22 224V222H20ZM25 223H26V222H25ZM28 223H29V220H28ZM42 223H41V224H42ZM81 223H82V222H81ZM86 223H87V222H86ZM86 223L83 222V225L85 224L86 226H89V225H87L88 223H87V224H86ZM97 223H98V221L95 223L94 226H95V227L97 226V228H99V225H98L99 223H98V224H97ZM106 223H104L105 226H106ZM148 223H149V221H148ZM153 223H152V224H153ZM163 223H164V222H163ZM183 223H184V224H183ZM3 224H4V222H3ZM3 224H2V225H3ZM6 224H4V225L7 226ZM10 224H11V223H10ZM12 224H13V223H12ZM14 224H15V223H14ZM14 224H13V225H14ZM26 224H27V223H26ZM26 224H24L25 227H26ZM34 224H35V222H33L32 224H29V225H30V226H31V225L34 226ZM37 224H38V223H37ZM39 224H40V223H39ZM39 224H38V225H39ZM48 224H49V223H48ZM48 224H47V225H48ZM53 224H54V223H53ZM67 224H68V226H69L70 223H67ZM67 224H66V225H67ZM72 224H73V223H72ZM104 224L101 223V225H104ZM120 224L122 225V223H120ZM125 224L127 225L128 223L125 222ZM125 224H124V225H125ZM152 224L150 223V224H146V225H152ZM157 224H158V223H157ZM165 224H166V223H165ZM165 224H164V225H165ZM172 224H173V223H172ZM172 224H171V226H172ZM178 224H177V226H179ZM181 224H180V226H181ZM187 224H188V221L186 222V225H187ZM190 224H191V223H190ZM0 225H1V224H0ZM29 225H28V226H29ZM38 225H37V226H38ZM43 225H45V224H42L41 227H43ZM55 225H56V224H54L53 226L55 227ZM74 225H75V224H74ZM80 225H82V224H80ZM101 225H100V226H101ZM117 225H118V224H117ZM117 225H116V226H117ZM124 225H122V226H124ZM126 225H125L124 227L128 228V225H129V224H128L127 226H126ZM132 225H133V224H132ZM135 225L137 226V222H136V224H134L133 226H135ZM146 225H145V226H146ZM160 225L163 226L162 223H159V226H160ZM168 225H169V224H168ZM173 225H174V224H173ZM175 225H176V224H175ZM175 225H174V227H175ZM186 225H185V226H186ZM9 226H10V225H9ZM18 226H19V228H21V229H19V230H20V231H19L20 233H18V234H22V233H23L22 235H20V236H22L21 239H22V238H25V237H24V234H25V230H27V228L25 229L23 225H21V227H20V225H18ZM28 226H27V227H28ZM35 226H36V225H35ZM35 226H34V228H35ZM39 226H40V225H39ZM45 226H46V225H45ZM59 226H60V225H59ZM68 226H67V227H68ZM77 226H78V225H77ZM110 226H109V227L107 226V227L110 228ZM113 226H115V225H112V228H113ZM122 226H121L120 228H119V227H117V228L115 227V228H116L117 230H119V229L122 228ZM133 226L130 225V227H133ZM136 226L133 227V229H134V228H135L136 230H137V228L140 229L139 227H136ZM138 226H140V223H139ZM141 226H142V225H141ZM153 226H154V225H153ZM157 226H158V225H156V228L153 227V229H154V230L157 229V228H158ZM162 226H160V228H158V229L161 230V229L163 228ZM177 226H176V227H177ZM183 226H181V230H179L178 232L175 231V229H177V228L174 229L173 226H172V228L174 229V231H175L177 234H175V233L173 232V230L171 229V230H172L171 233L173 232L175 235H177V237L180 238L179 240H180L181 242H182V239H185V238H183L184 235L181 236L182 233H181V235H180L181 237H179V236H178V233L181 232V231H184V230L182 229V228H184ZM3 227H4V226H3ZM31 227H32V226H31ZM47 227H48V226H47ZM49 227L52 228V226H50V224H49ZM49 227H48V228H49ZM54 227H53V228H54ZM57 227H58V225H57ZM60 227H61V226H60ZM60 227H59V229H61ZM62 227H65V226H62ZM69 227L72 228V225L70 224ZM69 227H68V228H69ZM80 227H81V226H78V228H80ZM83 227L85 228V226H83ZM83 227H82V228H83ZM90 227H91V225H90ZM107 227L104 229V231L108 229ZM161 227H162V228H161ZM165 227H168V226L166 225ZM189 227H190V225L188 224V227H185V228H189ZM0 228H1V227H0ZM15 228H16V226H14L13 229H15ZM29 228H30V227H29ZM29 228H28V229H29ZM32 228H33V227H32ZM37 228H38V227H36V230H37ZM43 228H45V227H43ZM68 228H64V229H68ZM73 228H74V227H73ZM73 228H72V229H73ZM75 228H76V227H75ZM75 228H74V230H75ZM101 228L103 229V227H101ZM112 228H111V230H113ZM115 228H114V231H115ZM118 228H119V229H118ZM126 228H125V229H126ZM148 228H150V227L148 226ZM148 228H147V229H148ZM178 228H179V227H178ZM2 229H3V228H2ZM4 229H5V227H4ZM13 229H11V230H13ZM39 229H40V228H39ZM39 229H38V230H39ZM45 229H46V231H47V228H45ZM59 229H56L55 232H56L57 230H59ZM62 229H63V228H62ZM62 229H61V230H62ZM64 229H63V230H64ZM72 229H70V230H72ZM76 229H77V228H76ZM93 229H94V228H93ZM129 229H132V228H129ZM129 229H127L126 231H128ZM151 229H152V228H151ZM165 229H166V228H165ZM165 229H163V230L165 231ZM168 229L170 230V227H169ZM179 229H180V228H179ZM0 230H1V229H0ZM17 230H18V229H17ZM41 230H42V229H41ZM48 230H50V229H48ZM51 230H52V229H51ZM61 230H60V232H61V234H62V233H63V232H62L63 230H62V231H61ZM80 230H81V229H80ZM85 230H87V227H86V229H84V231H85ZM88 230H89V229H88ZM88 230H87V232H88ZM96 230H97V229H96ZM96 230H94V231H96ZM98 230H99V229H98ZM100 230H101V229H100ZM108 230H110V229H108ZM121 230H122V229H121ZM141 230H142V227H141ZM141 230H140V232L142 233ZM169 230H166L165 232L167 233V231H169ZM8 231H9V230H8ZM15 231H16V230H15ZM29 231H30V232H29ZM29 231L27 230L26 232H29V234H30V233H31V228H30ZM32 231H33V230H32ZM42 231L44 232V230H42ZM46 231H45V232H46ZM82 231H83V230H82ZM82 231H81V232H82ZM84 231H83V232H84ZM90 231H91V230H90ZM104 231L101 230V234H102ZM122 231H123V232L125 231L124 228H123ZM126 231H125V233H126V237H127V232H126ZM131 231H133V230H131ZM131 231H130V233H128V236H134V235H132ZM143 231H144V229H143ZM148 231H149V229L146 230V231H144V232H145V233L147 232V234H148ZM156 231H158V230H156ZM156 231H154V232L156 233ZM161 231H162V230H161ZM164 231H162V232H164ZM185 231H186V230H185ZM38 232H39V231H37V233H38ZM47 232H49V231H47ZM52 232H53V234L55 233V232H54V229L52 230ZM52 232H50V234H51ZM60 232L58 231V233H60ZM64 232H66V230H65ZM72 232H73V231H72ZM72 232H71V234H72ZM77 232L79 233L78 229H77ZM81 232H80V233H81ZM85 232H86V231H85ZM87 232H86V233H87ZM115 232H116V231H115ZM115 232H114V233H115ZM117 232H118V235H117V236H119V235L122 233L121 231H120V232H121L120 234H119V231H117ZM128 232H129V231H128ZM134 232H135V230H134ZM137 232H139V230H138ZM137 232H136V233H137ZM169 232H170V231H169ZM187 232H189V233H187ZM191 232H192V231H191ZM193 232H194V231H193ZM193 232H192V233H193ZM16 233H17V232H16ZM16 233H14V231L11 232V234H16ZM33 233L35 234V231H34ZM33 233H31V235H32ZM56 233H57V232H56ZM67 233H69V231H68ZM75 233H76V231H75ZM75 233H74V234H75ZM80 233H79V234H76V235H80ZM88 233H90V232H88ZM91 233H92V236H91V237H93V233H95V232H92V231H91ZM98 233H100V232L98 231ZM104 233H105V234H108V232H107V233L104 232ZM110 233H111V232H109V235H110ZM145 233H143V234H145ZM152 233H153V231H152ZM155 233H153V234H151V235L148 234L149 237H151L152 235H154V237H155V239H152L153 236H152L151 238H149V239H152V241H153V240H158V241H160V242L157 244V245L160 247V244H161V243L163 244V242H162L163 240H162V239H164V237H163V235H161L163 238L160 239V236L156 237L157 235H155ZM171 233H167L166 236L169 235V234H171ZM173 233H172V234H173ZM186 233H187V235L189 234L190 236H191V234H192V233H190V231H188V230L186 231ZM4 234L6 235V233H4ZM7 234H8V232H7ZM18 234H17V236H18ZM34 234H33V235H34ZM41 234H42V232H40V234L38 233V236L41 235ZM43 234H44V236H41V237H44V238L47 237V239H43V240H45V244H44V245H41L40 247H43L44 249H46V252H45V253H47V252H48V253L56 252L57 255H56V254H52V255H53V256H56V257H54V258H55V261H56V264H57V262H59V261H57L56 258H57V256L59 257V255H60V250H63V249L66 250V249H68L67 247H66V249H65V246H64V243H65V242L62 243L64 237H62V239L60 238V239L62 240V242H61V240H60V242H61L63 245L60 244V242H59V244H60L59 246H60V247H59V250H58V248L54 247V243H53V240H52V239H53V236H54L55 234H54V235L52 234L53 236H51V235L48 233L51 237L48 236V235L45 234V233H43ZM74 234H73V237L70 236V237H72L73 239H74V237H75ZM95 234H96V233H95ZM95 234H94V236H95ZM112 234H113V233H112ZM115 234H116V233H115ZM123 234H124V233H123ZM129 234H130V235H129ZM157 234H160V233H157ZM172 234H171V235H172ZM183 234H185V232H183ZM25 235H26V234H25ZM45 235H47V236L45 237ZM64 235H65V234H63V235H61V236H64ZM83 235H84V234H83ZM87 235L89 236L90 234H87ZM96 235H97V234H96ZM98 235H99V234H98ZM98 235H97L96 237H98ZM102 235H103V234H102ZM102 235H101V236H102ZM109 235H107V236L103 235L104 237H101V238L103 239V241H105L104 238L107 237V238H105V239H108V238H109ZM113 235H114V234H113ZM141 235H142V234H139V233H138V235H136V237H137V236L140 237ZM145 235H146V234H145ZM148 235H146V237H147ZM193 235H195V234H193ZM0 236H1V235H0ZM10 236H11V235H10ZM12 236H13V235H12ZM12 236H11V237H12ZM17 236H15V237H17ZM34 236L38 238L37 234H35ZM34 236H33V237H34ZM57 236H58V234H57ZM59 236H60V235H59ZM65 236L68 237L69 234H67V235H65ZM81 236H82V235H81ZM114 236H116V235H114ZM121 236H122V235H121ZM123 236H125V234H124ZM123 236L121 237L122 240H123ZM142 236H144V235H142ZM142 236H141V237H142ZM164 236H165V233H164ZM166 236H165V238H167V240H168V237H169V236H167V237H166ZM190 236H188V237H190ZM1 237H2L4 240H2V239H0V240H2V241L4 242V241H5V237H3V235H2ZM6 237H7V235H6ZM15 237H12V238L16 239ZM48 237H50V239H48ZM67 237H66V238H67ZM78 237H79V236H78ZM86 237H87V236H86ZM112 237H113V236H110V239H111ZM154 237H153V238H154ZM170 237H171V236H170ZM172 237H174V235H172ZM172 237H171V239H173ZM177 237L175 236V238H174L173 240H170V241L168 240V242H166V241H167V240H166L165 242L168 244L167 246L170 245L169 242H170V243H174V242H171V241H174ZM185 237H187V236H185ZM188 237H187V238H188ZM193 237H194V236H192V239H195V237H194V238H193ZM7 238H8V237H7ZM17 238H18V237H17ZM28 238H30V237H28ZM31 238H32V237H31ZM51 238H52V239H51ZM54 238H56V235H55ZM79 238H80V237H79ZM82 238H85V235L82 236ZM87 238H88V237H87ZM87 238H86V239H87ZM94 238H95V237H94ZM115 238H117V237H114V239H115ZM121 238L119 237L118 239H121ZM128 238H129V237H128ZM128 238H127V239H128ZM144 238H145V237H144ZM144 238H143V239H140V240H139V238H138V239L135 238V239H137L139 242H140V241L142 242V240L144 241ZM156 238H157V239H156ZM158 238H159V239H158ZM181 238H182V239H181ZM9 239H11V238H9ZM9 239H6L5 242H7V240L9 241ZM25 239H26V238H25ZM41 239H42V238H41ZM57 239H58V238H57ZM70 239H71V238H70ZM73 239H71V240H72L73 242H75V241H76V238H75L74 240H73ZM89 239H93V238H90V236H89ZM89 239H88V240H89ZM95 239H96V238H95ZM98 239L100 240L99 237H98ZM98 239H97V240H98ZM102 239H101V240H102ZM118 239H115V240H118ZM127 239L125 238L124 240L126 241ZM131 239H132V238L130 237L129 240H131ZM133 239H134V238H133ZM133 239L131 240V243H132V244L134 243V244H137V245H138L137 242H136V243L133 242ZM145 239L148 240L147 238H145ZM169 239H170V238H169ZM188 239H191V238H188ZM227 239H228V238H227ZM11 240H12V239H11ZM16 240H17V239H16ZM33 240H34V238H33ZM33 240H32V241H33ZM54 240H56V239H54ZM67 240H68V238H67L65 241L67 242ZM71 240H70V243L72 242ZM77 240H78V238H77ZM80 240H82V239H79V241H80ZM93 240H94V239H93ZM111 240H112V239H111ZM115 240H112V242L114 241L112 244H115V245H116L117 243H115V242H117V241H115ZM122 240H121V242H122ZM129 240H127V241H129ZM177 240H178V239H176V241H177ZM179 240H178V243L180 242ZM12 241H15V240H12ZM20 241H21V240H20ZM20 241H19V242H20ZM26 241H27V239H26ZM28 241H31V240H28ZM32 241H31V242H32ZM35 241H36V238H35V240L33 241L32 244L29 243L31 247H35V245H38L37 242H36L35 245L32 246V245L34 244ZM37 241L39 242L38 239H37ZM68 241H69V240H68ZM95 241H96V240H95ZM108 241H110V240H108ZM108 241H107V242H108ZM119 241H120V240H119ZM119 241H118V245H119V243H120ZM152 241L150 240V242H152ZM158 241H157V242H158ZM185 241H186L187 243H185V242L183 241V246H185V244H188V242H189V240H188V241L185 240ZM190 241L192 242V240H190ZM200 241H201V240H200ZM217 241H218V240H217ZM225 241H226V239H225ZM228 241H229V240H228ZM242 241H243V239H242ZM3 242H1V244H2ZM10 242H11V241H10ZM15 242L17 243V241H15ZM22 242L25 243V240L22 239V241H21V245L23 246L24 244H23ZM40 242H41V241H40ZM54 242H55V241H54ZM76 242H77V241H76ZM76 242H75V243H76ZM80 242H81V241H80ZM82 242H83V241H82ZM82 242H81V244H82ZM86 242H89V243L92 244L93 241L90 242V240H89V241H85V242H83V243H86ZM99 242H100V241H99ZM105 242H106V241H105ZM105 242H103V243H105ZM123 242H124V241H123ZM123 242H122V243H123ZM145 242H146V241H145ZM145 242H143V244H144ZM148 242H149V241H148ZM154 242H155V241H154ZM165 242H164V243H165ZM191 242L189 243L190 246H192ZM195 242H196V239H195ZM205 242L208 243L209 241H204V244H206ZM223 242H224V239H223ZM240 242H241V241H239V242H237V243H240ZM7 243H8V242H7ZM11 243H12V242H11ZM26 243H28V242H26ZM55 243L58 245L57 241H56ZM75 243H74V244H75ZM77 243H78V242H77ZM89 243H88V244H89ZM93 243H94V242H93ZM97 243H98V242H97ZM101 243H102V242H101ZM101 243H100V244H101ZM127 243H128V242H127ZM127 243H126V245H127ZM131 243H128V249H126V251H127V250L129 251V249H130V248H129V244L131 245L130 247H132V244H131ZM152 243H153V242H152ZM152 243H151V245H153ZM176 243H177V242H176ZM176 243H175V244H176ZM178 243H177V245L179 246ZM197 243H199V238H197V242H196L195 244H197ZM214 243H215V241H214ZM216 243H217V245L221 244V242H220V243L216 242ZM237 243H236V244H237ZM1 244H0V245H1ZM14 244H15V243H14ZM14 244H12V245H14ZM17 244H18V243H17ZM41 244H42V242H41ZM56 244H55V245H56ZM86 244H87V243H86ZM88 244H87V246H88ZM91 244H90V247H91ZM94 244H96V243H94ZM105 244H106V243H105ZM105 244H104V245H105ZM107 244H108V243H107ZM109 244L111 245V242H110ZM147 244H148V243H147ZM154 244L156 245V243H154ZM180 244H181V243H180ZM208 244H209V243H208ZM208 244L205 245V246H207V248L209 247L210 250L212 249V251L216 250V248H214L215 246H214L213 248H211ZM240 244H241L243 247H244V245H245V244H242V243H240ZM6 245H7V244H6ZM12 245H10V246H12ZM18 245H19V244H18ZM18 245H15V247L18 246ZM39 245H40V244H39ZM65 245H67V244H65ZM71 245H73V244H71ZM76 245H77V244H76ZM79 245H80V244H79ZM84 245H85V244H84ZM84 245L82 244L83 247H84ZM101 245L103 246V244H101ZM101 245H98V248H99V246L101 247ZM115 245H114V246H115ZM118 245L115 246V247H116L117 249L120 250V248H118V247H119ZM120 245H121V243H120ZM123 245H124V248L127 247V246L125 245V243H123ZM140 245H142V244L140 243ZM140 245H138L139 247H137V248H140ZM148 245H149V244H148ZM148 245H146V243H145V245H143V246H148ZM172 245H173V247H174V244H172ZM172 245H171V247H172ZM181 245H182V244H181ZM181 245H180V246H181ZM198 245L200 246V245H202V243H201V244L199 243ZM198 245H195V247L198 246ZM221 245L224 246L225 243H224V244H221ZM241 245L238 244L239 248H238V246H237V252H238V255H239V256H240L241 252L243 251V248H242V247H241L242 249L240 248ZM2 246H4V244H2ZM2 246H1V247H2ZM8 246H9V244H8ZM8 246H7V247L4 246L5 249H4L3 247L0 249V264H15L16 262H17V264H19V263H18V262H19L18 259H15V257L12 258V256H13V255H12V252H13V251L11 250V248H13V247H11V248L9 249ZM28 246H29V245H28ZM30 246H29V248H30ZM67 246H68V247L70 246V245H69V242H68V245H67ZM96 246H97V245H96ZM106 246H108V248H109V245H106ZM112 246H113V245H111V247H112ZM114 246H113V248H114ZM143 246H142V248H143ZM149 246H150V245H149ZM158 246H154V245H153V246H150V247H153V248H154V247H157V248H155V249H158ZM180 246H179V247H180ZM187 246H188V245H186V247H187ZM193 246H194V243H193ZM199 246H198V251H199V249H200ZM219 246H220V245H219ZM24 247H26V244H25ZM37 247H39V246H37ZM37 247H36V248H37ZM70 247H73V246H70ZM70 247H69V248H70ZM77 247H78V246H77ZM77 247H73V248H75V249H73V251L75 250V251L77 252V250H76ZM94 247H95V245H94ZM120 247H121V246H120ZM163 247H166V246H163V245H162L161 248H163ZM173 247H172V248H173ZM175 247H176V245H175ZM181 247H182V246H181ZM181 247H180L179 249H181ZM195 247L193 248L194 251L197 250V247H196V249H195ZM200 247H201V246H200ZM225 247H226V246H225ZM6 248H7V249H6ZM18 248H19V246L16 247L15 249H18ZM22 248H23V247H22ZM22 248H19V249L24 251V249H22ZM26 248H28V247H26ZM36 248H35V249H36ZM62 248H63V249H62ZM80 248H81V247H80ZM84 248H85V247H84ZM87 248H88V247H86V249H87ZM92 248H93V246H92ZM96 248H97V247H96ZM103 248H104V246H103ZM103 248H102V250H103ZM108 248H107L106 252L108 251ZM134 248L136 249V245H135L134 247H132L131 250H133ZM172 248H171V250L173 251ZM184 248H185V247H184ZM184 248H182V249H183V251H182L183 253H184V250L188 249V247L185 248V249H184ZM207 248H206V249H207ZM220 248H221V246H220ZM222 248H223V247H222ZM222 248H221V250H222ZM13 249H14V248H13ZM37 249H38V248H37ZM39 249H40V248H39ZM56 249H57V250H56ZM71 249H72V248H71ZM89 249H90V248H89ZM93 249H94V248H93ZM93 249H92V252H91V250L89 251V254L93 253ZM104 249H106V247H105ZM140 249H141V248H140ZM140 249H138L139 252L141 251ZM143 249H144V248H143ZM146 249H147V247H145L144 250H146ZM155 249H154V251H157V250H155ZM168 249H169V247H168L167 249L165 248L164 250L162 249V250H163L162 252H165V250L167 251ZM175 249H176V248H175ZM175 249H174V250H175ZM191 249H192V248H191ZM238 249H239V251H238ZM27 250H28V249H27ZM27 250H25V251H27ZM33 250H34V248H33ZM40 250L42 251V253L44 252V250H43L42 248H41ZM40 250H36V251H39V253H40ZM80 250L83 251L84 249L82 248V249H80ZM98 250L100 251L101 248L98 249ZM98 250H97V251H98ZM113 250H114V249H112L111 251H113ZM119 250H115V251L112 252V253L114 254L116 251H119ZM121 250H123V247H122ZM121 250H120V251H121ZM124 250H125V249H124ZM149 250H150V251H151V250L153 251V249H147V251H149ZM171 250H170V251H171ZM177 250H178V247H177ZM177 250H176V252H175V251H173V252L176 253V255L180 257V255L177 254V252H179V251H177ZM221 250L218 248V251H216L215 253H218V252L221 251ZM31 251H32V248H31V250L29 251L30 254H31ZM57 251H59V252H57ZM75 251H74V253H75ZM78 251H79V249H78ZM82 251H81V252H82ZM84 251H85V250H84ZM86 251H87V250H86ZM97 251H95V252H97ZM103 251H104V250H103ZM109 251H110V250H109ZM120 251H119V253H117V254H121ZM128 251H127V252H128ZM135 251H136V250H135ZM135 251H133V252H135ZM142 251H143V250H142ZM142 251H141V252H142ZM150 251H149V252H150ZM154 251H153L152 253H154ZM158 251H159V250H158ZM158 251H157V253H158ZM160 251H161V249H160ZM160 251H159V253H161ZM168 251H169V250H168ZM170 251H169V252H170ZM180 251H181V250H180ZM186 251H187V250H186ZM190 251H191V250H190ZM190 251H189V253H191ZM194 251H192V252H194ZM201 251H202V250H201ZM203 251L205 252V250H203ZM27 252H28V251H27ZM90 252H91V253H90ZM95 252H94V253H95ZM100 252H101V251H100ZM106 252H103V253H106ZM121 252H122V251H121ZM127 252H126V254H124V253H125V251H124L123 254H124V255H127V254L129 255V253H130L131 251H130L129 253H127ZM133 252H131V253H133ZM173 252H172L173 255H170V256H172V257L175 256V254H174ZM199 252H200V251H199ZM204 252H202V253H200V254L203 255ZM239 252H240V254H239ZM13 253H15V252H13ZM16 253H18V252H16ZM20 253H21V252H20ZM23 253H24V252H23ZM32 253H33V252H32ZM34 253H35V250H34ZM36 253H37V252H36ZM58 253H59V254H58ZM63 253H64V252H63ZM63 253H62V254H63ZM67 253H68V252H67ZM72 253H73V252H72ZM78 253H80V252H78ZM86 253H87V252H86ZM86 253H85V254H86ZM94 253H93V254H94ZM103 253L101 252L100 255H103V256H104ZM109 253H111V252H109ZM131 253H130V254H131ZM157 253H156V255H157ZM159 253H158V254H159ZM183 253H180V254H182L181 257L184 256ZM187 253H188V252H187ZM189 253H188V254H189ZM195 253H196V252H195ZM211 253H213V252H211ZM219 253H220V252H219ZM24 254H26V253H24ZM40 254H41V253H40ZM76 254H77V253H76ZM76 254H75V255H76ZM85 254L82 256L83 259H84V257H86V256L88 255V253H87L86 256H85ZM115 254H116V253H115ZM117 254H116V256H117V257L119 256L118 258H120V262H121V260H122V262H123V260H124L125 258L122 259L121 257H123L124 255L122 254L121 257H120V255H117ZM137 254H138V253H137ZM139 254H140V253H139ZM148 254H149V253H148ZM150 254H151V252H150ZM154 254H155V253H154ZM168 254H169V253H168ZM168 254H167V255H168ZM185 254H186V252H185ZM198 254H199V253H198ZM200 254H199V255H200ZM209 254H210V253H209ZM18 255H19V254H18ZM22 255H23V254H22ZM47 255H48V254H45V256H46V260H47V259L49 260L50 255L48 256L49 258L47 257ZM66 255H67V254H66ZM66 255H65V256H66ZM68 255H69V256H68L69 258H70V256H72L71 258H73V256H74V254H73V255L68 254ZM106 255L108 256L109 254H106ZM133 255H134V254H133ZM133 255H129V256H127V258H130V256H132V258L134 259V256H133ZM141 255H143V253H142ZM144 255H145V253H144ZM144 255H143V256H144ZM156 255H155V256H154V255L152 256V254H151V255H149V256L156 257ZM159 255H160V254H159ZM167 255H166V258H167ZM190 255H191V254H190ZM192 255H195V254H192ZM199 255H198V256H199ZM234 255H235V254H234ZM20 256H21V254H20ZM24 256H25V255H24ZM53 256H51V257L53 258ZM61 256H62V255H60V257H61ZM65 256H62V257H65ZM92 256H93V255H90V259L87 258L88 260H86V261H88V263L90 262L89 260H91V257H92ZM98 256H99V255H98ZM98 256L96 255V256L94 257L95 260L97 259ZM111 256H112V255H111ZM116 256H115V257H116ZM136 256H137V255H136ZM136 256H135V257H136ZM149 256H148V258L146 257V255H145L144 257H146L149 261H152V263H154V261H155L156 259H154V258H153V259H152V258L150 259ZM160 256L162 257V256H163V253H162V255H160ZM177 256H176V257H177ZM200 256H201V255H200ZM248 256H249V255H248ZM21 257H22V256H21ZM27 257H28V256H27ZM38 257L41 258L39 255H38ZM42 257H43V256H42ZM77 257H78V258H77ZM77 257H75L77 260H81V259H82V258H81V254H78ZM79 257H80V259H79ZM100 257H101V256H100ZM113 257H114V256H113ZM113 257H112V258H113ZM125 257H126V256H125ZM144 257H139V256H138L139 259H140V258L143 259ZM164 257H165V255H164ZM172 257H170L169 259L167 258V259H168V260H171ZM176 257H175V258H176ZM195 257H197V255L194 256V258H195ZM16 258H17V257H16ZM25 258H26V257H25ZM25 258L23 259V257H22L21 259L25 260ZM29 258H30V256L27 258L28 260H27V259H26V260H27V261H30ZM39 258H38V259H39ZM44 258H45V257H44ZM44 258H43V259L41 258V259L44 260ZM65 258H66V260L69 259V258H67V256H66ZM102 258H104V257H102ZM102 258H100V260H103ZM107 258H108V257H107ZM118 258H117L116 262H115L114 259H113V260L111 261V264H112V263H115V264H116L117 261H119ZM132 258H130V259H132ZM136 258H137V257H136ZM177 258H178V257H177ZM194 258H193V261H195ZM233 258H238V257H236V256L234 257V256H233ZM21 259H20V261H21ZM38 259H36V260H38ZM41 259H40V260H41ZM50 259H51V258H50ZM73 259H74V258H73ZM98 259H99V257H98ZM98 259H97V260H98ZM130 259H129V261H130ZM133 259H132V261H133ZM147 259H146V260H147ZM157 259H158V256H157ZM164 259H165V258H164ZM164 259H163V261H164ZM172 259H173V258H172ZM199 259H200V260H203L204 258H203V259L199 258ZM33 260H34V259H33ZM51 260H52V259H51ZM53 260H54V259H53ZM53 260L50 261L51 264H52ZM59 260H61V262H62V259H59ZM74 260H75V259H74ZM74 260H71V261H73V262L75 263ZM77 260H76V261H77ZM84 260H85V259H84ZM97 260H96V261H97ZM104 260L106 261V258H104ZM104 260H103V261H104ZM126 260L128 261V259H126ZM136 260H138V259H136ZM136 260H135V261H136ZM146 260H145V261L143 260V263L146 262V264H148V260H147V261H146ZM158 260H159V259H158ZM158 260H156V262H158ZM161 260H162V259H161ZM161 260H159V261H161ZM168 260L165 261V262H167V264H168ZM177 260H178V259H177ZM200 260H199V261H200ZM12 261H14L15 263H12ZM31 261H32V259H31ZM92 261H93V258H92ZM98 261H99V260H98ZM98 261H97V262H98ZM107 261H108V259H107ZM107 261H106V262H107ZM124 261H125V260H124ZM127 261H126V262H127ZM132 261H131V262H132ZM135 261H134V262H135ZM179 261H180V259H179ZM196 261H197V260H196ZM204 261H205V260H203V262H204ZM210 261H211V255H210L209 262H210ZM32 262L35 264L34 261H32ZM38 262H40V261L38 260ZM48 262H49V261H48ZM64 262H65V261H64ZM64 262H63V263H64ZM68 262H69V261H68ZM79 262H80V261H79ZM83 262H84V261H83ZM99 262H100V261H99ZM109 262H110V261H109ZM122 262H121V263H122ZM131 262H130V263H131ZM134 262H132L131 264H133ZM140 262H141V261H140ZM156 262H155V263H156ZM165 262H163V264H164ZM173 262H174V264H175V261H173ZM176 262H177V261H176ZM181 262H182V261H181ZM200 262H201V261H200ZM200 262H199V263H200ZM29 263H30V264H33V263H31V262H29ZM44 263L46 264V262H44ZM69 263L72 264L71 262H69ZM81 263H82V260H81L80 264H81ZM86 263H87V262H86ZM86 263H84V264H86ZM91 263H92V262H91ZM91 263H90V264H91ZM94 263H95V262H93V264H94ZM118 263H119V262H118ZM118 263H117V264H118ZM149 263L151 264V262H149ZM155 263H154V264H155ZM159 263H160V262H158V264H159ZM178 263H179V262H178ZM207 263H208V262H207ZM53 264H55V263H53ZM60 264H62V263H60ZM65 264H67V263L65 262ZM76 264H78V263H76ZM82 264H83V263H82ZM99 264H100V263H99ZM103 264H105V263H103ZM109 264H110V263H109ZM122 264H125V263H122ZM128 264H129V263H128ZM135 264H136V263H135ZM138 264H139V262H138ZM140 264H142V263H140ZM161 264H162V262H161ZM165 264H166V263H165ZM169 264H171V262H170ZM172 264H173V263H172ZM181 264H182V263H181ZM194 264H196V263H194ZM200 264H204V263H200Z\"/></svg>", "mask_w": 264, "mask_h": 264}]
</instances>
